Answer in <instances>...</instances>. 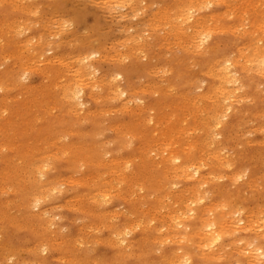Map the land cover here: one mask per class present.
Wrapping results in <instances>:
<instances>
[{
  "label": "rangeland",
  "instance_id": "obj_1",
  "mask_svg": "<svg viewBox=\"0 0 264 264\" xmlns=\"http://www.w3.org/2000/svg\"><path fill=\"white\" fill-rule=\"evenodd\" d=\"M3 1V0H2ZM1 0H0V3L2 2ZM4 1H6L5 3L4 2H2V4H0V5H2V6H0V24L2 25V30L0 29V31L2 32V34L0 33V38L1 39H3L4 40V42H3V40H0V43H1V41H2V43H1V45H2V47H1V45H0V62L2 61V63H0V66L2 67H0V88H2V90L0 89V111L2 110V107H3V111H1L0 113L1 114H3V116L0 114V117L2 118V120H1V118H0V132H3L4 133V135H5V133L8 131L9 132V129H10V132L11 133H6L7 135H5L4 137H3V133H1L0 134V140L2 141V140H4V141H2V143L0 142V147H1V151H0V170L2 169V168H4L3 170H5V171H8L7 173H9L8 175H7V173H6V175L5 174H3L2 172H0V204H1V209H0V218H1V222L3 223V225H2V223L0 222V243L2 242V244H0V264H25L26 262H28L29 264H45V262L47 263V264H66V262H67V264H99L98 262H97V260H99V262H101V260H103V262H101V264H105V262H106V264H122V262L123 261H125V263L123 262V264H147L146 262L148 261V263L149 264H159V262H160V264H171L170 263V261H171V259H173L174 257H172V254H173V252L175 253V258L174 259H176V257L178 258V257H182V255H183V252H184V254L186 253V254H188L189 256H190V260H191V263H189V264H201V263H203V262H205V261H207V263L205 262V264H230V263H232L233 261V264H236V263H238V261H241V263L240 264H245V262H246V264H253V262H250L249 260L251 259V260H255L256 258H258L259 260H257V262H260V263H258V264H264L263 262H262V260H264V256L261 258V256L260 255H257L256 254V258L254 257V255L252 254H249V253H247L248 252V250L246 249V248H248L249 246V244H253L257 239H258V242H255V243H257V244H255L254 243V245H256V246H258V245H260V246H262V249H263V251H264V226H263V224H264V218H263V216H264V213H263V215H262V212H264L263 211V209H264V189H260V187L262 186V182H260V181H258V180H260L261 179V177H262V180L261 181H263V183H264V158H263V156H264V130L262 131V132H260L259 130L261 129L262 130V127H263V129H264V125L263 126H260V125H262V124H264V117H262L261 115H263L264 116V92H262V91H264V74L263 73H259L258 71L257 72H254V71H256V70H254V69H252L251 70V72L253 73H250V71H249V73H248V69H251L250 67L249 68H245V66H247V64L244 66V63H245V60L247 59V56L245 57V55H247L248 53H246V52H250L249 53V55H248V57L252 54V53H254L253 51H255L257 48H262V47H264V40H263V38H262V36H264V34L262 33V32H264L263 31V29H264V27H262V26H264V14H262V12L264 13V8H262V7H264V4H261V3H264V1L263 0H248V2L246 3L247 5H249V3H253V1H254V3L252 4L253 6H252V8H249L250 6H251V4L249 5V6H247L250 10H248V12H247V7H246V5H245V2L243 1V3H242V5H241V0H231L232 1V4H230L231 3V1L230 0H227L228 1V3L230 4V5H228L227 4V1L226 0H222V1H217V2H213V1H215V0H197L196 1V3L197 2H199V4H198V8H202L203 7V4L206 2H208L209 3V5H210V8H209V5H208V3L206 4H204V5H206V6H204V10H202L201 9V11H199L198 13H196V16L197 17H199L201 14L203 15L202 17H203V19H202V23H205L206 25H204V24H201L202 25V29H204V30H202L201 32H209V33H211L210 34V38H209V40H208V43L206 42V43H203L205 46H209V47H205L203 44V48H210V49H208V51L207 50H203V48H202V46L200 45V43H201V41H200V39H197L196 41H197V45L199 46L200 45V47H198V46H196V44H194V41H193V31L191 32V30H189V28H187L188 26H189V24H182L181 26H184V28H182L181 29V27L179 26V28H177L178 26L177 25H174V24H176L177 22H179V20H177L178 18H177V12L176 13H174V14H172V8H173V10L174 9H176V8H178V6H180L181 4H185V2L186 1H188V0H136V4H135V2H134V0H132V2H134V4H132V3H130L131 2V0H127V1H124L123 2V0H116L115 1V4H114V0H108L107 2H106V0H104V1H102V0H32L33 1V3L32 2H30L29 0H21V2H19V0H13L15 3H12L13 1L11 0V2H10V0L9 1H7V0H4ZM17 1V2H16ZM22 1H24L23 2V5H25L26 7H27V5L26 4H28V5H30L29 3H31V5L30 6H28L27 8H31V10L33 11V13H25V12H28L29 11V9H27L26 7H24V6H20V5H22ZM25 1H26V3H25ZM29 1V2H28ZM98 1H100V2H98ZM117 1H119V2H117ZM178 1V2H177ZM195 1V0H194ZM210 1V2H209ZM250 1V2H249ZM258 1V2H257ZM12 4V6H10L11 4ZM104 2V4H102ZM110 2V3H109ZM117 2V3H116ZM172 2V3H171ZM179 2H180V4H179ZM202 2H204V3H202V6L200 7V5H201V3ZM224 2H225V4H224ZM5 5H4V4ZM25 3V4H24ZM47 3H49L48 5H47ZM97 3V4H96ZM119 3H120V5H121V8L119 7L120 5H119ZM178 3V4H177ZM212 3H214V5L212 4ZM215 3H217V4H220V5H217L216 6V4ZM222 3V4H221ZM239 3V4H238ZM261 5H260V4ZM16 4H17V6H16ZM18 4H20V5H18ZM41 4V5H40ZM107 4H112L111 5V7L112 6H114V8H113V10L111 9V7H110V5L108 6ZM118 4V5H117ZM130 4H132V5H130ZM254 4H256V5H254ZM41 6L40 8L38 7V6ZM43 5H46V6H43ZM50 5V6H49ZM119 7V8H117V6ZM122 5L123 6H126V7H122ZM130 5V6H129ZM169 5V6H168ZM172 5V6H171ZM233 6V8H232V6ZM238 5H240L239 7H238ZM259 5V6H258ZM263 5V6H262ZM43 6V7H42ZM108 6V7H107ZM131 6H133V7H131ZM167 6H168V8H167ZM228 6H229V8H231V9H229L228 8ZM231 6V7H230ZM234 6H235V8H234ZM243 8H242V7ZM254 6H256L255 8L257 9L258 8V10L261 8L262 9V12L259 10H256L255 8H254ZM258 6V7H257ZM262 6V7H261ZM14 7H17V9H15ZM22 7H24V8H26V10H25V12H24V9L22 8ZM38 7V9H36V8ZM50 7V8H49ZM106 7V8H105ZM116 7V8H115ZM239 9H238V8ZM247 8V9H245V10H243L242 11V13H241V9H244V8ZM14 8V9H13ZM23 9V11L21 10V9ZM33 8V9H32ZM107 8H109L110 10H108ZM159 8V9H158ZM166 10H165V9ZM227 8V9H226ZM239 10H237V9ZM34 9H36V11L37 10H39V11H35ZM162 11H161V10ZM163 9H164V11H163ZM170 10V12L171 13H169V11L168 10ZM206 9V10H205ZM232 9L234 10H237V11H233L232 12V14H231V11H232ZM28 10V11H27ZM159 10H160V12H161V14H160V12H159ZM178 10V9H177ZM177 10H175V11H177ZM256 10V11H258L257 13H256V11L254 12V11ZM35 11V12H34ZM158 11V13H156ZM165 11L167 12V13H165ZM175 11H173V12H175ZM221 11V12H220ZM224 11V12H223ZM227 11H228V13H227ZM4 12V13H3ZM220 13L219 14V16L218 17H216V14L214 15V13ZM223 12V13H222ZM245 12H247L248 13V15H247V13L246 14H244ZM250 12H252V13H250ZM254 12V13H253ZM213 13V14H212ZM221 13H222V15H221ZM224 13H226V15L224 14ZM235 13V14H234ZM240 13V14H239ZM259 13H261V14H259ZM29 14V15H28ZM35 15V16H33V15ZM164 14V15H163ZM166 14V15H165ZM172 14V15H171ZM206 14V15H205ZM207 14H210V15H208L207 16ZM233 14L235 15V16H233ZM243 15V16H240V15ZM249 14H250V16H249ZM251 14H253L252 16H251ZM255 14H257V15H255ZM50 15V16H49ZM154 15H157V16H154ZM159 15H160V17H159ZM174 15H176V17H172V16H174ZM212 15V16H211ZM224 15V16H223ZM232 15V16H231ZM255 15V18L253 19L252 17ZM20 17V18H18V17ZM33 18H32V17ZM44 16V17H43ZM165 16V17H164ZM168 16H171L172 18H174V20H176L177 22H175V21H171L172 20V18H171V20H169L167 17ZM212 18H211V17ZM221 16H223L222 18H221ZM237 16V17H236ZM258 16V17H257ZM261 16H263V17H261ZM28 17V18H27ZM42 17V18H41ZM52 17V18H51ZM154 17V18H153ZM201 16L199 17V18H202ZM215 17V18H214ZM246 17H249V18H246ZM5 18V19H4ZM7 18V19H6ZM15 18H17V20L15 19ZM25 18V19H24ZM30 18H32V19H30ZM40 18V19H39ZM50 18V19H49ZM53 18H55V20L57 21L58 20V22H59V20H63V22H61L62 24H65V23H67V24H65V25H67V26H65L64 25V27L59 23L58 24V26L59 25H61L62 26V28L60 27H58L57 26V23L58 22H56ZM155 18H157V20H155ZM160 18V19H159ZM163 18H164V20H163ZM176 18V19H175ZM207 20H206V19ZM213 19V20H215V23H214V21L213 20H211V19ZM221 18V19H220ZM229 18H231V19H229ZM233 18V19H232ZM257 18H258V20H257ZM262 18H263V20H262ZM27 19H28V23H31V24H26L25 23V20H26V22H27ZM39 19V20H38ZM48 19V20H47ZM52 19V20H51ZM169 21H168V20ZM205 19V20H204ZM216 19H220V23H218V21H216ZM240 19V20H239ZM242 19V20H241ZM249 21H248V20ZM3 20H5V21H3ZM24 20V21H23ZM29 20H30V22H29ZM33 20V21H32ZM37 20V21H36ZM40 20L42 21L41 23H46L47 21H48V23H46L45 24V27L43 26L44 24H42L41 25V23H40ZM47 20V21H46ZM166 20H167V22H169L168 24H169V26H168V24H166L167 22H166ZM252 20H254L253 21V26H250V23H251V25H252ZM255 20H257V22L255 21ZM259 20H260V24H259ZM32 21V22H31ZM50 21V22H49ZM151 21H152V23H151ZM161 21V22H160ZM164 21V22H163ZM172 22V24H171V22ZM208 21H209V23H208ZM241 21V22H240ZM244 22V25H245V22L246 21H248L247 23L249 24H247V25H243L242 23ZM263 21V22H262ZM3 22H4V24H3ZM8 22V23H7ZM13 22V23H12ZM19 22V23H18ZM23 22L24 24H22L21 25V23ZM33 22H36L35 24L33 23ZM52 22V23H51ZM55 22H56V25H53V24H55ZM154 22V23H153ZM159 22V23H158ZM166 22V23H165ZM174 22V23H173ZM210 22L213 24H218L216 27H214L212 24H210ZM217 22V23H216ZM239 22H240V25H242L243 26V29H244V31L245 30H247V31H243L242 30V26H240V25H238L239 24ZM257 24H256V23ZM7 23V24H6ZM32 23H33V25H32ZM38 23V25H36ZM39 23H40V25H39ZM49 23H51L53 26H55V28H53V26L51 25V24H49ZM157 23V24H156ZM162 23V24H161ZM166 24V26H165V24ZM231 23V24H230ZM234 25H233V24ZM6 24V25H5ZM10 24V25H9ZM16 24V25H15ZM19 26H18V25ZM152 24H154L155 25V28H156V25H158V27L156 28V29H152V28H154V25H151ZM164 24V25H163ZM238 25V27H237V25ZM259 24V25H258ZM263 24V25H262ZM10 26V27H8V29H6L5 30V28H7V26ZM14 27V28H16L17 30H15L12 26ZM15 25V26H14ZM21 25V26H20ZM23 25H24V27H23ZM25 25H26V27H25ZM28 25V26H27ZM46 25H51L50 27L52 28V30L51 29H49V26H46ZM162 25V26H161ZM172 25H174L173 27V30L172 31H176L177 33H176V35H175V32H173L172 33V31L170 32V33H168V31H166L165 29H164V27L167 29V30H169V28H172L171 26ZM210 25H212V27H210ZM222 25H223V27H224V25H226L225 27L228 29H226V28H223L222 27ZM228 25H230V26H228ZM234 27L233 29H232V26ZM257 27H256V26ZM3 26H4V28H3ZM31 26H33L32 28H31ZM40 26V27H39ZM42 26V27H41ZM56 26L58 27V29H59V32H58V30H57V32L58 33H56ZM164 26V27H163ZM168 26V27H167ZM185 26H186V28H185ZM207 28H206V27ZM208 26H209V28H208ZM261 27V28H263L261 31H260V29L261 28H258V27ZM21 27V28H20ZM26 30L27 29V27H30L31 29H27L26 30V32H25V30L23 29V28ZM46 27H48L47 29H46ZM204 27V28H203ZM214 27V28H213ZM221 27V29L219 30V28ZM228 27H230L231 29H229ZM236 27L238 28V29H236ZM247 27V28H246ZM259 29V30H253V29H251V28H254V29ZM9 28L11 29L10 31H7V30H9ZM200 28V29H201ZM205 28L207 29V30H209V31H205ZM213 28V29H212ZM18 29H20V30H18ZM49 29V30H48ZM163 29V30H162ZM176 29V30H175ZM178 29H181V31H179ZM216 29V30H215ZM239 29H240V31H239ZM250 29V30H249ZM3 30L4 31H6V32H10V35L8 34V33H6V35H5V33H3ZM43 30H46V32L44 31V33H43ZM47 30H48V32H47ZM53 30H54V32H53ZM64 30V31H63ZM154 30V31H153ZM156 30V31H155ZM161 30V31H160ZM178 30V31H177ZM211 30V31H210ZM226 30V31H225ZM229 30H230V32H229ZM238 31V33H237V31ZM243 31V33L242 34H244V35H242L241 34V32ZM21 33V32H25V34L23 35H21L19 32ZM41 31V32H40ZM62 31V32H61ZM161 32V34H160V32ZM164 31V32H163ZM184 31H186V32H183ZM220 33H219V32ZM221 31H224V32H221ZM232 31H234V32H232ZM249 31H250V33H249ZM251 31H252V33H251ZM12 32H18V34L17 33H15V34H13ZM39 32L40 33H43V35L45 36H43L44 38H43V40L41 39L42 38V34L40 35L41 37H39L38 35H39ZM53 33V35H51L50 33ZM167 32V33H166ZM179 32V33H178ZM182 32V33H181ZM232 32V33H231ZM247 32V33H246ZM255 32V33H254ZM11 33H12V35H11ZM47 33H49L51 36H48V34ZM157 33V34H156ZM164 33H166V34H164ZM216 33V34H215ZM237 33V34H236ZM258 33H260V34H258ZM19 34L22 36H19ZM30 34L32 35V37L34 38V40H33V38L32 37H29L30 36ZM38 34V35H37ZM139 35V36H135V35ZM162 34H164V36H162ZM170 34V35H169ZM182 34L184 35L183 36V38H182ZM185 34H187V35H185ZM235 34V35H234ZM241 34V35H240ZM248 34H257V35H255L254 37L252 36V35H248ZM263 34V35H262ZM7 35H9V37L7 36ZM13 35L14 36H19V39H18V36L16 37L17 38V41H16V39H15V41L14 40H10V38L11 39H13L12 37H13ZM34 35V36H33ZM128 35H129V38L130 37H133L134 39L136 38L137 40V42H135V43H133L135 40L132 38V40H129V42L128 41H126V39H128ZM132 35H134V36H132ZM172 35V37H170ZM175 35V36H174ZM189 35H191V36H189ZM240 35V36H239ZM2 36V37H1ZM7 36V37H6ZM168 36V37H167ZM181 37V39L179 38L178 39V37ZM186 36V37H185ZM188 36V37H187ZM259 36H261V43H259L260 41H258V39H260V37ZM31 38L30 39V41L28 40V38ZM38 37V38H37ZM141 37V38H140ZM165 37V39H163ZM167 37V38H166ZM200 37V36H199ZM257 37V38H256ZM9 39V43L10 44H8V42L6 41V39ZM15 38V37H14ZM25 38H27V39H25ZM36 38L38 39V40H36ZM45 38L47 39V41L45 40ZM140 38V39H139ZM143 38V39H142ZM171 38V39H170ZM173 38H174V40H173ZM175 38H177V39H175ZM189 38V39H188ZM191 38V39H190ZM201 38V37H200ZM235 38V39H234ZM239 38V39H238ZM7 39V40H8ZM24 39L25 40H28V41H25L24 42ZM42 40V42H38V41H41ZM131 39V38H130ZM141 39H142V42H141ZM255 39H257V40H255ZM20 40V41H19ZM46 42H45V41ZM48 40H50V41H48ZM134 40V41H133ZM165 40V41H164ZM169 40V42H167ZM172 40V41H171ZM179 40V41H178ZM183 40V42H181ZM185 40L187 41H189V43H190V41L192 40L193 42H191L190 44L188 43V42H185ZM198 40L200 41V43L198 42ZM239 40V41H238ZM253 40H255V42H253ZM22 41L24 42L23 44H21L22 43ZM31 41H34V42H31ZM36 41L38 42V43H36ZM43 41H44V43H43ZM131 41V42H130ZM138 41H140L141 43H139ZM146 43H145V42ZM257 41H258V43H259V45L261 44V46H259L258 45V43H257ZM13 42V43H12ZM18 44H16V43ZM31 43V46L33 45H37V46H35L34 48H35V51H37L38 50V48H41L42 47V49L43 50H41V49H39V54L41 53V52H43L44 50H45V48H44V46H42L43 44L45 45V47L47 48L43 53H42V55H43V57H45L44 59V61H43V58H42V56H41V54H40V56H39V54H38V51H37V53L35 52L34 54H32V55H36V56H31V54H29V53H32V52H34V50H33V47H30L29 46V48H30V50H27V49H29L28 48V45ZM122 42H124L123 44H122ZM126 42H128L129 44L131 43V45H130V47L129 46H127L126 45ZM164 42V43H163ZM167 42V43H166ZM177 42H179L178 44H180V42H181V44L180 45H178L177 44ZM244 42L245 43H247V44H249L250 46H246L245 47V45H247V44H244ZM253 42V44H251ZM263 42V43H262ZM3 43H5V45L3 44ZM40 43L42 44V45H40ZM46 43H48V45H46ZM49 43H51V44H49ZM78 43V44H77ZM139 43V44H138ZM147 43H148V45H147ZM161 43H163L164 45H160ZM168 43H169V46H168ZM183 43V44H182ZM221 43V44H220ZM16 44V45H15ZM25 44V45H24ZM26 44H27V47H26ZM39 44V45H38ZM58 44H61V45H58ZM143 44H145V46L143 45ZM189 44V46H186V45H188ZM207 44V45H206ZM216 44H218V48H216L217 47V45ZM220 44V45H219ZM3 45H4V47H3ZM22 45V46H21ZM125 45V46H124ZM133 45V47H131ZM141 45H143L144 47L142 48V46ZM183 45H184V48H183ZM196 47H195V46ZM241 45V46H240ZM251 45H255V46H251ZM18 46H20V47H18ZM41 46V47H40ZM58 46V47H57ZM122 46H124L125 48H121ZM137 46V47H136ZM168 46V47H167ZM182 46V47H181ZM191 46V47H190ZM196 48H194V47ZM211 46V47H210ZM216 46V47H215ZM256 46H259V47H256ZM21 47H24L23 49H21L22 50V52H23V55L21 54V53H19L17 50H19ZM128 48V50H124V49H127ZM138 47H140V48H138ZM183 48V49H181L180 50V48ZM188 47L190 48V49H188ZM193 47V48H192ZM212 47H213V49H212ZM214 47H215V50H214ZM241 48V49H239V50H237L238 48ZM245 47V48H244ZM250 47H254L255 49L253 50L252 48H250ZM3 50H2V49ZM58 48H59V50H58ZM74 48V49H73ZM102 48H104V49H102ZM119 48H120V50H119ZM142 48V49H141ZM186 48V49H185ZM200 48H202V49H200ZM250 48V51H248V49ZM25 49V50H24ZM37 49V50H36ZM102 49V51H100ZM129 49H130V51H129ZM185 49V50H184ZM193 51H192V50ZM247 49V51H245ZM11 50L12 51H14V53L13 52H11ZM31 50H33V51H31ZM74 50V51H73ZM80 50V51H79ZM117 50V51H116ZM134 50V51H133ZM138 50H140V52H138V54H136L137 53V51ZM187 50V51H186ZM201 52H200V51ZM241 50L244 52V54L241 52ZM2 51V52H1ZM9 51H10V53H9ZM15 51H17V52H15ZM20 51V50H19ZM27 51H29V53L27 52ZM55 51H57V52H55ZM116 51V52H115ZM118 51H119V53H118ZM122 51V52H121ZM123 51H129V52H127V53H130L129 55H127L126 53H124ZM190 51V52H189ZM199 51V52H198ZM202 51H204V53H205V55H204V53L202 52ZM205 51H207V52H205ZM215 51V52H214ZM4 52H8V54L6 55ZM57 53V55H53V53ZM62 52H63V54H64V56H63V54H62ZM80 52V53H79ZM82 52V53H81ZM83 52H85L84 54H83ZM86 52H87V54L89 55V52L90 53H94L93 55H92V57H93V59H91L90 60V64H94V68L92 67L91 68V70H90V67H89V65H88V67H89V71L87 70V66H86V63H83L82 64V59L85 57V56H87V55H85L86 54ZM131 52H133L132 54H131ZM136 52V53H135ZM228 52H229V54H228ZM241 53V54H239L238 55V53ZM12 53H13V55H12ZM17 53H19V54H17ZM72 53V54H71ZM120 53H121V55H127L126 57L127 58H124L123 56H120ZM123 53V54H122ZM194 53V54H193ZM201 53V54H200ZM233 53V54H232ZM235 53V54H234ZM3 54V55H2ZM9 54H11V56L9 55ZM14 54L16 55L17 54V56H20V54L22 55L21 57H22V59H26V56L27 55H29V57L31 56L32 57V59H30L29 58V60H28V62L26 61V60H24V63L25 62H27V63H30V64H28L27 65V63H22V61H21V57L20 58H18L17 59V56H15L14 57ZM24 54H26V55H24ZM37 54H38V57L40 58H38V59H34V57L36 58L37 57ZM45 54V55H44ZM61 55V56H63V57H65V58H63V57H61V56H58V55ZM67 54V55H66ZM79 54H81L80 56H82L81 58L79 57ZM207 54V55H206ZM224 56H223V55ZM231 54V55H230ZM237 54V55H236ZM70 55V56H69ZM72 55V56H71ZM76 55H78V57H79V59L81 60L80 62H79V59H78V57L76 56ZM84 55V56H83ZM105 55V56H104ZM131 55V56H130ZM135 55V56H134ZM228 55V56H227ZM229 55L231 56L230 57V59L232 58V57H234V58H232L233 60H238L239 62V67L242 69V68H244L243 69V72H240V75H238L239 77H241V75H242V79L244 80V83H245V85H246V87H248V88H241L240 90L242 91L240 94H238L240 91H238V93H235L234 95L235 96H237L238 95V98L236 97V99H240L239 97H241L242 99H240L239 101L237 100H235V98H234V100H235V102H233L232 100H233V96L231 95V97H229L230 99H223L224 97L223 96H219L218 94H222V88L223 87H221V85L219 84V82H218V80L216 79V70H218V66L221 64V62H224V60L227 58V59H229ZM236 55V56H235ZM9 56V57H8ZM24 56V57H23ZM58 57V60H57V57ZM68 58H67V57ZM107 56V57H106ZM115 56H117L118 58H116ZM130 56V57H129ZM178 56V57H177ZM192 56V57H191ZM3 57L5 58V60L3 59ZM11 57H13L14 59H10ZM55 57L56 59L55 60H53V58ZM72 57H77L76 59H78V61H76L75 60V58L73 59ZM121 59H120V58ZM184 57V58H183ZM223 57V58H222ZM224 57H225V59H224ZM7 58L9 59L8 61H7ZM27 58H28V56H27ZM47 58H49V61H48V59ZM63 58V59H62ZM180 58V59H179ZM181 58H183V61L181 60ZM192 58V59H191ZM194 58V59H193ZM218 58V59H217ZM221 58V59H220ZM246 58V59H245ZM20 59V60H19ZM42 59V60H41ZM47 59V60H46ZM51 59H52V61H51ZM59 59H60V63H59ZM62 59V60H61ZM71 59H73V60H71ZM115 59H119L118 60V62L120 63V62H122V63H117V61L115 60ZM192 61H191V60ZM223 59V60H222ZM14 60H15V62H14ZM30 60H32L33 62H31ZM34 60H36V62L35 63H38L39 61H40V63H38V65L37 64H35L34 63ZM39 60V61H38ZM68 60H69V62H68ZM73 61L72 63H73V65H74V63H75V65H74V67H73V65H71L72 63H71V61ZM120 60H122V61H120ZM181 60V61H180ZM187 60V61H186ZM191 62H195V63H191L190 64V61ZM217 60V62L215 63L214 61H216ZM243 60V61H242ZM3 61H7V64H5V63H3ZM54 61V62H53ZM62 61V62H61ZM185 61V62H184ZM241 61L243 62L242 63V65L244 66V67H242V65H241ZM42 62V63H41ZM48 62V64H45V63H47ZM58 63V65H56V64H54V63ZM68 64H70V65H68ZM77 62H79L78 64H80V65H83V66H85V68L84 67H81V68H79L80 67V65H79V67H78V64H76ZM15 63V64H14ZM20 63H21V65L23 64L24 65V68L25 67H29L28 69H29V71H28V69H24V68H22L23 67V65L21 66L20 65ZM34 63V64H33ZM66 63V64H65ZM204 63V64H203ZM208 63V64H207ZM215 63V64H214ZM3 66H2V65ZM32 64V65H31ZM49 64H51V72H53L51 75L49 74V76H47L48 75V73L47 72H49L50 71V69L48 68L49 67ZM60 64V65H59ZM65 64V65H64ZM189 64L191 65L190 67H189ZM218 64V65H217ZM223 64V63H222ZM17 65V66H16ZM34 65V66H33ZM54 65H56V66H54ZM198 65V66H197ZM211 65V66H210ZM248 65H249V63H248ZM14 66V67H13ZM18 66H20V67H18ZM30 66H32V67H30ZM35 66H37V68L35 67ZM41 68V70L43 69V74H42V71H40L39 70V67ZM52 66H54L53 68H52ZM58 66V67H57ZM62 66V67H61ZM193 66L195 67V66H197V68L195 67V69L193 68ZM208 66H210V67H208ZM35 67V68H34ZM59 67H61V68H59ZM66 67H70L69 69L67 68V70L65 69ZM170 67V68H169ZM189 69H188V68ZM207 67H208V69H207ZM212 67H213V71L215 72V73H213L212 74V72L213 71H211L212 70ZM10 68H13V70L11 69L10 70ZM17 68H19V69H17ZM20 68H22V69H20ZM47 68V69H46ZM58 68H59V70H58ZM75 68H77L76 70H74ZM84 68V69H83ZM169 68V69H168ZM172 68V70H170ZM190 68H193V69H190ZM219 68H220V66H219ZM16 69V70H15ZM45 69V70H44ZM82 69V70H81ZM87 70L88 72H86V71H84L83 73H85L86 72V74H87V78L88 79H86V76L85 77H78L79 75H82V74H79V75H77V73H81L83 70ZM166 69V71L165 72H170L169 74L168 73H165V78H164V74H163V77H162V70H165ZM216 69V70H215ZM10 70V71H9ZM25 70H26V72H25ZM46 70H48V71H46ZM62 70H64V71H61ZM68 72V73H66V71ZM77 70H80L79 72L77 71ZM92 70H94V71H92ZM169 70V71H168ZM209 70V71H208ZM8 71V72H7ZM16 73H15V72ZM18 71V72H17ZM39 71V72H38ZM70 71V72H69ZM74 71H76V74H75V72ZM94 72L93 73V75H92V72ZM185 72L184 74H183V72ZM206 71V72H205ZM19 72H21L20 74H18ZM47 73V75H45L46 73ZM50 72V73H51ZM58 72H60V74L58 75ZM63 72H65V73H63ZM91 72V73H90ZM161 72V73H160ZM180 72V73H179ZM190 72V73H189ZM195 72V73H194ZM6 73H8V74H10L11 76H8V74H6ZM23 73H26V74H23ZM73 73V74H72ZM88 73H90V74H88ZM182 73V74H181ZM194 73V74H193ZM18 74V75H17ZM64 74H65V78H66V80L64 79ZM86 74H83L82 76H84V75H86ZM105 74V75H104ZM109 74V75H108ZM159 74H161V75H159ZM167 74V75H166ZM179 74V75H178ZM209 74H211V76L209 75ZM260 74H262V75H260ZM4 75V76H3ZM6 75V76H5ZM24 75H26L25 77L27 78L26 80H25V78H23L24 77ZM61 75V76H60ZM67 75V76H66ZM215 75V76H214ZM13 76V77H12ZM17 76V77H16ZM19 76V77H18ZM22 76V77H21ZM28 76H29V78H28ZM55 76H57V78L59 77V79H58V81L56 80L57 78L55 77ZM72 76V77H71ZM75 76V77H74ZM90 76V77H89ZM105 76V78L104 79H108L110 76V78H111V80L113 79L114 81H113V83L112 82H110V85L109 84H107L109 81H111V80H108V82H105L106 80H104V79H101L102 77H104ZM109 76V77H108ZM178 76V77H177ZM213 76V77H212ZM262 76V77H261ZM3 77V78H2ZM6 77H7V79H6ZM21 77V78H20ZM49 77V78H48ZM53 77V78H52ZM68 77V78H67ZM76 77L78 78V80H79V78H80V80L78 81L77 79H76ZM112 77H114V78H112ZM177 77V78H176ZM191 77V78H190ZM8 78L10 79V82H9V80H8ZM19 78H20V80H25L26 81V83H23V81L21 82V81H18L19 80ZM48 78V79H47ZM61 78H63V79H61ZM70 78H71V80H70ZM73 78V79H72ZM75 78V79H74ZM81 78H82V80H81ZM162 78H163V80H162ZM176 78V79H175ZM3 79H6V80H3ZM13 79V80H12ZM61 79V80H60ZM194 79V80H193ZM3 80V82H4V84H3V86H2V81ZM8 80V81H7ZM59 80L61 81V82H59ZM100 80H102V82H100ZM151 80V81H150ZM193 81V84H192V81ZM251 80H253V81H251ZM24 81V82H25ZM63 81H64V83H63ZM82 81V82H81ZM100 83H99V82ZM191 81V83L189 84V82ZM195 81H197L196 83H195ZM251 81V82H250ZM10 84V85H8V83ZM11 82H13L14 84H16L15 86H13L12 85V83ZM16 82V83H15ZM17 82H21V84H19V83H17ZM71 83V85L73 84V82H75L77 85H73L74 87H79V86H81L82 87V85H83V90H84V94H83V101L84 102H86L87 101V104L89 105H86V107H85V109L84 110H81L79 107V109L77 110V112H76V105L78 106V104H77V101H73V103L71 104L70 102H71V99H70V97H68L69 95H68V93L67 92H64V88L66 87L65 86V84L66 85H68L69 83ZM81 82V83H80ZM83 82H86L85 84H90L88 87H85V84L83 83ZM164 82H168V86H167V83H166V85H164L165 83ZM205 82V83H204ZM59 83H62L63 85L61 86V84H59ZM74 83V84H75ZM83 83V84H82ZM93 83V84H92ZM94 83L96 84V85H94ZM115 83V84H114ZM151 83V84H150ZM152 83H154V84H152ZM17 84H19L18 86H17ZM78 84H82V85H78ZM97 84H99V85H97ZM111 84H113V85H111ZM146 84V85H145ZM157 86H156V85ZM184 84H186V85H184ZM197 84V85H196ZM212 84V85H211ZM214 84V85H213ZM257 84V85H256ZM258 84H260V85H258ZM33 85V86H32ZM94 85V86H93ZM148 85L150 86V87H148ZM170 85H171V87H170ZM172 85L174 86V88H176L177 89V91L174 89V88H172ZM184 85V86H183ZM190 85V86H189ZM196 85V86H195ZM248 85V86H247ZM6 86V87H5ZM11 86V91H10V87ZM17 86V87H16ZM23 86V87H22ZM30 86H32V88H29ZM34 86H36L35 87V89H34ZM40 86L41 87H43V89H41L40 88ZM65 86V87H64ZM91 86H93V87H91ZM96 86V87H95ZM109 86V87H108ZM112 86V87H111ZM152 86V87H151ZM155 87V89H154V87ZM168 87H170L171 88V90H170V88H169V92H168V90H166ZM176 86V87H175ZM198 86V87H197ZM218 87V89L217 90H215L214 91V87ZM233 88V86L232 85H229V87H228V89L227 88H225V90H228V91H231V87ZM13 87V88H12ZM46 87V88H45ZM59 87V88H58ZM94 87L96 88V90L94 89ZM120 89V90H122V91H125V95H124V97H121V96H123V95H121L120 96V93H121V91H119L120 93H118L116 90L118 89V88ZM141 87L143 88V90H144V88L145 87H147V88H149V89H146L145 88V92L141 89ZM255 87V88H254ZM259 88V89H261V90H255L254 91V89H256V88ZM7 88H9V89H7ZM37 88V89H36ZM90 88H92V90H90ZM129 88V89H128ZM199 88V89H198ZM7 89V90H6ZM62 89V90H61ZM136 89H137V91H136ZM140 89V90H139ZM151 89V90H150ZM177 92H175L174 90ZM187 89H189V91L187 90ZM6 90V91H5ZM28 90H30V91H28ZM60 90V91H59ZM66 90V89H65ZM111 90V91H110ZM129 90H130V92H131V94H130V92H129ZM133 90H135L134 92H132ZM142 90V91H141ZM148 90H150L151 92H152V90H154L152 93H149L148 92ZM158 90V91H157ZM174 92H173V91ZM191 90V91H190ZM244 90V91H243ZM5 91V92H4ZM8 91V92H7ZM68 91V90H67ZM95 91V92H94ZM113 91H116L115 92V95L117 96V97H119V98H117L116 96L114 97V92ZM155 91H156V93L157 92H159V93H157V95H155ZM160 91H161V93H160ZM186 91H187V93H186ZM246 91V92H245ZM260 93H259V92ZM31 93V94H29V93ZM91 92V93H90ZM128 92H129V94H128ZM137 92V93H136ZM143 92V93H142ZM171 92H173V93H171ZM183 92V93H182ZM190 92H192V93H190V95H187V96H189V97H187L186 95H184V93L185 94H189ZM210 92V93H209ZM219 92H221V93H219ZM237 92V91H236ZM247 92H249V93H247ZM257 92V93H256ZM28 93V94H27ZM67 93V94H66ZM90 93V94H89ZM96 95H95V94ZM179 93V94H178ZM181 93H182V95H181ZM212 93V94H211ZM215 93V95L217 96V97H215V95H213ZM245 93V94H244ZM247 93V94H246ZM258 93H259V95H258ZM19 94V95H18ZM66 94V95H65ZM94 94V95H93ZM126 94H128L129 95V97H128V95H126ZM140 94H142V95H140V99H142V101H141V103H140V101H138V99L139 98H137V96H139ZM167 94V95H166ZM174 94V95H173ZM193 94H195V95H193ZM249 94V95H248ZM7 95V96H6ZM23 95V96H22ZM24 95H26L25 97H24ZM43 95V97H41ZM68 95V96H67ZM89 95V96H88ZM92 95H93V98H92ZM98 95V96H97ZM135 95V98L133 97ZM179 95H181V96H179ZM248 97H250V96H252V98L250 97H248L247 99L245 98L246 96ZM253 95H254V97H253ZM14 96V97H13ZM31 96V97H30ZM65 96H67L66 98H69L70 100L69 101H65ZM94 96H95V99L97 98V100H95L94 99ZM184 96H186V97H184ZM198 96H200L199 98H198ZM212 96H214L215 98H217V100H215V98L214 97H212ZM218 96H219V98H218ZM242 96H245L244 98L246 99H243V97ZM257 96V97H256ZM6 97H7V99H6ZM16 97L18 98V99H16ZM29 97L32 99V101H31V99H29ZM34 97L36 98L37 97V99L35 100L34 99ZM59 97V99H57ZM128 97V98H127ZM130 97H131V99H130ZM190 97H191V99H190ZM197 97V98H196ZM212 98V100L210 99V101H208V98ZM220 97H222V98H220ZM256 97V98H255ZM15 98V100H13ZM24 98V99H23ZM65 98V99H64ZM174 98V99H173ZM184 98H186V99H184ZM196 98V99H195ZM204 98H205V102H204ZM206 98H207V100H206ZM214 98V99H213ZM232 98V99H231ZM255 98V99H254ZM5 99H6V101H5ZM12 100V102L10 101V100ZM19 99H21V100H19ZM27 99H28V101H27ZM62 99V100H61ZM123 99H126L125 101H128V103H129V105H127L126 103L124 104V100ZM179 99V100H178ZM195 101H194V100ZM201 101H200V100ZM219 99H221V102H219L220 100ZM251 99H253L254 100V102L251 100ZM9 100V101H8ZM39 100V101H38ZM45 100V101H44ZM58 100L59 101H61V105L59 104V102H58ZM144 100V101H143ZM156 100H158V102H156ZM162 100H163V102H162ZM178 100V101H177ZM203 100V101H202ZM231 100V101H230ZM242 100V101H241ZM246 102H245V101ZM2 101V102H1ZM5 101V102H4ZM33 101H35V102H33ZM62 101H65V102H62ZM122 101H124V102H122ZM133 101H134V103H133ZM160 101H161V103H160ZM187 101V102H186ZM222 101H224V102H226V106L224 105V102H222ZM228 101H229V103H228ZM248 101H252L251 103H247ZM7 102V103H6ZM8 102H9V104L11 105V107H12V105H13V109H11L10 108V106H9V104H8ZM11 102V103H10ZM23 102H24V105H23ZM32 102V104H29V103H31ZM58 102V103H57ZM68 102V103H67ZM170 102H172V104H170V105H172L171 107L169 106V103ZM179 102V103H178ZM186 102V103H185ZM190 102H191V104H190ZM195 104H194V103ZM198 102L199 103H201V104H198ZM208 102V103H207ZM214 102H216L215 104H214ZM230 102H231V104H230ZM4 103V104H3ZM8 105H6V104ZM33 103H37L36 105H34ZM43 103H46V105H44ZM64 103V104H63ZM121 103H122V105L124 106V107H126V108H124L123 106H121ZM131 103V104H130ZM143 103H144V106H143ZM175 103V105H173ZM178 103V104H177ZM182 103V104H181ZM207 103V105H208V107H207V105H204V104H206ZM223 103V104H222ZM247 103V104H246ZM42 104V105H41ZM60 106H59V105ZM66 104V105H65ZM67 104H69V105H67ZM70 104H71V106H72V108H71V106H70ZM74 104H76V105H74ZM142 104V108H143V111H142V114H141V116H140V114L138 113L139 112V110L141 111V106L140 105ZM145 104L148 106H146L145 107ZM162 104V105H161ZM187 104V105H186ZM193 104H194V106H195V108H193L194 106H193ZM214 104V105H213ZM218 104H220L219 105V108L220 109H222V113H221V110L220 109H218ZM231 106H230V105ZM239 104V105H238ZM2 105V106H1ZM15 105V106H14ZM25 105H30V106H25ZM47 105H48V107H47ZM125 105H127V106H125ZM134 106V107H132V106ZM161 105V106H160ZM168 105V106H167ZM177 105H179V106H177ZM180 105H181V107H180ZM185 105V106H184ZM189 105H191V106H189ZM197 105H199V106H197ZM204 105V106H203ZM222 105V106H221ZM224 105V106H223ZM5 106H7L8 108H5ZM23 106H25V107H23ZM31 106H35L34 108V110H33V107H31ZM57 106L59 107V109L57 110ZM67 106L68 107H70V108H67ZM75 106V107H74ZM88 106V107H87ZM130 107V109H129V107ZM139 107V108H137V107ZM187 106H189V107H187ZM200 106H202V108H200ZM214 108H213V107ZM228 106H230V109L226 112V110L225 109H227L228 108ZM234 106V108L232 109V107ZM241 106V107H240ZM21 107V108H20ZM51 107V108H50ZM64 107V108H63ZM119 107H123L124 109H122V111H121V108H119ZM132 107V108H131ZM150 107V108H149ZM168 107H169V109H168ZM175 107V109H172V108H174ZM176 107H177V109H176ZM184 107V108H183ZM185 107H187L188 108V110H187V108H185ZM197 107V108H196ZM199 107V108H198ZM204 107V108H203ZM224 107V108H223ZM237 107V108H236ZM5 108V109H4ZM27 108V109H26ZM30 108V109H29ZM37 108V109H36ZM46 108V109H45ZM67 108V109H66ZM94 108V109H93ZM138 110H137V109ZM141 108V109H140ZM151 109V108H153V109H155L154 111L152 110L151 112H149V110L148 111H146L147 109ZM159 108H161V109H159ZM163 108H164V110H163ZM180 108H181V110H180ZM190 108V109H189ZM216 108L218 109L217 111L219 112V113H217L216 112ZM8 109V110H7ZM10 109V110H9ZM48 109H50V110H48ZM62 109V110H61ZM71 109H73V111L71 110ZM90 109H92L93 110V112L94 113H92V111H90ZM129 109V110H128ZM134 109H136V110H134ZM145 109V110H144ZM159 109V110H158ZM166 109H167V111H166ZM183 109H185V110H183ZM197 109H199L198 111H197ZM205 109V110H204ZM232 109V110H231ZM238 109V110H237ZM11 110H14V111H11ZM19 110V111H18ZM23 110V111H22ZM33 110V111H32ZM36 110V111H35ZM67 110H68V112H67ZM69 110H71V111H69ZM97 110V111H96ZM125 110V111H124ZM131 110V111H130ZM134 110V111H133ZM189 110H191V111H189ZM193 110H195V111H193ZM202 110H204V111H202ZM231 110V111H230ZM234 110H237V111H239L240 110V112L242 113H240V112H235ZM263 111V113H262V111ZM25 111H26V115H25ZM27 111H29V112H27ZM38 111V112H37ZM49 111V112H48ZM58 111H60V112H58ZM78 113V116H77V114L75 113ZM78 111H80V112H78ZM171 112V115H170V112ZM172 111H174V112H172ZM179 111V112H178ZM189 111V112H188ZM205 111H208V113L206 112L205 113V115H204V113H202V112H205ZM229 111H230V113H229ZM232 111H234V112H232ZM248 113H247V112ZM256 111V112H255ZM259 111V112H258ZM10 112V113H9ZM12 112V113H11ZM41 112V113H40ZM70 112V113H69ZM82 112V113H81ZM88 112H89V114H88ZM97 112V113H96ZM133 112V113H132ZM155 112V113H154ZM166 112H168V113H166ZM175 112H178L177 113V116H179V118H180V120H179V118H178V120H177V118L176 117H173L174 115L176 116V114H174L173 115V113H175ZM185 112V113H184ZM187 112V113H186ZM195 112H197V113H195ZM199 112V113H198ZM214 112H216V113H214ZM225 114H229V116L228 115H226L225 117H223V114L224 113ZM244 112V113H243ZM249 112H251V113H249ZM261 112V113H260ZM37 113H38V116H37V118L39 119H36V115H37ZM49 113V114H48ZM51 113V114H50ZM58 113H59V115H61L60 117H59V115H58ZM81 113V114H80ZM96 113V114H95ZM135 113V114H134ZM138 115H137V114ZM149 113L151 114V113H154V115H156L155 117L153 116V115H149ZM184 113V114H183ZM190 115H189V114ZM221 113V114H220ZM248 115H247V114ZM255 113H259V116H256V115H258V114H255ZM19 114H22L21 116L19 115ZM24 114V115H23ZM36 114V115H35ZM45 114V115H44ZM55 114H56V116H55ZM65 114H67V115H65ZM70 114H72V115H70ZM82 114H85V115H82ZM90 114L91 115H93V116H91L90 117ZM95 114V115H94ZM130 114V115H129ZM133 114V115H132ZM165 116H164V115ZM166 114H169L168 116L166 115ZM193 114V115H192ZM196 114H198V118H196L197 117V115ZM199 114H200V116H199ZM201 114H203V115H201ZM208 114V115H207ZM209 114H211V115H209ZM216 114H220L219 116H220V121L221 122H223V126H222V124L221 125H217L218 123L216 122V120H215V118H216V116H218V115H216ZM246 114V115H245ZM253 114H254V116H253ZM261 114V115H260ZM4 115H5V117H6V115H8L6 118L4 117ZM19 115V120H17V116ZM64 115V116H63ZM87 115H89V116H87ZM146 115H149L150 116V118L152 119H150L149 118V116L147 117ZM161 115V116H160ZM184 115H186V116H184ZM187 115H189V116H187ZM192 115V116H191ZM212 115H214L215 117H213ZM245 115V116H244ZM13 116V117H12ZM23 116V117H22ZM26 116V117H25ZM35 116V117H34ZM40 116H42V117H44L43 119H40ZM65 116H68L67 118H65ZM70 116H72L71 118V120H74V121H71L70 120ZM80 116H85L84 117V119H83V117L81 118ZM161 117V119H163V120H160V117ZM167 116V117H166ZM172 116V118H171V120H170V117ZM210 116H212V118L210 117ZM218 116V117H219ZM17 117V118H16ZM22 117V118H21ZM25 117V118H24ZM32 117H34V119L36 120V122H35V120H34V122H32L33 120H30ZM50 117V118H49ZM135 117H137V118H139V120H141L140 121V123H139V120H137ZM157 117H158V119H157ZM163 117V118H162ZM185 117H189L188 119L187 118H185ZM193 117H195V118H193ZM202 117V118H201ZM207 117H209L208 119H210L211 121H213V122H211V121H209L208 119H207ZM260 117H262V118H260ZM16 118V119H15ZM57 118V119H56ZM81 118V119H80ZM143 118H144V120H143ZM146 118V119H145ZM149 118V119H148ZM167 118H169V122H167L168 121V119ZM173 118H175L174 119V122H173ZM183 118V119H182ZM201 118V119H200ZM213 118H214V120H213ZM223 118V119H222ZM251 118V119H250ZM6 119V120H5ZM15 119V120H14ZM49 119H50V121H49ZM65 119V120H64ZM134 119V120H133ZM148 119V120H147ZM155 119V120H154ZM167 119V121L165 122L164 120H166ZM185 119H187V121L188 122H186V120ZM194 119H195V121H194ZM223 121H222V120ZM239 119V120H238ZM250 119V120H249ZM13 120L15 121V122H13ZM43 120V121H42ZM77 120H78V122H77ZM126 120V121H125ZM135 120H136V122H135ZM142 120L145 122V126H144V123L142 122ZM145 120H147V122L149 121V123H150V125L149 124H146V121ZM157 120V121H156ZM176 120V121H175ZM201 120V121H200ZM206 120H208V121H206ZM246 120V121H245ZM9 121H11L12 122V124L9 122ZM17 121V122H16ZM21 121V122H20ZM23 121V122H22ZM90 121V122H89ZM93 121V122H92ZM94 121H95V123H94ZM153 121H156V122H153ZM161 122V124L162 125H159V123H157V122ZM201 123H199V122ZM203 121H206V122H203ZM243 121H245V123L246 124H248V125H246V124H244L243 123ZM252 121H253V123L254 124H252ZM29 122V123H28ZM31 122H32V125H33V123H34V125L33 126H31ZM39 122H42V124L41 123H39ZM50 122V123H49ZM64 122H65V124H64ZM70 122V123H69ZM77 122V123H76ZM92 122V123H91ZM97 122V123H96ZM126 123V122H128V125H126L125 124V127H123L124 126V124H122V123ZM129 122H130V124H129ZM164 122V123H163ZM198 122V123H197ZM209 124H208V123ZM217 124H216V123ZM220 122V123H221ZM250 122V123H249ZM16 123V124H15ZM17 123H19V124H17ZM23 123V124H22ZM131 123H132V126H131ZM143 123V124H142ZM154 123V125H152ZM155 123H157L156 124V126H155ZM165 123H167V126L165 125ZM168 123H170V124H168ZM174 123H176V125L174 124ZM183 123V124H182ZM189 123V124H188ZM205 123H207L206 125H205ZM234 123V124H233ZM259 123H262V124H260L259 125ZM29 126H27V125ZM61 124V125H60ZM119 124V125H118ZM121 124H122V126H121ZM136 124H138L139 125V127L138 126H136ZM171 124H172V126H171ZM182 124V125H181ZM185 124V125H184ZM188 124V125H187ZM196 124L197 126L195 127L194 125ZM211 124H213L216 128H214V126L212 125L211 126ZM232 124H233V127H234V129L232 128ZM236 124H239V125H236ZM250 124H251V126H250ZM6 125V126H5ZM22 125V126H21ZM68 125V126H67ZM113 125H115V126H113ZM159 125V126H158ZM163 125H165V126H163ZM168 125H169V128H170V131H169V129H168ZM175 125V126H174ZM180 125V126H179ZM183 125H184V127H185V129L183 128V130H181L182 129V127H183ZM199 125H201L200 127H199ZM244 125V126H243ZM256 125V126H255ZM258 125V126H257ZM8 126V130L6 129V127ZM16 126V127H15ZM42 126V127H41ZM53 126V127H52ZM67 126V127H66ZM94 126V127H93ZM110 126H112V127H110ZM117 126V127H116ZM153 126V127H152ZM157 126H158V128H160L159 129V135L156 133L157 131H158V129H157ZM178 126V127H177ZM194 127L195 129H193L192 127ZM204 126V127H203ZM209 126H211V127H213L212 129H211V127H209ZM220 126H222V127H220ZM19 127V128H18ZM22 127V128H21ZM30 128V129H28V128ZM59 127V128H58ZM61 127V128H60ZM64 127H66V128H64ZM74 127V128H73ZM96 127V129L98 128V130H96V129H92V128H95ZM99 127H100V129H99ZM122 128L121 130L119 129V128ZM128 127V128H127ZM133 128V130L131 131L130 129H132ZM135 127H136V129H137V127H138V129H140V130H142V128H143V130L142 131H137V130H135ZM140 127H142V128H140ZM146 127V128H145ZM162 127H163V130H162ZM164 127H166V128H164ZM180 127V128H179ZM187 127V128H186ZM208 127V128H207ZM252 127H254V128H252ZM261 127V128H260ZM3 128H5V129H3ZM24 128V129H23ZM32 128V129H31ZM38 129V132H36L35 133V131H37L36 129ZM68 128H70V129H68ZM102 128V129H101ZM116 128H117V130H116ZM124 128V129H123ZM151 128V129H150ZM171 128L172 129H177V128H179V130L181 131H179L178 129V131L179 132H174V130H171ZM188 128H190V129H188ZM202 128H203V130H202ZM232 128V129H231ZM255 128L257 129V130H255ZM20 129V130H19ZM22 129V130H21ZM92 129V130H91ZM126 129H129L131 132H134L137 136H134V134L133 135H128V133H129V131L128 130H126ZM146 131H145V130ZM155 129H157V130H155ZM165 129H167V130H165ZM188 129V130H187ZM203 131V133H202V131ZM208 129V130H207ZM209 129H211V130H209ZM214 129V131L213 132H215V130H216V133L217 134H215L217 137V139H219L218 141H216L217 139H215V135L212 133V132H210V133H208L209 131H212ZM243 129H246V130H243ZM252 129H254V130H252ZM3 130V131H2ZM7 130V131H6ZM27 130H29V133H28V131ZM33 130V132H34V134H33V132H32V134H31V131ZM69 130V131H68ZM72 130H76L75 131V133H74V131H72ZM90 130L93 132V133H90ZM95 130H96V132H95ZM116 130V131H115ZM123 130H126V131H128L127 132V134L126 133H124V131ZM149 130H151L150 132H149ZM153 130V131H152ZM188 131V133H187V131ZM189 130H191V131H189ZM199 130V131H201V132H197V131ZM242 130V131H241ZM251 130V131H250ZM6 131V132H5ZM27 131V132H26ZM46 131V132H45ZM136 131V132H135ZM144 131V135H145V138H143V139H147L146 141H150V140H156V138L159 136V139H157V140H159L158 141V145H157V148H156V150H157V156L155 157V153H151L150 152V150L148 149V148H146V146L145 145H143V143L145 142V140H143V139H141V137H142V135H140L139 133L141 132H143ZM155 131V132H154ZM167 132V133H170L171 134V136H169L170 134H167L166 133V135H165V133L163 134V132ZM177 135V136H175V137H173L172 135H175L173 132ZM195 131H196V133H195ZM205 131H208V132H205ZM235 131V132H234ZM243 131H245V132H243ZM248 131H250L249 133H248ZM255 131V132H254ZM259 131V132H258ZM64 132H66V133H64ZM67 132H69V133H71V134H67ZM130 132V133H131ZM148 133L149 132V134H146V133ZM153 132H154V135H153ZM172 132V133H171ZM182 132H184V135H182ZM185 132L188 134H185ZM193 132V133H192ZM247 132V133H246ZM43 133V135H41ZM48 135H47V134ZM72 133H74V134H72ZM77 133V134H76ZM119 133H122V134H119ZM163 135H162V134ZM201 133V135H197V134H200ZM206 133V134H205ZM210 134V135H208V134ZM236 133V134H235ZM237 133H239V134H237ZM242 133V134H241ZM45 134V135H44ZM57 134V135H56ZM80 136H79V135ZM92 134V135H91ZM118 134V135H117ZM124 134L126 135V136H124ZM138 134H139V136H138ZM180 134V135H179ZM189 134H190V136H189ZM233 134V135H232ZM243 135V136H247L246 138L245 137H242L241 135ZM246 134V135H245ZM65 136V137H67L68 139L66 140V138L65 137H63V136ZM89 135V136H88ZM91 135V136H90ZM129 137H128V136ZM148 135V136H147ZM161 135V136H160ZM192 135V136H191ZM193 135H195L194 137H193ZM213 135H214V137H213ZM238 135V136H237ZM240 135V136H239ZM46 136V137H45ZM52 136V137H51ZM56 136H61L60 138L59 137H55ZM72 136V137H71ZM86 136H88V137H86ZM132 136V139L129 141V139L128 138H130ZM166 136V137H165ZM179 136H181L182 138H183V136H186V137H184L185 139H186V141H184V139H182V138H179V140L181 139L182 140V142H181V140H180V144H179V140H178V137ZM209 136V137H208ZM226 136V137H225ZM233 136V137H232ZM249 136V137H248ZM15 137V138H14ZM24 137V138H23ZM29 137V138H28ZM34 137V138H33ZM36 137V138H35ZM41 137V138H40ZM46 138V140H48L49 139V137H50V139H51V141L55 138V140L54 141H52L53 143L54 142H56L55 144H52V143H50V144H48L49 142H51L50 141V139H49V141H46L45 140V138ZM70 137V138H69ZM80 137V138H79ZM127 137V138H126ZM139 137V138H138ZM144 137V136H143ZM149 137H151V138H149ZM162 137V138H161ZM164 137H165V139H164ZM170 137H172L170 140H169V142H168V139L170 138ZM177 137V138H176ZM188 137V138H187ZM190 137H192V138H190ZM236 137V139H234ZM238 137V138H237ZM239 137H240V139L242 140H240L239 139ZM23 138V139H22ZM27 140H26V139ZM39 138H40V141H39ZM43 138V139H42ZM48 138V139H47ZM59 138V142L57 141V139ZM64 138V139H63ZM113 138H120L119 140L118 139H113ZM135 140H134V139ZM149 138V139H148ZM153 138V139H152ZM168 138V139H167ZM198 138V139H197ZM206 138V139H205ZM207 138H209L210 140L212 139V138H214L213 140H215V142L216 143H214V141L213 140H211V141H213V143L214 144H212V142L209 140V139H207ZM225 138L226 139H229V141H227V140H225ZM233 138V139H232ZM244 138V139H243ZM249 138V139H248ZM252 140H251V139ZM20 139H22L23 140V142H21L20 143ZM30 139V140H29ZM33 139V140H32ZM36 139V140H35ZM63 139V140H62ZM70 139V140H69ZM77 139H79V141L77 140ZM81 139V140H80ZM121 139H123V141L121 140ZM164 139V140H163ZM173 139V140H172ZM175 139V140H174ZM178 141H177V140ZM188 139H190V140H188ZM194 139V141L195 142H193L192 140ZM239 139V140H238ZM69 140V141H68ZM76 140V141H75ZM88 140H90V141H88ZM114 140V141H113ZM126 140H128V142H130L131 144H133V146H134V150H132L133 149V146L130 144V143H128ZM133 140V141H132ZM163 142H161V141ZM167 140V141H166ZM200 140V141H199ZM205 140V141H204ZM209 140V141H208ZM237 140H238V143H237ZM5 141H7L8 142V145H5V144H3ZM16 143H15V142ZM32 141H33V143L35 144V142H37L35 145L32 143ZM35 141V142H34ZM65 142L64 143V145L65 146H63V147H65L64 148V152H65V154H63L64 152H63V148L62 147H59V146H57L58 145V143L60 144L61 142ZM78 141V145L76 146V147H78V148H76L73 144H75L76 142ZM85 141V142H84ZM119 141V142H118ZM145 142V144H149L150 145V143L151 142ZM172 141H177V142H175V144L177 145V143L179 144V145H177V146H180L179 148H177L175 151H178L183 157V159H185V158H189L190 159V161H193V162H191V163H194V165H197V166H199L200 165V167H201V169L204 167V169H202L201 170V172H200V174L201 175H204V177H202V179L204 180H200V176L199 177H196V176H194V177H191V176H189V177H180V176H183V175H180V174H178L177 175V173L173 170V168H166V167H170V166H173V167H175V166H177L178 164H179V162H177V163H175V164H173V165H171V164H169L168 166H167V163H163V161L161 160V162H160V160H159V155H161V157L163 156V155H167V153H168V151H165L164 152V154H163V152L161 153V148H163V150H164V143H171ZM184 141V142H183ZM188 141H189V143H190V145L188 144V146L186 147V143H188ZM207 141H208V143H207ZM241 141V142H240ZM243 141H245L244 143H242ZM247 141H250V142H247ZM257 141H263V142H259V144H258V142ZM12 143V147H11V143ZM40 142H42V144L40 143ZM66 142H68V143H70V145L68 144H66ZM116 142V143H115ZM122 142V143H121ZM174 142H172L173 144H170V147H171V145L173 146V147H171L172 149L173 148H176L177 146L174 144ZM192 142V143H191ZM211 142V144L210 145H212L213 147H209V145L207 146V144H209ZM254 142V143H253ZM257 142V143H256ZM14 143L16 144V145H19V146H17V148L14 150V148L15 147H13L14 146ZM93 143V146H94V148L92 147L91 148V144ZM119 143L121 144L120 146H121V149H119L120 148V146H119ZM128 145H127V144ZM194 143V144H193ZM196 143V144H195ZM199 143V144H198ZM217 143H219L218 145H217ZM235 143H237V145L235 144ZM247 143H252V144H247ZM38 144L40 145V146H43V148L44 149H42V147H40V148H37L36 149V147H39L38 146ZM63 143H61V145H62ZM81 144V145H80ZM85 144V145H84ZM122 144H124V145H126V146H124V145H122ZM129 144L131 145V147L129 146ZM141 144V145H140ZM201 144V145H200ZM244 144V145H243ZM263 144V145H262ZM6 146V147H3V146ZM15 145V146H16ZM55 145L57 146V148H55ZM83 145V146H82ZM143 145V146H142ZM164 147H163V146ZM183 145H185L184 147H183ZM217 145V146H216ZM222 145H223V147H222ZM20 146H21V148H20ZM33 148H32V147ZM36 146V147H35ZM47 146V147H46ZM72 146H73V148H72ZM88 146H90V147H88ZM128 146V147H127ZM137 146V147H136ZM140 146H142L143 148L145 147V150H147L145 153H144V151L142 150L143 148L141 147V148H139ZM159 146V147H158ZM161 146V147H160ZM194 147L195 146V148H193V150H195L196 149V151H191L190 149L191 148H189V147ZM203 148H205V149H203ZM226 148H225V147ZM8 147H10V148H8ZM25 147H26V149H25ZM45 147H46V149H45ZM59 147V148H58ZM76 149H75V148ZM81 147V148H80ZM147 147H148V145H147ZM186 147V148H185ZM197 147V148H196ZM199 147V148H198ZM221 147V150L223 149V151H221L219 148ZM5 148V149H4ZM20 148V149H19ZM71 148V149H70ZM170 148V149H171ZM209 148V149H208ZM219 149V150H217V149ZM231 148V149H230ZM232 148H234V149H232ZM255 148V149H254ZM257 148H259V149H257ZM21 149H23V150H21ZM55 149H58L57 151L60 153V155H59V153L58 152H56L55 151ZM60 149V150H59ZM65 149H66V151H65ZM113 149H114V151H113ZM115 149H117V150H115ZM137 149H139V151L137 150ZM159 149H160V151H159ZM171 149V151H173ZM180 149V150H179ZM187 149H189V150H187ZM200 149H202V150H200ZM215 149V150H214ZM225 149V150H224ZM227 149V150H226ZM24 150H26V152L24 151ZM27 150H30V153L27 151ZM33 150H35L36 152L35 153H32V151ZM54 150V151H53ZM62 150V152H60ZM77 150V151H76ZM90 150H92V151H90ZM99 150H101L100 152H99ZM183 150H186V151H183ZM197 150L199 151V152H197ZM206 150V151H205ZM211 150V151H210ZM214 150V152H212ZM233 150V151H232ZM236 150V151H235ZM261 150V151H260ZM21 151V152H20ZM24 151V152H23ZM53 151V152H52ZM87 151H89V153H87ZM134 151V152H133ZM158 151H159V153H158ZM201 151H202V155L204 154V155H206L205 157H203V156H201ZM218 153H217V152ZM241 151H243V152H241ZM259 151V153H257V152ZM7 152V153H6ZM13 152H15V153H13ZM28 152V153H27ZM34 152V151H33ZM39 152H42L41 154L39 153ZM51 152L52 153H54V152H56L58 155H55V154H51ZM90 152H92L91 154H90ZM167 152V153H166ZM189 152V154L187 155V153ZM205 152V153H204ZM209 153V155H208V153ZM219 152H220V155H218L219 154ZM234 152H236V153H234ZM241 152V153H240ZM14 154V155H12V154ZM38 153V154H37ZM46 153H50V154H47L46 155ZM63 154V156H62V154ZM103 153H104V156H103ZM112 153H115L114 155L115 156H113V157H111L112 156ZM136 156H134L135 157V159L137 158H139V156L141 157V160H140V158H139V160H140V162L138 161V160H136L135 161V159H134V157H133V154ZM186 153V154H185ZM190 153H193V154H190ZM216 153H217V155H216ZM222 153V154H221ZM223 153H224V157L222 156L223 155ZM229 153H230V155H229ZM37 154V155H36ZM39 154H40V160H39ZM45 154V155H44ZM67 154V155H66ZM123 154V156H125V157H123V156H121ZM127 154H129V157L130 158H132L133 159V161H132V159L130 160V158L127 156ZM146 154H150V156L149 155H147L148 157H147V160H149L147 163H146V165L148 164V165H150L149 167H150V169H149V167H148V165H147V168H146V165H145V163H143L144 162V159H146L145 157H143L142 158V156L144 155H146ZM151 154H153L152 156H151ZM168 154H170V151H169V153ZM212 154V155H211ZM236 154V155H235ZM240 154V155H239ZM259 154H261L262 156H260ZM3 155H4V157H3ZM12 155V156H11ZM41 155H43V156H41ZM49 155V156H48ZM78 155H80V157H78ZM92 155H97V156H92ZM138 155V156H137ZM214 155L218 158V156L222 159H220V158H216L215 159V157H214ZM226 155H228L227 157H226ZM233 155H234V157H233ZM237 155H239L238 157H237ZM14 157V159L12 158V159H10L9 160V157ZM46 156V157H45ZM48 156V157H47ZM77 156V157H76ZM100 157V156H103V157H105V158H103V157H101V158H103V159H105V160H107V161H103L102 162V160L101 159H99L102 163H104V164H106L107 162H108V165H106V167H105V165L103 166V164L100 162V161H97V157ZM117 156V157H116ZM120 156V158H118ZM126 156L128 157V158H126ZM132 156V157H131ZM164 156V157H165ZM195 156V157H194ZM203 157L202 159L200 158V157ZM211 156H213V157H211V159L213 160V162L211 161V159L207 162V160L206 159H209ZM230 156H232V157H230ZM257 156H260V157H257ZM15 157H16V159H18V160H20V161H16V163H14L15 162ZM35 157V158H34ZM42 157H45V158H43L44 160H42ZM51 157V158H50ZM64 157V158H63ZM70 157H72V158H70ZM76 157V158H75ZM91 157H94L95 158V162H93L94 160H91L92 158ZM98 157V158H99ZM112 158V159H114V158H118L117 160H109L108 158ZM121 157L122 158H125V160L123 159H121ZM155 157V158H154ZM167 157H168V155H167ZM208 157V158H207ZM228 157H229V159L230 158H232V160H231V162H229V159H228ZM255 157H257V159H255ZM2 158H3V160H2ZM7 158H8V161H11L10 163H11V165H8L9 163H8V161H7ZM32 158V159H31ZM66 158V159H65ZM73 158H75V159H78V161H77V163L75 162V161H72L71 162V160H73ZM81 158V159H80ZM91 158V159H90ZM153 158L154 159H156V160H154V161H152L153 160ZM193 158H194V160H193ZM199 158H200V160H199ZM206 158V159H205ZM224 158V159H223ZM227 158V160H225ZM260 158V159H259ZM4 159L7 161V163L8 164H5L6 162H4ZM25 159V160H24ZM68 159H69V161H68ZM82 159H83V161H82ZM87 159H89V160H87ZM120 159V160H119ZM127 159V160H126ZM142 159H143V161H142ZM221 160V161H219L220 162V164H219V162H218V160ZM234 159L236 160L235 162H234ZM244 159H246V160H244ZM254 159V160H253ZM37 160V161H36ZM57 160H59V161H57ZM60 160H63V161H60ZM86 160V161H85ZM119 160V161H118ZM157 160H159L158 162H160V164H162V166H163V164L165 165L164 167H165V169H163L164 167H162L160 164H156V163H158L157 162ZM196 160H198V161H196ZM205 160H206V162H205ZM250 160H252V161H250ZM260 160H262V161H260ZM44 161H46V162H44ZM55 161V162H54ZM113 161V162H112ZM117 161V162H119V165L117 164V168L116 169H122V167L124 168V167H126V169L124 168L123 169V171H124V173H125V175H124V177H126V178H128V180H123V181H121L122 180V170H118V171H120V172H116V174L118 173H120L119 175L121 176V177H118L119 175L117 174V175H115V167H116V163L115 162ZM125 161V162H124ZM130 163H129V162ZM132 161V162H131ZM137 161L140 163V164H138L137 163ZM200 161V162H199ZM205 162L206 164H208L209 162L211 163H209V165H205L203 162ZM226 161L228 162V163H231V165H232V167H234V169L232 170V167H230V166H228V165H230V164H226ZM19 162V164H17ZM37 162H41L40 164L39 163H37ZM46 163V164H43V163ZM48 162H50V164L48 165ZM91 162V163H90ZM94 164H93V163ZM14 163V164H13ZM37 164V165H41V164H43L42 165V167L44 166V165H46V167L44 166V169L42 168V170L40 169V167L41 166H38V167H36L37 165H35V164ZM56 163V164H55ZM73 163V164H72ZM76 163V164H75ZM80 163V164H79ZM98 163V164H97ZM113 163H115V165H113ZM120 163H122V164H120ZM153 163V164H152ZM200 163V164H199ZM214 163H215V165H214ZM218 163V164H217ZM221 163H223V166H228V167H230L231 168V170L228 168V167H222V164ZM233 163H235V164H233ZM32 164V166H30ZM72 164V165H71ZM96 164V165H95ZM129 164H131V166L129 165ZM145 166H144V165ZM155 164H156V166L158 167V168H156V166H155ZM201 164H202V166H201ZM206 166H204V165ZM213 164V165H212ZM6 165H8V167L6 166ZM36 167V168H39V171L40 172H43L44 173V175L42 176V178L40 177L41 175L39 174L40 172L39 171H37L36 170V168L34 167V166ZM47 165H48V167H49V169H48V167H47ZM68 165V166H67ZM113 166L114 167V169H111L112 167H110V166ZM121 165V166H120ZM124 165V166H123ZM139 165V166H138ZM151 165H154V167L153 168H155V170L156 171H153L154 169L151 167ZM162 167V169L159 167ZM217 165V166H216ZM220 165V166H219ZM233 165H235V166H233ZM6 166V167H5ZM9 166H10V168H9ZM30 166V167H29ZM62 166V167H61ZM64 166H66V167H64ZM84 166V167H83ZM108 166H109V168H108ZM133 166V167H132ZM209 166H213V167H209ZM219 166V167H218ZM12 167V168H11ZM31 167L33 168V169H31ZM80 167V168H79ZM82 167V168H81ZM128 167H130V168H128ZM214 167H216V169L218 170H212ZM262 167H263V169H262ZM26 168V169H25ZM54 168H56V169H54ZM103 168H105V169H103ZM134 168V169H133ZM139 168V169H138ZM226 168V169H225ZM244 168V169H243ZM245 168H247L248 169V171H247V169L245 170ZM11 169V170H10ZM28 169V170H27ZM30 169L33 171H35L36 170V172H37V176L39 177V179L37 178V176L36 175H34V173H32L31 175L29 174V171H30ZM46 169V170H45ZM64 169V172L62 171ZM66 169V170H65ZM131 169V170H130ZM148 170V171H150V172H148V171H145V170ZM175 169V168H174ZM229 169V170H228ZM237 169V170H236ZM16 170V171H15ZM20 170V171H19ZM27 170V171H26ZM46 172H45V171ZM48 170V171H47ZM61 170V171H60ZM82 170V171H81ZM86 170H88V172L86 171ZM101 170V171H100ZM109 170V171H108ZM138 170H140V171H145V173L147 174L148 173V175H146L143 171V173H140V178L139 177H136V176H138V173H139V171ZM160 170H164L165 172H168L169 170V173H164L163 171H160ZM167 170V171H166ZM192 170V169H191ZM190 170V172H192ZM246 171V172H241V171ZM9 171H11V172H9ZM22 171V172H21ZM50 171V172H49ZM59 171V172H58ZM69 171H71V172H74L75 171V173H70ZM90 171H92V172H94V173H92L91 174V172ZM102 171H104V172H106V173H102L101 174V172ZM126 171L128 172V173H130L131 171H132V173L130 174V175H132V178L130 177V175L128 174V173H126ZM130 171V172H129ZM137 173V175H134V174H136L135 172ZM238 171H240V172H238ZM109 172V173H108ZM110 172H113V173H110ZM134 172V173H133ZM164 174H163V173ZM214 172H218V175H215L214 174ZM230 172V173H229ZM231 172H233V173H231ZM235 172H238V174H236ZM21 173H23V174H21ZM24 173H26L25 175H24ZM27 173H28V176H27ZM47 173V174H46ZM58 173V174H57ZM77 173H79L78 175H75V174H77ZM90 173V174H89ZM153 173V177L151 176V177H147V176H150L151 174ZM159 173V175H157V176H155L156 174H158ZM161 173H162V176H163V178H162V176H161ZM170 173H173V174H175V175H173V174H171L170 175ZM205 173V174H204ZM213 174V175H210V176H208V174ZM220 173V174H219ZM241 173V174H240ZM242 173H245V174H242ZM61 174V175H60ZM70 175V176H68V175ZM88 176H87V175ZM94 174V179H93V176H91V178H90V175H93ZM97 175V177H96V175ZM126 174H128V176L126 175ZM207 174V175H206ZM217 174V173H216ZM229 175V177H227V176H225V177H227L226 179H224V175ZM234 174H236V175H234ZM246 174H247V176H246ZM7 176V178L5 179V177L4 176ZM12 177H11V176ZM14 175V176H13ZM24 176V179H21L22 177L21 176ZM59 175V176H58ZM64 175V176H63ZM65 175H67V176H65ZM99 175H102V177H100ZM107 175V176H106ZM143 175H144V177H143ZM165 175V176H164ZM221 175V176H220ZM231 175H234V180H232L231 179ZM238 175V177H236ZM242 175H245V177L244 176H242ZM260 175V176H259ZM46 176L49 178V179H51V178H54V179H52L51 181L48 179V178H46ZM63 176V177H62ZM82 177L81 179V181L80 182H82V183H80V182H77V180L76 181H74L73 180V178H76V179H80L79 177ZM83 176H86V179L83 177ZM103 176H105L107 179H103L104 177ZM111 176H113V178L111 177ZM174 176H177L176 177V179L174 178ZM208 176V177H207ZM216 176V177H215ZM218 176H220L219 178V180L221 181V182H219V180H218ZM258 178H257V177ZM28 177L29 178H32V180L31 179H28ZM33 177L35 178L36 177V179H37V181L39 180V181H41V179H43L42 181V183H39V181L37 182H35V181H33ZM43 177H45V178H43ZM66 177H69L70 178V180L68 181L67 179L65 180V178ZM73 177V178H72ZM78 177V178H77ZM98 177H100L101 179H100V181H102L103 182V180L105 181H107L108 182V184H109V181H120L119 183H116V182H114L113 181V183L114 184H110L111 186H115V187H111L112 189H114L113 191H111V188L109 187L110 185H108L107 184V182L106 183H101V184H99V180H97L96 178H98ZM130 177V178H129ZM136 177V180L134 179ZM145 178L146 179V177L147 178H149V179H147L148 180V182L149 181H151V184H149L146 180H144L145 182H143V178ZM161 177V178H160ZM167 178L168 177V179H165V178ZM171 179H170V178ZM207 177V178H206ZM212 177H214V178H212ZM223 177V178H222ZM243 177V178H242ZM247 177V178H246ZM254 177V178H253ZM27 178V179H26ZM72 178V179H71ZM84 178V179H83ZM88 178V179H87ZM109 178H112L113 180H110ZM115 178V179H114ZM120 179V180H118V179ZM125 178V179H126ZM137 178H139V179H141V180H139V179H137ZM153 178V179H152ZM188 178V179H187ZM191 178H193V179H191ZM196 178H199V180L200 181H198V179H196ZM213 179V181H212V179ZM215 178H217V179H215ZM229 178V179H228ZM240 178H241V180H240ZM246 178V179H245ZM251 178V179H250ZM260 178V179H259ZM4 179V181L2 182V180ZM36 179H34V180H36ZM45 179H47V180H45ZM57 179V180H56ZM61 179V181L60 182H58L59 180ZM89 179H92V181L90 180L89 181ZM124 179V178H123ZM130 179H132V180H130ZM178 179V181H176ZM180 179V180H179ZM185 179H187V180H185ZM191 179V180H190ZM196 179V180H195ZM205 179H210V180H205ZM222 179V180H221ZM236 179V180H235ZM243 179V180H242ZM244 179H245V181H244ZM252 179L255 181V180H257L258 181V185H257V188H259V189H257L256 188V186H255V182L253 181V182H251L252 181ZM55 180V182H53ZM73 180V181H72ZM93 180H95V184L93 183ZM96 180H97V182H98V184H97V182H96ZM134 180V181H133ZM163 180V181H162ZM215 180H218V181H215ZM230 180H232V181H230ZM250 180V181H249ZM66 181V182H65ZM86 181H88V182H90L89 184H90V186H84L85 185V182ZM168 181H169V183H168ZM170 181H171V183H173V184H171L170 183ZM205 181H206V184H207V186H205L206 184H204L205 183ZM209 181H211L210 182V184H209ZM235 181H237V183H235ZM249 181V182H248ZM1 182H2V184H1ZM9 182V184H11V186H14L13 188L9 185V184H7ZM23 182H25V183H23ZM34 182L36 183L35 185H33L34 184ZM45 182H47V184L45 183ZM58 183V185H57V183ZM65 184H64V183ZM72 183V185L71 184H68V183ZM76 182V183H75ZM92 182V183H91ZM110 182V183H111ZM125 182H130V184H132L133 186H135L136 188H137V186H139L138 184H141V183H147L148 185H143L144 186V188H143V186L142 185H140V186H142L141 187V189H140V191L142 190V188H143V190L141 191V193H143L144 192V194H147V195H143V194H141L140 193V191H138L139 190V188H140V186H139V188H135V187H133V186H131L130 184H127V183H125ZM135 182H138V184L136 183V184H133V183ZM162 182H163V184H162ZM203 184H201V183ZM204 182V183H203ZM213 182V183H212ZM215 182H218V185H217V183H215ZM233 182H234V186H236V187H233ZM260 182V183H259ZM23 183V184H22ZM38 183L39 184H43V183H45V186L47 185V187H44V189L45 188H47V189H45L44 190V193L46 194V193H48V194H42L41 196H44L45 195V197H41V201H43L42 203H41V201H40V205H38V206H35L34 204H33V201L31 200L32 199V197L31 198H29V196H28V194L30 193H32L33 194V192H34V189H36V187H37V185H38ZM49 183H51L50 184V186H48V184ZM53 183L56 185V188H59V190H55L56 188H55V186H54V188H53ZM61 184V186H60V184ZM68 185H67V184ZM84 183V184H83ZM124 183V185L122 186V184ZM159 184V187H157V186H155V185H157V184ZM167 183V184H166ZM197 183H198V187L196 188L195 187V185H197ZM257 183V182H256ZM20 184H22L21 186H20ZM91 184H92V186H91ZM97 184V185H96ZM104 184L107 186V188H108V190L110 189V193H109V195H107L108 193H107V189L105 188V186H104ZM115 184H117V186L115 185ZM155 184V185H154ZM161 184H162V186H161ZM164 184L166 185V186H164ZM173 185V186H170V185ZM177 186H179V187H177ZM181 184V185H180ZM195 184V185H194ZM201 184V185H200ZM223 184V185H222ZM225 184V185H224ZM253 184V185H252ZM3 185L5 186V185H8V186H5V188H3ZM52 185V186H51ZM76 185V186H75ZM86 185H88L87 183H86ZM150 185V187H145V186H149ZM170 186V188H169V186ZM188 185V187H186ZM200 185V186H199ZM222 185V186H221ZM252 187V188H255V189H252V190H250V187ZM260 185V186H259ZM16 186L19 188H17L16 189ZM59 186V187H58ZM81 186V187H80ZM123 187L122 188V194H121V191H120V189L121 188H119V191L120 192H114V191H116V189H117V191H118V188L117 187ZM128 186V187H127ZM131 186V187H130ZM165 187V190L162 188V187ZM175 186L177 187V188H179L178 190L180 191L181 189V191H180V193H179V191L178 190H176V191H174V189H177V188H175ZM184 186V187H183ZM191 186H192V189H191V191H190V188H191ZM205 186V187H204ZM248 186V187H247ZM255 186V187H254ZM8 187V188H7ZM28 187V188H27ZM51 187V188H50ZM77 187V189H75ZM90 187H91V189H90ZM93 187V188H92ZM98 187H100V189H98ZM152 187V188H151ZM154 187V188H153ZM168 187V188H167ZM172 187V188H171ZM194 187H195V189H194ZM204 187V188H203ZM210 187V188H209ZM221 187V188H220ZM227 187L229 188L228 189V192H229V194H228V192L226 193L225 192V190L227 189ZM238 187L240 188V189H238ZM263 188H264V185L262 186ZM261 187V188H262ZM53 188V189H52ZM71 189V191H70V189ZM95 188V189H94ZM98 190H97V189ZM104 189L103 190V193L104 194H102V196L100 195V193H102V189ZM150 188H151V190H150ZM161 188H162V190H161ZM181 188V189H180ZM185 188L186 189H188V190H185ZM202 188V189H201ZM212 188V189H211ZM215 188V189H214ZM219 188V189H218ZM226 188V189H225ZM3 189V190H2ZM9 189V190H8ZM16 189V190H15ZM25 189V190H24ZM49 189H51V190H49ZM77 190L76 192H75V190ZM79 189V190H78ZM106 189V190H105ZM133 189H134V192H133ZM136 189V190H135ZM145 189H146V191H145ZM193 189H194V191H196V189H198L197 190V192L199 191V189L201 190V191H199L198 193H202V194H197L196 192H192L193 191ZM204 189V190H203ZM225 189V190H224ZM238 189V190H237ZM247 189V190H246ZM249 189V190H248ZM10 190H11V192H10ZM18 190V191H17ZM53 190V191H52ZM69 190V191H68ZM99 191L98 193H97V191ZM132 190V191H131ZM167 190V191H166ZM204 192H203V191ZM207 190H209L210 191V194H209V191L207 192ZM213 192H212V191ZM221 190H223V192H221ZM247 191V192H244V191ZM257 190H258V192H257ZM7 193H6V192ZM13 191H14V193H13ZM24 191V192H23ZM27 191V192H26ZM30 191V192H29ZM50 191V192H49ZM74 191V192H73ZM80 191V192H79ZM93 191V192H92ZM95 191V192H94ZM105 191V192H104ZM153 191H156V193L154 192L153 193ZM166 191V192H165ZM183 191H188V193L189 194H187V192H183ZM205 191H206V194H207V196H206V194H204L205 193ZM218 191H220L221 192V194H222V198H221V196H219L220 195V193L218 192ZM233 191V195H232V193H230V192H232ZM253 191H255L254 192V194H253ZM23 192V193H22ZM68 192H70V193H68ZM84 192H86V194L84 193ZM132 192V193H131ZM168 192H169V194H168ZM176 192H177V194H176ZM181 192H183V193H181ZM217 192H218V194L219 195H217ZM225 192V193H224ZM238 193V195H237V193ZM2 193V194H1ZM20 195H18V194ZM28 193V194H27ZM83 193V194H82ZM87 193H89L88 194V196L90 197V198H92V200H94V201H91V199L90 198H86V196H84V195H87ZM93 193H97L96 195L99 197V198H101L102 199V201H101V199L99 200V201H97V199H99L98 197H96L95 196V198H94V196H93ZM119 193V194H118ZM127 193H129V196H130V198H131V202H130V200H129V196L127 195ZM172 193V195L170 196V194ZM179 193V194H178ZM191 193V194H190ZM260 193V194H259ZM16 194H17V197H16ZM29 194V195H30ZM32 194H31V196H32ZM73 194V195H72ZM76 196H75V195ZM90 194L92 195V196H90ZM94 194V195H95ZM106 194V195H105ZM115 194V195H114ZM123 194H124V196H123ZM132 194H134V195H132ZM151 194H156V195H154V196H156V197H154L153 195H151ZM158 194L160 195V196H158ZM166 196H165V195ZM167 194H168V196H170V197H172V198H170V197H167ZM184 194V195H183ZM197 198V200L199 199V198H201V201H197L195 204L193 203L192 204V201H196V198L193 196V195ZM216 194V195H215ZM5 195H7V196H5ZM23 195V196H22ZM25 195H27V196H25ZM51 195V197H49ZM72 195V196H71ZM79 195V196H78ZM85 197H83V196ZM103 195H105V198H104V196ZM117 195H118V197H117ZM121 195H122V198H121ZM141 195H143V197L141 196ZM149 195V196H148ZM163 195V196H162ZM188 195H190V196H188ZM198 195V196H197ZM228 195H229V197H230V199H229V197H228ZM231 195V196H230ZM259 195V196H258ZM262 195V196H261ZM48 196V197H47ZM70 196V197H69ZM80 196H82L81 198H80ZM142 197V199H141V197ZM146 196V197H145ZM150 196H151V198H150ZM175 196H176V198H175ZM177 196H180L179 197V199H181V202H179V199L177 198ZM199 196H201V197H199ZM212 196V198H210ZM237 196V197H236ZM251 196H253V198H255V199H253L252 197L250 198ZM3 197H6V198H3ZM47 197V198H46ZM64 197V198H63ZM68 197L69 198H71V199H68ZM72 197H73V199H72ZM75 197H76V199H75ZM103 197V198H102ZM125 197H127V198H125ZM138 197V198H137ZM149 197V198H148ZM156 198L155 200L153 199V198ZM157 197H159L160 199H163V200H161V202H159V200L157 199ZM162 197V198H161ZM227 197H228V199H227ZM232 197H234L233 199L234 200H232L231 198ZM238 197L239 198H241V200H239L238 199ZM245 197V199L247 200H243V198ZM258 197V198H257ZM27 198H28V200H27ZM42 198L44 199V200H42ZM79 198V199H78ZM114 198H116V199H114ZM133 198V199H132ZM136 198V199H135ZM143 198H144V200H143ZM172 200H170V199ZM176 200H175V199ZM182 198H185V199H182ZM188 198H190L189 200H191V201H189L188 202V200L186 201V202H184L186 199H188ZM204 198H206L205 200H204ZM216 198V199H215ZM235 198L237 199L236 200V202H235V204L236 205H234V201H235ZM260 198V199H259ZM11 199H15L13 202H12V200ZM17 199V200H16ZM57 199V200H56ZM60 199V200H59ZM66 199H68V200H66ZM84 199V200H83ZM90 199V200H89ZM96 199V200H95ZM107 199V200H106ZM113 199H114V201L115 202H112L113 201ZM135 199V200H134ZM147 199V200H146ZM149 199V200H148ZM194 199V200H193ZM222 199V200H221ZM7 200V201H6ZM10 202H9V201ZM19 200V201H18ZM30 200V201H29ZM72 200V201H71ZM75 200H76V202H75ZM78 200V201H77ZM82 201V203H80L79 204V202H81ZM110 200H111V202H110ZM146 201L145 203H141V201ZM164 200H166V201H164ZM167 200H169L168 202H167ZM202 200H204V201H202ZM210 200V201H209ZM216 201V204L217 205H215V201ZM219 200H221V202H219ZM4 201H6V202H4ZM26 201V202H25ZM29 201V202H28ZM68 203V204H70L71 203V206H73V204L72 203H74V206H75V208H74V206L71 208L70 207V205L69 206H67L68 204H65L66 202ZM88 201V202H87ZM106 201H108V202H106ZM135 201V203H133V202ZM155 201V202H154ZM156 201H158L157 203H159V204H157L156 203ZM163 201L165 202V203H163ZM170 201L172 202V203H170ZM177 203V201H178V205L176 204L175 205V203ZM218 201V202H217ZM245 201V202H244ZM28 202V203H27ZM59 202V203H58ZM98 202L100 203V204H98ZM140 202V203H139ZM188 202V203H187ZM191 202V203H190ZM200 202V203H199ZM207 202V203H206ZM222 202H223V205L221 206V204H222ZM6 203H8L7 205H5ZM14 203H16V204H14V206H13V204ZM21 203V204H20ZM84 203H85V205H84ZM89 203V204H88ZM102 203H104V204H102ZM131 203V204H130ZM147 203V204H146ZM170 204V205H167V204ZM202 203V204H201ZM204 203V204H203ZM212 203H214V205H212ZM220 203V204H219ZM224 203H226V207L224 208V206H225V204ZM231 203H233V204H231ZM239 203V204H238ZM241 203V204H240ZM261 203V204H260ZM2 204H4V205H2ZM23 204V205H22ZM30 204H32L31 206H29ZM56 204H58V205H56ZM61 204V205H60ZM77 204H79V206H81V207H78L77 206ZM89 206H88V205ZM110 204V205H109ZM144 204V206L143 207H141V205H143ZM155 204L157 205V207L156 208H154L153 209V207H155ZM163 204H165V206L163 205ZM184 204H188V205H184ZM197 204H200L199 205V207H198V205ZM212 205L211 207H210V205ZM248 204H250V205H248ZM258 204V205H257ZM259 204H260V206H261V208L259 207ZM15 205H17V206H15ZM42 205V206H41ZM62 205H64V206H62ZM95 207L96 205L97 206H103V207H99L100 209H98V207L96 206L95 208L93 207V206ZM122 205H124V206H122ZM136 205V207H134ZM138 205H139V208H137L138 207ZM148 205V206H147ZM161 205H163V207H160ZM173 205H175V207L173 208ZM180 205V207H178ZM193 205H195V207H193ZM202 205V206H201ZM205 205H208L209 206V209H208V207H206ZM240 207H239V206ZM243 205V206H242ZM4 206V207H3ZM19 206V208H17ZM41 206V207H40ZM55 208H54V207ZM69 207V208H65V207ZM76 206L79 208V209H77L76 208ZM83 206L85 207L84 209H83ZM116 206V207H115ZM145 206H147L146 207V209L143 211V210H140L141 208H144ZM149 206H151V208L149 209ZM153 206V207H152ZM167 206V207H166ZM168 206H170V207H172V208H169ZM184 207V208H181V207ZM234 206V207H233ZM238 206V207H237ZM251 206H252V208H251ZM255 207V209H254V207ZM256 206H258L257 208H258V210H259V213H257L258 211L256 210ZM32 207V210H29L30 211V214H25V213H29V211H27L26 212V210H28V209H30ZM35 207V208H34ZM50 207H51V209H50ZM89 207L91 208V210L89 209ZM185 207H193L195 210H196V213L194 214V216L193 217H190V215H189V217L187 216V215H183V214H181V215H179V213H181V212H183L184 210L183 209H185ZM198 207V208H197ZM202 207H205L206 209H208L209 211L210 210H215L216 209V211H214L213 210V213L214 212H216V213H214L216 216H218V214L219 215H224L223 217L226 219V221L228 220V227H227V229H228V233L226 232V231H224V232H226V234L225 233H223V236H222V238L223 239H219V240H215V241H213L212 242V240H210L211 242H209V240L207 241V240H203L202 242L204 243H202V242H200L202 239H200V238H197L196 237V234L194 235V233H195V231H196V229L197 228H199V226H200V222H199V220H196L197 219V217L196 216H201L203 213H201L200 214V212L201 211H204V215H205V217H203V218H206V217H210V215H212V212L211 213H209L208 214V210H206L205 208H203L202 210H201V208ZM219 207V208H218ZM228 207V208H227ZM241 207H242V210H244L243 212L241 211ZM262 207H263V209H262ZM11 208H13L14 210H12ZM21 208H22V210H25V213L23 214V211L21 210ZM83 209V210H81V209ZM133 208V209H132ZM149 210H148V209ZM161 210H160V209ZM164 208V209H163ZM166 208H168V209H166ZM179 208V210L180 209H182L183 211H179V210H177ZM230 208H233V210H231V211H229L230 210ZM239 208V209H238ZM260 208V209H259ZM2 209H4L3 210V212H2ZM10 209L12 210V211H10ZM20 209V210H19ZM40 209H42V210H40ZM87 209V210H86ZM93 209V210H92ZM95 209L96 210H100V211H103L102 213L100 212V211H95ZM119 210V211H117V212H114V210ZM124 209L126 210V211H124ZM133 211V213H131V211ZM151 209H153L152 211H151ZM157 209V210H156ZM158 209H159V211H158ZM171 209V210H170ZM173 209V210H172ZM205 209V210H204ZM228 210V211H225V210ZM235 209V210H234ZM245 209H246V211H245ZM253 209V210H252ZM15 210H16V213H15ZM45 210V213L43 212H40V211H44ZM73 210H75V211H73ZM77 210H78V212H77ZM81 210V211H80ZM85 210V211H84ZM128 210V211H127ZM147 210H148V212H152L153 214H150V213H148L147 212ZM163 210H165V212L163 211ZM167 210H168V212H167ZM176 210V211H175ZM186 210V209H185ZM251 210V211H250ZM9 211H10V214H8L9 213ZM47 211V212H46ZM93 213H92V212ZM108 212V211H111V212H109V213H113V214H111V216H113V217H111V216H109V215H107V214H109V213H107V214H105L106 212ZM143 211V212H142ZM155 211V212H154ZM162 211H163V213L165 214V215H163V213H162ZM172 211V212H171ZM173 211H175L176 212V214L177 215H179L183 220L185 219L186 220V218H187V222L184 220V222L182 221V223L181 224H177L176 223V221L174 222V220H172L173 218H175V216H174V212ZM179 211V212H178ZM206 211V212H205ZM221 212V213H219V212ZM240 211V212H239ZM248 211V212H247ZM13 212V213H12ZM20 213V215H18V213ZM40 212V214L39 215H37L38 213ZM49 212V213H48ZM122 212V213H121ZM145 212H146V214H145ZM159 212V213H158ZM162 213V215H161V213ZM238 214H240L241 213V215H239L240 217H238V216H236V215H238ZM253 212V213H252ZM254 212H255V214H254ZM260 212H261V216H262V219H259V218H261L260 217ZM33 213V214H32ZM46 213H48V216L46 217L45 216V218H44V216L42 215V214H44V215H47ZM85 214V216H84V214ZM103 213L105 214V215H103ZM119 213V214H118ZM126 213V214H125ZM132 214V215H127V214ZM135 213H137L136 215H135ZM166 213L168 214L167 216H169L171 213V215H170V217L168 218L167 216H166ZM218 213V214H217ZM222 213H224V214H222ZM228 213V214H227ZM248 213V214H247ZM250 213V214H249ZM17 214V215H16ZM95 214H96V216H95ZM125 214V215H124ZM140 214V215H139ZM144 216H143V215ZM155 214H157V218H156V215ZM175 214V215H176ZM199 214V215H198ZM207 214V215H206ZM231 215V217H230V215ZM259 215L258 217L257 216H255V218L253 217V215ZM5 215H7L6 217H5ZM14 215H16L15 217H14V219L16 220V221H18L19 223H21V224H19L18 222H16L14 219H13V216ZM23 215V216H22ZM52 215V216H51ZM90 215V216H89ZM94 215V216H93ZM107 215V216H106ZM118 215V216H117ZM146 215V216H145ZM150 215H154L153 217H154V219L152 220V217L150 216ZM159 215V216H158ZM176 215V216H177ZM233 215V216H232ZM251 217H250V216ZM19 218H18V217ZM33 216V217H32ZM40 216V217H39ZM105 216H106V219H105ZM117 216V217H116ZM144 218H143V217ZM150 216V217H149ZM161 216V218H159ZM164 216V217H163ZM246 216H247V218L249 217V218H251V219H247L246 218ZM49 217H51L52 219H55V220H53L54 222H52V219L50 220L49 219ZM75 217V218H74ZM79 217V218H78ZM90 217V218H89ZM94 217L95 218H97V219H94ZM111 217V218H110ZM128 217H130V218H128ZM146 217H147V219H149V221L146 219ZM162 217H163V219H162ZM168 218V219H166V218ZM184 217V218H183ZM212 217V216H211ZM236 217V218H235ZM241 218V219H243V224H242V222L240 223L239 222V224H238V226H236V227H234L235 225L232 223V225H233V228L231 227V221H233V220H237L238 218ZM3 218H5V219H3ZM10 218V219H9ZM72 218V219H71ZM90 219V221H88L89 219ZM102 218V219H101ZM109 218H110V220L111 221H109ZM114 218H115V220H116V222H115V220H114ZM118 218V219H117ZM132 218H134V219H132ZM141 218V219H140ZM144 220H143V219ZM172 218V219H171ZM190 220H192V219H194V220H192V221H190ZM228 218H232V220L231 219H228ZM235 218V219H234ZM257 218H258V220H260V222L257 220ZM12 219L14 220V222L12 221ZM73 221L74 220V222H72L71 220ZM80 219V220H79ZM83 219V220H82ZM85 219V220H84ZM94 219V220H93ZM146 219V220H145ZM156 219V221L154 222V220ZM159 219H160V222H159ZM245 219H246V222H245ZM9 220V221H8ZM20 220H21V222H20ZM27 221V224H30V222L29 221H31V224H30V226L28 225L27 226V224H26V221ZM105 220V221H104ZM106 220H107V222H106ZM114 220V222H112ZM133 221V223L135 224H133L132 223V221ZM135 220H137V221H135ZM139 220V221H138ZM152 220V221H151ZM166 220V222H164ZM189 220V221H188ZM229 220H231V221H229ZM249 220V221H248ZM253 220H255V221H253ZM261 220H263L262 222H261ZM8 221V222H7ZM47 221V222H46ZM56 221V222H55ZM88 221V222H87ZM127 221V222H126ZM136 223H135V222ZM140 221H142L143 222V224H144V226L145 227H142V229L143 230H141L140 228H141V226L143 225V224H140ZM144 221H148V223H150V224H148L147 222H144ZM195 221H196V226H194L195 224H193V223H195ZM248 221V222H247ZM250 221H252V222H250ZM257 221H258V223H257ZM11 222H13V224L11 223ZM41 222H42V226H39L40 224H41ZM49 222H51V228H49L50 227V224H48ZM95 222V223H94ZM105 222V223H104ZM108 222H109V224H111V225H109L108 224ZM139 223V225H138V223ZM141 222V223H142ZM10 223L12 224V225H10ZM16 223V224H15ZM17 223H18V225H17ZM44 223V224H43ZM54 223V224H53ZM55 223H56V225H55ZM83 223V225H86V226H83V225H81ZM84 223H86V224H84ZM90 223H91V225H93L92 223H94V224H96L97 226H99L100 228L98 229L97 228V226L95 227V225H93V226H90ZM106 223L108 224L107 226H109L111 229H108V228H106ZM114 223V227L112 226V224ZM145 223H147L146 225H145ZM155 225H153V224ZM251 223V224H250ZM252 223H254V224H252ZM22 224H26V225H22ZM76 224H78V225H76ZM98 224H100V225H98ZM102 224V225H101ZM103 224H104V226H103ZM131 224L133 225V227L131 226ZM138 226H137V225ZM171 224V225H170ZM187 224H189L190 226H191V228L192 229H195V230H191V229H189L188 228V226H187ZM246 224H247V226H248V228H247V226H246ZM261 224V225H260ZM22 225V226H21ZM33 225H34V227H33ZM46 225L48 226V228L46 227ZM54 225V226H53ZM80 225V226H79ZM89 225V226H88ZM117 225H119V226H117ZM125 225V226H124ZM128 225H129V227H128ZM175 225V226H174ZM242 225H243V228H242V230L241 229H238V227H242ZM245 225V226H244ZM257 227H256V226ZM259 225V226H258ZM44 226V227H43ZM60 226V227H59ZM88 226V227H87ZM112 226V227H111ZM117 226V227H116ZM124 226V227H123ZM136 226H137V228H136ZM140 226V227H139ZM147 226H149V228L150 229H148L147 230ZM153 226V227H152ZM168 226H170V227H168ZM173 226V227H172ZM187 226V229L185 228ZM254 226H255V229H254ZM260 226H262V227H260ZM8 227V228H7ZM16 227V228H15ZM29 227V228H28ZM33 227V228H32ZM35 227H37L38 229H36ZM40 227H42V228H40ZM80 227V228H79ZM83 227H87V228H83ZM104 227V228H103ZM118 227H120L121 228V233L123 232H125V231H127V230H129V229H131V230H129L131 233H132V235L130 236V234H128V235H126L127 236V238H126V241H121L120 239L121 238H119L117 235H116V231H117V229L119 230V228ZM128 227V228H127ZM136 229H135V228ZM230 227L235 231V229H236V231H238V235L236 234V232H234V231H232V229H230ZM10 228V229H9ZM48 230H47V229ZM56 229V232L54 231L55 229ZM96 228V229H95ZM134 228V229H133ZM146 229V233L145 232H143L145 229ZM153 230H152V229ZM160 228V229H159ZM177 228L179 229V230H177ZM182 228V229H181ZM247 229L246 231H243L244 229ZM4 229H5V231H4ZM19 230V231H17V230ZM22 229H24V230H22ZM28 229V230H27ZM46 229V232L44 231ZM51 229V230H50ZM59 231H58V230ZM61 229V230H60ZM94 229H95V231L98 233H95V231H94ZM104 229V230H103ZM113 229V230H112ZM138 229V230H137ZM184 229V231H181V230H183ZM226 229V230H227ZM238 229V230H237ZM257 229V230H256ZM259 229V230H258ZM6 230H7V232H6ZM37 230V232H35ZM53 230V231H52ZM80 230V231H79ZM87 232H86V231ZM91 230H93V231H91ZM135 232H134V231ZM150 230H152V231H150ZM159 230V233H157V231ZM174 230H176L177 231V234L179 233V234H181L182 232H183V234H184V232H186V234L188 235H186V234H184V235H186L185 236V238H184V236H182L181 238H180V235L178 234V236H177V234L175 233V235L179 238V239H181V240H178V238L177 237H175L174 236V233H173V231ZM190 230V231H189ZM232 231V234L230 233L231 231ZM252 230H255V232L254 231H252ZM62 231V232H61ZM82 231H84V233L82 232ZM100 231H102L101 233L102 234H100L99 232ZM119 231V232H120ZM133 231V232H132ZM164 231V234L162 233ZM167 231H168V233H167ZM169 231H172V234H171V232H169ZM179 231H181V232H179ZM190 232V233H188V232ZM251 231V232H250ZM258 231V232H257ZM5 234H4V233ZM11 232H12V234H11ZM52 232H55L54 234L56 235H54V234H52ZM60 232V233H59ZM88 232L90 233V234H88ZM93 233V235H92V233ZM118 231H117V234L119 233ZM160 232L162 233V234H160ZM257 232V233H256ZM259 232H261L262 234H258ZM15 233V234H14ZM41 233V234H40ZM46 233V235H44ZM62 233H63V235H62ZM69 233V234H68ZM79 233L82 235H80V237L82 238V239H80V237H79ZM169 233L171 234L170 235V237H171V240H170V238H169ZM7 234H9V235H7ZM34 236H33V235ZM50 234H51V236H50ZM59 234V235H58ZM67 234V235H66ZM83 234H84V237H83ZM97 234V235H96ZM100 234V235H99ZM113 234V235H112ZM115 234V235H114ZM148 234V235H147ZM155 235V236H153V235ZM168 234V235H167ZM183 234H181V235H183ZM227 234H229V235H227ZM257 234V238L256 239H254V236ZM40 235V236H39ZM43 235V236H42ZM59 237H58V236ZM62 235V236H61ZM66 235V236H65ZM74 235V236H73ZM78 235V236H77ZM87 235L89 236L88 238H87ZM145 235V236H144ZM167 235V236H166ZM242 235V237L243 236H245V238H250L249 239V241H247L246 240V242L245 241H240L241 239L243 240V238L241 237H239V236H241ZM262 235V237L259 239V237ZM49 236V237H48ZM53 236H54V240L52 239L53 238ZM75 236H77L76 238H78L79 237V240L78 239H75ZM97 237L96 239H95V237ZM113 236V237H112ZM114 236H115V238H114ZM149 236V237H148ZM163 236H166V237H163ZM231 236H234V237H231ZM247 236H250V237H247ZM5 237V238H4ZM29 237V238H28ZM43 237H44V240L42 241V239H43ZM58 237V238H57ZM87 238V240H86V238ZM141 237V238H140ZM154 237H157V239L156 238H154ZM159 237V238H158ZM176 238V240H174L175 238ZM196 237V238H195ZM228 237H230V238H228ZM237 237V239H235ZM72 238V239H71ZM83 238H85L84 239V242H86V243H84L83 242ZM90 238V239H89ZM94 238V239H93ZM101 240H100V239ZM146 238H148V239H146ZM152 238H153V240H152ZM166 238H169V239H167V240H163V239H166ZM233 238V239H232ZM244 238V239H245ZM58 239V240H57ZM71 241L72 243L71 244H73V243H75V244H73V245H71L70 244V242L68 241ZM95 240L94 241V243H93V241L92 240ZM150 239V240H149ZM154 239H155V242H156V244H155V242H154ZM163 240L165 243H162L163 241H160V240ZM186 239V240H185ZM194 239V241H192ZM200 239V240H199ZM232 239V240H231ZM28 240V241H27ZM30 240V241H29ZM75 240H76V242H75ZM82 240V242H80ZM131 240V241H130ZM147 240V241H146ZM169 240V241H168ZM173 240V241H172ZM184 240H185V242H184ZM190 240V241H189ZM231 241V245L229 244V242L227 243V241ZM237 240V241H236ZM254 240V242L252 243H250V241H253ZM61 241H63V242H61ZM67 241V242H66ZM97 241V242H96ZM101 242V243H99V242ZM103 241V242H102ZM142 241H144V242H142ZM177 241V242H176ZM180 241V242H179ZM196 241V242H195ZM197 241H199V242H197ZM220 243V242H222V243H224V244H218V242ZM238 241H240V243L238 242ZM6 242V243H5ZM8 242V243H7ZM40 242L42 243V246L43 247H41L40 246ZM46 242V243H45ZM60 242V243H59ZM77 242L79 243V244H77ZM105 242V243H104ZM128 242V243H127ZM130 242V243H129ZM132 242V243H131ZM146 242V243H145ZM233 242V243H232ZM249 242V243H248ZM81 243V244H80ZM97 243V244H96ZM107 244V245H104V244ZM109 243V244H108ZM161 243H162V245H161ZM172 243H174V244H172ZM185 243V244H184ZM194 243H196V244H194ZM206 243V244H205ZM217 243V245H215ZM230 245V246H232V247H229L228 248V245ZM239 243V248H238V246L236 245V244H238ZM242 243H244V244H247V245H244V244H242ZM8 246H7V245ZM10 244V245H9ZM11 244H12V247H16V248H12L11 247ZM38 244H39V246H40V248L38 247ZM59 244H61V245H59ZM86 244V245H85ZM122 244V245H121ZM127 244V245H126ZM130 244V245H129ZM144 244V245H143ZM161 246H160V245ZM165 244V246H163ZM234 246H233V245ZM242 244V245H241ZM3 245V246H2ZM15 245V246H14ZM45 245V246H44ZM47 245H48V247H47ZM54 245H56V246H54ZM66 245H67V247H66ZM70 247H69V246ZM75 245H78V247L77 246H75ZM93 245V246H92ZM97 245H98V247H97ZM124 245H126L125 247H124ZM131 245H132V247H131ZM190 245H192V247H193V249H191L192 247L190 246ZM196 246V247H194V246ZM215 247H214V246ZM223 245H224V247H223ZM244 245V246H243ZM59 246V247H58ZM63 246H65V247H63ZM75 246V247H74ZM92 246V247H91ZM117 246V247H116ZM120 246L122 247V248H120ZM128 246V247H127ZM149 247L148 249L147 248H145V247ZM225 246H227V248L225 247ZM235 246L238 248V249H235ZM3 247V248H2ZM31 247V248H30ZM47 248V252L46 251H43L42 249L43 248ZM74 247V248H73ZM88 247H91V248H88ZM130 247V248H129ZM135 249H134V248ZM150 247H152V248H150ZM160 247V248H159ZM197 247H199V248H197ZM213 247V248H212ZM220 247V248H219ZM28 248H30L29 250H28ZM33 248V249H32ZM56 248V249H55ZM60 248H62V249H60ZM69 248V249H68ZM71 248H73L72 250H74V251H72L71 250ZM96 248V249H95ZM124 248H126V249H124ZM129 248V249H128ZM158 248H159V250H158ZM194 248H197V249H195V251H194ZM211 248V249H210ZM223 248H225L226 249V251H224L225 249H223ZM242 248H245L244 250L242 249ZM10 249V250H9ZM16 249V250H15ZM19 251H18V250ZM22 249V250H21ZM36 249V250H35ZM54 249L56 250V251H54ZM123 249V254H122V250ZM142 249H144V252H143V250ZM152 249H153V251H152ZM156 249V251H154ZM173 249H176L175 251L173 250ZM191 249V250H190ZM201 249H203V251H199V250ZM208 249H210V250H208ZM218 249V250H217ZM223 250L222 252H219V250ZM228 249H230V251L228 250ZM23 250H25V251H23ZM33 250H34V252H33ZM59 250V251H58ZM131 252H130V251ZM162 250V251H161ZM171 250H173V252L171 251ZM186 250H188V251H186ZM218 251L219 252V254H218V252H216V251ZM220 250V251H221ZM235 250V251H234ZM236 250H238V252H236ZM241 250H242V252H241ZM247 250V251H246ZM4 251V253H2ZM21 251V252H20ZM27 251V252H26ZM37 251V252H36ZM60 251H62V252H60ZM118 251L120 252V253H118ZM147 251V252H146ZM151 251L153 252V253H151ZM158 251H159V253H158ZM160 251H161V253H160ZM171 251V252H170ZM192 251H193V253H192ZM205 251V252H204ZM215 251V252H214ZM228 251V252H227ZM243 251H246L245 253H244V255H243ZM25 252V253H24ZM46 252V253H45ZM49 252V253H48ZM50 252H51V254H50ZM66 252V253H65ZM74 252V253H73ZM76 252H78V253H76ZM87 252V253H86ZM126 252V253H125ZM128 252V253H127ZM146 252V253H145ZM200 252L202 253V254H204V255H201L200 254ZM213 252V253H212ZM223 252H226V253H224V255H222L223 254ZM241 252V253H240ZM11 253H13V254H11ZM24 253V254H23ZM48 253V254H47ZM68 253V254H67ZM181 255H180V254ZM200 254L201 256H199L198 254ZM211 253V254H210ZM236 253V254H235ZM237 253H239L240 255H238ZM3 254H4V256H5V258H4V256H3ZM11 254V255H10ZM15 254H17V255H15ZM23 254V255H22ZM44 254V255H43ZM47 254V255H46ZM66 254H67V256H66ZM82 254V255H81ZM102 254V255H101ZM135 254V256H133ZM162 254L164 255V257L162 256ZM167 254V256L168 257H166L165 258V255ZM192 254H195V255H192ZM210 254V255H209ZM213 254V255H212ZM214 254H217V255H215L214 256ZM227 254H229L228 256H226ZM235 254V255H234ZM6 255L8 256V257H6ZM19 255H20V257H19ZM22 255V256H21ZM39 255H41L40 257H39ZM43 255V256H42ZM69 255H72V256H69ZM75 255V256H74ZM92 255V256H91ZM95 255V256H94ZM102 256V259L99 257V256ZM131 255L134 257H131ZM170 255V256H169ZM178 255V256H177ZM192 255V256H191ZM196 255H198V256H196ZM208 256V258L207 257H205V256ZM220 255V256H219ZM233 255V257H235V259H233L231 256ZM9 256H11V257H9ZM38 257L37 259H36V257ZM45 256V257H44ZM56 256V257H55ZM61 256V257H60ZM63 256V257H62ZM65 256V257H64ZM124 256V257H123ZM129 256V257H128ZM144 256V257H143ZM184 256V255H183ZM204 256V258H202ZM210 256H214V258H212V257H210ZM217 256V257H216ZM222 256H224V260H223V257ZM238 256H240V257H238ZM246 256V257H245ZM248 256V257H247ZM250 256V257H249ZM252 256L255 258V259H252ZM17 257V258H16ZM61 259H60V258ZM89 257V260L88 259H85L84 260V258H88ZM92 257V258H91ZM97 257V258H96ZM99 257V258H98ZM117 257V258H116ZM124 259H123V258ZM137 257V258H136ZM146 257V258H145ZM170 257H172L171 259H170ZM227 259H226V258ZM229 257V258H228ZM6 258H8V259H6ZM13 258V259H12ZM30 258V259H29ZM31 258H33V259H31ZM45 258H46V260H45ZM53 258V259H52ZM79 258V259H78ZM111 258V259H110ZM128 258V259H127ZM139 258H140V260H139ZM144 258V259H143ZM162 258V259H161ZM220 258H221V260H220ZM239 259V260H236V259ZM249 258V259H248ZM3 259V260H2ZM36 259V260H35ZM64 259V260H63ZM70 259V260H69ZM72 259V260H71ZM75 259H77L78 261L77 262H75V261H73V260H75ZM114 259H116V260H114ZM170 259V260H169ZM212 259L214 260V261H212ZM218 259V260H217ZM247 259H248V261L249 262H247ZM6 260V261H5ZM35 260V261H34ZM66 260V261H65ZM88 260V261H87ZM120 260H121V262H120ZM136 260V261H135ZM153 260V261H152ZM155 260V261H154ZM158 260H159V262H158ZM167 260H169V261H167ZM205 260V261H204ZM236 260V261H235ZM24 261V262H23ZM30 261H31V263H30ZM38 261H39V263H38ZM45 261V262H44ZM65 263H64V262ZM138 261V262H137ZM151 263H150V262ZM157 261V262H156ZM168 263H167V262ZM202 261V262H201ZM229 261V262H228ZM243 261H245L244 263H243ZM7 262V263H6ZM21 262H23V263H21ZM49 262V263H48ZM63 262V263H62ZM84 262V263H83ZM86 262V263H85ZM95 262H97V263H95ZM141 262V263H140ZM143 262V263H142ZM154 262H156V263H154ZM166 262V263H165ZM201 262V263H200ZM236 262V263H235ZM256 262V261H255ZM27 263V264H28Z\"/></svg>",
  "mask_w": 264,
  "mask_h": 264
},
{
  "label": "bare ground",
  "instance_id": "obj_2",
  "mask_svg": "<svg viewBox=\"0 0 264 264\" xmlns=\"http://www.w3.org/2000/svg\"><path fill=\"white\" fill-rule=\"evenodd\" d=\"M1 1H2V0H1ZM7 1H9V0H7ZM12 1H13V0H12ZM29 1L33 3L32 0H29ZM29 1H28V2H29ZM35 1H36V0H35ZM102 1H104V0H102ZM107 1H108V0H106V2H107ZM109 1H110V0H109ZM111 1H112V0H111ZM111 1H110V2H111ZM115 1H116V0L113 1L114 4H115ZM124 1H127V0H123V2H124ZM179 1H180V0H179ZM196 1H197V0H195V1H194V0H188V1L185 2V4H181L180 6H178V8H176V9H174V10H173V8H172V14H174V13L177 12V18H178L177 20H179V22H177L176 20H174V18H172V17H176V15H174V16H172V17H171V16H168V17L166 16V17H167L169 20H171V18H172L171 21H175V22H177V23L174 24V25H177V24H178V25L181 27V29L184 28V26H181L183 23H184V24H185V23H186V24H189V26H188L187 28H189V30H191V32L193 31V35H192L193 37H192V38H193V41L195 40V41H194V44L197 43V41H196L197 39H200L201 43H200L199 40H198V42L200 43V45H201L202 48H203V47L205 46L203 43H206V42L208 43V40H209V38H210V34H211L212 32H211V33H209V32H204V31L201 32L202 30H204V29L201 28V27H202L201 24H204V25H206V24H205V23H202V19H203L202 16H203V15L201 14L200 16H201L202 18H199L200 16L197 17V16H196V13H198L199 11H201L202 8H203L202 10H204V6H206V5H204V4H205L206 2H205V3L202 2V3H204V4H203V7L200 9V8H198V4H199V2L196 3ZM199 1H200V0H199ZM202 1H203V0H202ZM205 1H206V0H205ZM211 1H212V0H211ZM217 1H219V0H217ZM217 1L215 0V1H213V2H217ZM220 1H222V0H220ZM223 1H224V0H223ZM226 1H227V0H226ZM230 1H231V0H230ZM233 1H234V0H233ZM243 1L245 2L246 7L249 6V5L251 4V3H249V5L246 4V3L248 2V0H243ZM243 1H242V0L240 1V2H241V5H242ZM258 1H259V0H258ZM258 1H257V2H258ZM260 1H261V0H260ZM263 1H264V0H263ZM2 2L5 3L6 1L3 0ZM2 2H1L0 4H2ZM10 2H11V0H10ZM10 2H9V3H10ZM16 2H17V1H16ZM19 2H21V0H19ZM23 2H24V1H22V5H20V4H18V5L26 7L25 5H23ZM98 2H100V1H98ZM110 2H109V3H110ZM117 2H119V1H117ZM117 2H116V3H117ZM127 2H128V1H127ZM134 2H135V4H136V0H134ZM134 2H132V0H131L130 3L134 4ZM177 2H178V1H177ZM209 2H210V1H209ZM249 2H250V1H249ZM4 3H3V4H4ZM12 3H15V2L13 1ZM25 3H26V1H25ZM25 3H24V4H25ZM107 3H108V2H107ZM128 3H129V2H128ZM171 3H172V2H171ZM200 3H201V2H200ZM202 3H201V5H200V7L202 6ZM207 3H208V2H207ZM207 3H206V4H207ZM253 3H254V1H253ZM253 3H252V4H253ZM10 4H11V3H10ZM29 4L31 5V3H29ZM48 4H49V3H47V5H48ZM96 4H97V3H96ZM102 4H104V2H103ZM132 4H130V5H132ZM177 4H178V3H177ZM179 4H180V2H179ZM212 4L214 5V3H212ZM215 4H216V6H217V5H220V4H217V3H215ZM221 4H222V3H221ZM224 4H225V2H224ZM227 4H228V5L232 4V1H231L230 4H229L228 1H227ZM233 4H234V3H233ZM233 4H232V5H233ZM238 4H239V3H238ZM252 4H251V6H250L249 8H252V6H253ZM259 4H260V3H259ZM261 4H264V3H261ZM261 4H260V5H261ZM4 5H5V4H4ZM26 5H27V7L30 6V5H28V4H26ZM40 5H41V4H40ZM40 5L38 6L39 8L41 7ZM107 5H108V6L110 5V7H111L112 4H107ZM117 5H118V4H117ZM117 5H116V6H117ZM119 5H120V3H119ZM130 5H129V6H130ZM208 5H209V3H208ZM232 5H231V6H232ZM254 5H256V4H254ZM0 6H2V5H0ZM10 6H12V4H11ZM16 6H17V4H16ZM43 6H46V5H43ZM43 6H42V7H43ZM49 6H50V5H49ZM108 6H107V7H108ZM168 6H169V5H168ZM168 6H167V8H168ZM171 6H172V5H171ZM231 6H230V7H231ZM239 6H240V5H238V7H239ZM258 6H259V5H258ZM258 6H257V7H258ZM262 6H263V5H262ZM262 6H261V7H262ZM17 7H18V6H17ZM17 7H14V8L17 9ZM24 7H22V8L24 9V12H25V10H26L27 7H26V8H24ZM38 7H37V8L35 7V8L38 9ZM112 7L114 8V6H112ZM112 7H111V9L113 10ZM119 7L121 8V5H120ZM119 7L117 6V8H119ZM122 7H126V6H123V5H122ZM131 7H133V6H131ZM206 7H207V6H206ZM238 7H237V8H238ZM241 7H242V6H241ZM246 7H245L244 9H241V13H242L243 10H245V9L248 8V7H247V8H246ZM255 7H256V6H254V8H255ZM14 8H13V9H14ZM49 8H50V7H49ZM105 8H106V7H105ZM115 8H116V7H115ZM207 8H208V7H207ZM209 8H210V5H209ZM209 8H208V9H209ZM228 8H229V6H228ZM232 8H233V6H232ZM234 8H235V6H234ZM237 8H236V9H237ZM242 8H243V7H242ZM249 8L247 9V12H248V10H250ZM262 8H264V7H262ZM20 9H21V8H20ZM23 9H21V10L23 11ZM27 9H29V11L27 10L28 12H25V13H33V11L31 10V8H27ZM32 9H33V8H32ZM36 9H34V10L36 11ZM107 9L110 10L109 8H107ZM158 9H159V8H158ZM164 9H165V8H164ZM164 9H163V11H164ZM177 9H178V10H177ZM226 9H227V8H226ZM229 9H231V8H229ZM238 9H239V8H238ZM238 9H237V10H238ZM255 9H256V8H255ZM260 9H261V8H260ZM260 9H259V10H260ZM17 10H18V9H17ZM160 10H161V9H160ZM160 10H159V12H160ZM165 10H166V9H165ZM167 10H168V9H167ZM175 10H177V11H175ZM205 10H206V9H205ZM237 10H235V9L233 10V9H232L231 14H232L233 11H237ZM256 10H258V8H257ZM256 10H255V11H256ZM259 10H258V11H259ZM35 11H34V12H35ZM37 11H39V10H37ZM37 11H36V12H37ZM161 11H162V10H161ZM168 11H169V13H171L170 10H168ZM173 11H175V12H173ZM238 11H239V10H238ZM238 11H237V12H238ZM245 11H246V10H245ZM253 11H254V10H253ZM255 11H254V12H255ZM258 11H256V13H257ZM260 11L262 12V9H261ZM220 12H221V11H220ZM223 12H224V11H223ZM223 12H222V13H223ZM247 12H245L244 14H246ZM254 12H253V13H254ZM3 13H4V12H3ZM156 13H158V11H157ZM165 13H167V12L165 11ZM222 13H221V15H222ZM227 13H228V11H227ZM229 13H230V12H229ZM229 13H228V14H229ZM250 13H252V12H250ZM33 14H34V13H33ZM33 14H32V15H33ZM160 14H161V12H160ZM172 14H171V15H172ZM212 14H213V13H212ZM215 14H216V17H218L220 13H219V12H218V13H214V15H215ZM224 14L226 15V13H224ZM234 14H235V13H234ZM234 14H233V16H235ZM239 14H240V13H239ZM244 14H243V15H244ZM259 14H261V13H259ZM262 14H264V13L262 12ZM262 14H261V15H262ZM28 15H29V14H28ZM163 15H164V14H163ZM165 15H166V14H165ZM205 15H206V14H205ZM208 15H210V14H207V16H208ZM243 15L241 14L240 16H243ZM247 15H248V13H247ZM252 15H253V14H251V16H252ZM255 15H257V14H255ZM255 15L252 17L253 19L255 18ZM33 16H35V15H33ZM49 16H50V15H49ZM154 16H157V15H154ZM211 16H212V15H211ZM211 16H210V17H211ZM223 16H224V15H223ZM223 16H221V18H222ZM231 16H232V15H231ZM244 16H245V15H244ZM249 16H250V14H249ZM17 17H18V16H17ZM31 17H32V16H31ZM43 17H44V16H43ZM159 17H160V15H159ZM164 17H165V16H164ZM170 17H171V18H170ZM236 17H237V16H236ZM257 17H258V16H257ZM261 17H263V16H261ZM18 18H20V17H18ZM27 18H28V17H27ZM32 18H33V17H32ZM32 18H30V19H32ZM41 18H42V17H41ZM51 18H52V17H51ZM153 18H154V17H153ZM211 18H212V17H211ZM211 18H210V19H211ZM214 18H215V17H214ZM214 18H213V19H214ZM221 18H220V19H221ZM246 18H249V17H246ZM4 19H5V18H4ZM6 19H7V18H6ZM15 19L17 20V18H15ZM24 19H25V18H24ZM39 19H40V18H39ZM39 19H38V20H39ZM49 19H50V18H49ZM53 19L55 20V18H53ZM159 19H160V18H159ZM168 19H167V20H168ZM175 19H176V18H175ZM205 19H206V18H205ZM205 19H204V20H205ZM207 19H208V18H207ZM207 19H206V20H207ZM213 19H211V20H213ZM220 19H216V21H218V20L220 21ZM229 19H231V18H229ZM232 19H233V18H232ZM255 19H256V18H255ZM47 20H48V19H47ZM47 20H46V21H47ZM51 20H52V19H51ZM155 20H157V18H155ZM163 20H164V18H163ZM167 20H166V22H167ZM169 20H168V21H169ZM239 20H240V19H239ZM241 20H242V19H241ZM247 20H248V19H247ZM257 20H258V18H257ZM257 20H255V21L257 22ZM262 20H263V18H262ZM3 21H5V20H3ZM23 21H24V20H23ZM32 21H33V20H32ZM32 21H31V22H32ZM36 21H37V20H36ZM42 21H43V20H42ZM42 21L40 20V23H41ZM55 21H56V20H55ZM171 21H170V22H171ZM213 21H214V23H215V20H213ZM219 21H218V23H220ZM248 21H249V20H248ZM248 21L245 22V25L248 24V23H247ZM253 21H254V20H252V25H251V23H250V26H253ZM263 21H264V20H263ZM263 21H262V22H263ZM5 22H6V21H5ZM29 22H30V20H29ZM43 22H44V21H43ZM49 22H50V21H49ZM56 22H58V20H57ZM56 22H55V24H53V25H56ZM61 22H63V20H59V22L57 23V26H58L59 23H60L63 27H64L65 24H67V23L62 24ZM160 22H161V21H160ZM163 22H164V21H163ZM166 22H165V23H166ZM240 22H241V21H240ZM240 22H239L238 25H240ZM242 22H243V21H242ZM256 22H255V23H256ZM7 23H8V22H7ZM7 23H6V24H7ZM12 23H13V22H12ZM18 23H19V22H18ZM20 23H21V22H20ZM25 23H26V24L28 23V19H27V22H26V20H25ZM33 23L35 24L36 22H33ZM33 23H32V25H33ZM40 23H39V25H40ZM46 23H48V21H47ZM46 23H45V24H46ZM51 23H52V22H51ZM51 23H49V24H51ZM151 23H152V21H151ZM153 23H154V22H153ZM158 23H159V22H158ZM165 23H164V24H165ZM168 23H169V22H167L166 24H168ZM173 23H174V22H173ZM208 23H209V21H208ZM214 23H213V24H214ZM216 23H217V22H216ZM257 23H258V22H257ZM257 23H256V24H257ZM263 23H264V22H263ZM1 24H2V23H1ZM1 24H0V26L2 27ZM3 24H4V22H3ZM6 24H5V25H6ZM22 24H24V23L22 22L21 25H22ZM28 24H31V23H28ZM42 24H44V23H41V25H42ZM45 24L43 25L44 27H45ZM156 24H157V23H156ZM161 24H162V23H161ZM164 24H163V25H164ZM166 24H165V26H166ZM171 24H172V22H171ZM186 24H185V25H186ZM210 24H212V23L210 22ZM213 24H212V25H213ZM230 24H231V23H230ZM232 24H233V23H232ZM242 24L244 25V22H243ZM259 24H260V20H259ZM259 24H258V25H259ZM9 25H10V24H9ZM9 25L7 26V28H5V30L8 29V27H10ZM15 25H16V24H15ZM15 25H14V26H15ZM17 25H18V24H17ZM21 25H20V26H21ZM36 25H38V23H37ZM51 25H52V24H51ZM51 25H46V26H49V29L52 30V28L50 27ZM53 25H52V26H53ZM61 25H59V26L62 28ZM150 25H151V24H150ZM152 25H154V24H152ZM152 25H151V26H152ZM174 25H172V26H171L172 28H169V30H167L168 28L166 29L164 26H163V27H164V29H165L166 31H168V33H170V32L173 30V28L175 27ZM178 25H177V26H178ZM212 25H210V27H212ZM215 25H216V24H214L213 26L216 27L218 24H217L216 26H215ZM233 25H234V24H233ZM236 25H237V24H236ZM238 25H237V27H238ZM245 25H244V26H245ZM248 25H249V24H248ZM262 25H263V24H262ZM11 26H12V25H11ZM18 26H19V25H18ZM27 26H28V25H27ZM33 26H34V25H33ZM33 26H31V28H32ZM57 26H56V29H55V30H56V33L59 32V29H58L59 26H58V27H57ZM65 26H67V25H65ZM161 26H162V25H161ZM168 26H169V24H168ZM168 26H167V27H168ZM173 26H174V27H173ZM179 26H178L177 28H179ZM218 26H219V25H218ZM225 26H226V25H224V27H223V25H222L223 28H226ZM228 26H230V25H228ZM231 26H232V25H231ZM240 26H242V25H240ZM255 26H256V25H255ZM1 27H0V29L2 30ZM12 27H13V26H12ZM23 27H24V25H23ZM23 27H22V28H23ZM25 27H26V25H25ZM39 27H40V26H39ZM41 27H42V26H41ZM60 27H59V28H60ZM157 27H158V25H156V28H157ZM169 27H170V26H169ZM205 27H206V26H205ZM214 27H213V28H214ZM234 27H235V26H234ZM234 27L232 26V29H233ZM237 27H236V29H238ZM253 27H254V26H253ZM256 27H257V26H256ZM256 27H255V28H256ZM262 27H264V26H262ZM3 28H4V26H3ZM10 28H11V27H10ZM10 28H9V30H7V31H10V30H11ZM13 28H14V27H13ZM20 28H21V27H20ZM28 28L31 29L30 27H27V29H28ZM47 28H48V27H46V29H47ZM53 28H55V26H53ZM156 28H155V25H154V28H152V29H156ZM175 28H176V27H175ZM177 28H176V29H177ZM185 28H186V26H185ZM200 28H201V29H200ZM203 28H204V27H203ZM206 28H207V27H206ZM206 28H205V31L207 30ZM208 28H209V26H208ZM213 28H212V29H213ZM216 28H217V27H216ZM218 28H219V27H218ZM228 28L231 29L230 27H228ZM241 28H242V30L244 31L243 26H242ZM246 28H247V27H246ZM258 28H261V27L259 26ZM14 29L17 30L16 28H14ZM23 29H24V28H23ZM27 29H26V30H27ZM29 29H28V30H29ZM49 29H48V30H49ZM171 29H172V30H171ZM176 29H175V30H176ZM181 29H178V30L181 31ZM220 29H221V27L219 28V30H220ZM226 29H227V28H226ZM251 29H253V30H255V31H256V30H259V29H257V28H256V29L251 28ZM262 29H263V28H261L260 31H261ZM18 30H20V29H18ZM24 30H25V29H24ZM26 30H25V32H26ZM48 30H47V32H48ZM57 30H58V32H57ZM156 30H157V29H156ZM156 30H155V31H156ZM162 30H163V29H162ZM170 30H171V31H170ZM178 30H177V31H178ZM182 30H183V29H182ZM215 30H216V29H215ZM227 30H228V29H227ZM233 30H234V29H233ZM242 30H241V31H242ZM249 30H250V29H249ZM44 31L46 32V30H43V33H44ZM63 31H64V30H63ZM153 31H154V30H153ZM160 31H161V30H160ZM160 31H159V32H160ZM169 31H170V32H169ZM207 31H209V30H207ZM210 31H211V30H210ZM225 31H226V30H225ZM236 31H237V30H236ZM239 31H240V29H239ZM243 31L241 32V34L243 33ZM245 31H247V30H245ZM245 31H244V32H245ZM263 31H264V29H263ZM18 32H19V31H18ZM18 32H15V33L18 34ZM25 32H24V33H23V32H21V33L19 32V33H20L21 35H22V34L24 35ZM40 32H41V31H40ZM40 32H39V35H38V34H37V35H38L39 37H41L40 35L42 34V38H41V39L43 40V38H44L45 36L43 35V33H40ZM53 32H54V30H53ZM61 32H62V31H61ZM163 32H164V31H163ZM173 32H175V35H176L177 32H176V31H172V33H173ZM182 32H183V31H182ZM182 32H181V33H182ZM184 32H186V31H184ZM184 32H183V33H184ZM218 32H219V31H218ZM221 32H224V31H221ZM229 32H230V30H229ZM232 32H234V31H232ZM232 32H231V33H232ZM247 32H248V31H247ZM247 32H246V33H247ZM256 32H257V31H256ZM0 33L2 34L1 31H0ZM3 33H5V35H6V33H8V34L10 35V32H6V31H4V30H3ZM12 33L15 34L14 32H12ZM12 33H11V35H12ZM26 33H27V32H26ZM54 33H55V32H54ZM166 33H167V32H166ZM166 33H164V34H166ZM178 33H179V32H178ZM219 33H220V32H219ZM224 33H225V32H224ZM237 33H238V31H237ZM237 33H236V34H237ZM249 33H250V31H249ZM251 33H252V31H251ZM254 33H255V32H254ZM262 33L264 34V32H262ZM20 34H19V36H21ZM47 34H48V36L53 35L52 32L50 33L51 35H50L49 33H47ZM156 34H157V33H156ZM160 34H161V32H160ZM164 34H162V36H164ZM215 34H216V33H215ZM241 34H240V35H241ZM244 34H245V33H244ZM244 34H242V35H244ZM258 34H260V33H258ZM263 34H262V35H263ZM2 35H3V34H2ZM9 35H7V36L9 37ZM139 35H140V34H139ZM139 35L137 34V35H135V36L137 37V36H139ZM169 35H170V34H169ZM175 35H174V36H175ZM185 35H187V34H185ZM211 35H212V34H211ZM234 35H235V34H234ZM240 35H239V36H240ZM248 35H252V34H248ZM255 35H257V34H255ZM255 35L253 34L252 36L254 37ZM7 36H6V37H7ZM17 36H18V35H17ZM17 36H14V35H13V37H12L13 39L10 38V40H14V41H15V39H16V41H17V38H16ZM19 36H18V39H19ZM33 36H34V35H33ZM43 36H44V37H43ZM132 36H134V35H132ZM183 36H184V35L182 34V38H183ZM189 36H191V35H189ZM199 36H200L201 38H200ZM1 37H2V36H1ZM14 37H15V38H14ZM21 37H22V36H21ZM29 37H32V35L30 34ZM167 37H168V36H167ZM167 37H166V38H167ZM170 37H172V35H171ZM177 37H178V36H177ZM185 37H186V36H185ZM187 37H188V36H187ZM259 37H260V39H258V41H260L259 43H261V36H259ZM27 38H28V37H27ZM27 38H25V39H27ZM32 38H33V37H32ZM37 38H38V37H37ZM37 38H36V40H38ZM130 38H131V39H130ZM130 38H129V35H128V39H126V41L129 42V40H132L133 37H130ZM137 38H138V37H137ZM140 38H141V37H140ZM140 38H139V39H140ZM179 38L181 39V37H178V39H179ZM254 38H255V37H254ZM256 38H257V37H256ZM262 38H263V40H264V36H262ZM7 39H8V38H7ZM7 39H6V41L8 42L9 39H8V40H7ZM25 39H24V42H25V41H28V40L30 41L31 38H28V40H25ZM41 39H40V40H41ZM47 39H48V38H47ZM47 39L45 38L46 41H47ZM133 39H134V38H133ZM142 39H143V38H142ZM142 39H141V42H142ZM163 39H165V37H164ZM170 39H171V38H170ZM175 39H177V38H175ZM183 39H184V38H183ZM188 39H189V38H188ZM190 39H191V38H190ZM234 39H235V38H234ZM238 39H239V38H238ZM0 40H3V39L0 38ZM33 40H34V38H33ZM42 40H41V41H38V42H42ZM45 40H44V41H45ZM134 40H135V41H134ZM134 40H133V41H134L133 43L137 42V41H136V40H137L136 38H135ZM173 40H174V38H173ZM255 40H257V39H255ZM255 40H253V42H255ZM19 41H20V40H19ZM34 41H35V40H34ZM34 41H31V42H34ZM44 41H43V43H44ZM46 41H45V42H46ZM48 41H50V40H48ZM164 41H165V40H164ZM171 41H172V40H171ZM178 41H179V40H178ZM193 41L191 40L190 43L193 42ZM238 41H239V40H238ZM258 41H257V43H258ZM3 42H4V40H3ZM17 42H18V41H17ZM24 42L22 41L21 44H23ZM38 42L36 41V43H38ZM128 42H126V45L130 47L131 43L129 44ZM130 42H131V41H130ZM138 42L141 43L140 41H138ZM144 42H145V41H144ZM167 42H169V40H168ZM167 42H166V43H167ZM181 42H183V40H182ZM181 42H180V44H181ZM185 42H188V43H189L188 40H187V41L185 40ZM253 42H252L251 44H253ZM1 43H2V41H1ZM1 43H0V45H1ZM12 43H13V42H12ZM15 43H16V42H15ZM29 43H30V42H29ZM123 43H124V42H122V44H123ZM139 43H138V44H139ZM145 43H146V42H145ZM163 43H164V42H163ZM163 43H161L160 45H161V46L164 45ZM178 43H179V42H177V44H178ZM190 43H189V44H190ZM259 43H258V45H259ZM262 43H263V42H262ZM3 44L5 45V43H3ZM8 44H10V43L8 42ZM16 44H17V43H16ZM16 44H15V45H16ZM49 44H51V43H49ZM77 44H78V43H77ZM180 44H178V45H180ZM182 44H183V43H182ZM189 44L186 45V46H189ZM191 44H192V43H191ZM191 44H190V45H191ZM202 44H203L204 46H203ZM220 44H221V43H220ZM220 44H219V45H220ZM244 44H247V43L244 42ZM263 44H264V43H263ZM4 45H3V47H4ZM17 45H18V44H17ZM24 45H25V44H24ZM38 45H39V44H38ZM40 45H42V44L40 43ZM46 45H48V43H46ZM58 45H61V44H58ZM143 45L145 46V44H143ZM143 45H141L142 48L144 47ZM147 45H148V43H147ZM200 45L198 46V45L196 44V46H198V47H200ZM206 45H207V44H206ZM216 45H217V47H216V46H215V47L218 48V44H216ZM21 46H22V45H21ZM29 46H30V47H33V50H34V52H32V53H29V51H27L29 54H31V56H36V55H32V54H34L35 52L37 53V51H38V54H39V49L43 50L42 47L40 46L41 48H38V50L36 49L37 51H35V48H34V47L37 46V45H34V46L32 45V46H31V43L28 45V48H29ZM42 46H44L45 50L47 49V48L45 47L44 44H43ZM124 46H125V45H124ZM124 46H122L121 48H125ZM168 46H169V43H168ZM168 46H167V47H168ZM194 46H195V45H194ZM194 46H193V47H194ZM196 46H195V47H196ZM240 46H241V45H240ZM246 46H250V45L247 44V45H245V47H246ZM251 46H255V45H251ZM259 46H261V44H260ZM259 46H256V47H259ZM1 47H2V45H1ZM18 47H20V46H18ZM26 47H27V44H26ZM57 47H58V46H57ZM131 47H133V45H132ZM136 47H137V46H136ZM181 47H182V46H181ZM190 47H191V46H190ZM193 47H192V48H193ZM195 47H194V48H195ZM205 47H209V46H205ZM210 47H211V46H210ZM215 47H214V50H215ZM245 47H244V48H245ZM23 48H24V47H21V48L19 49L20 51H19V50H17V51H18L19 53H21V52H22L21 49H23ZM126 48H127V47H126ZM133 48H134V47H133ZM138 48H140V47H138ZM142 48H141V49H142ZM179 48H180V47H179ZM183 48H184V45H183ZM183 48H180V50L183 49ZM202 48H200V49H202ZM237 48H238V47H237ZM241 48H242V47H241ZM241 48H238L237 50H239V49H241ZM250 48H252V47H250ZM250 48L248 49V51H250ZM1 49H2V48H1ZM3 49H4V48H3ZM3 49H2V50H3ZM73 49H74V48H73ZM102 49H104V48H102ZM102 49H101L100 51H102ZM185 49H186V48H185ZM185 49H184V50H185ZM188 49H190V48L188 47ZM195 49H196V48H195ZM204 49L208 51V49H210V48H203V50H204ZM212 49H213V47H212ZM252 49L254 50L255 48L253 47ZM24 50H25V49H24ZM27 50H30V48L27 49ZM33 50H31V51H33ZM45 50H44V51H45ZM58 50H59V48H58ZM119 50H120V48H119ZM124 50H128V48H127V49H124ZM191 50H192V49H191ZM193 50H194V49H193ZM193 50H192V51H193ZM17 51H15V52H17ZM44 51H43V52H44ZM73 51H74V50H73ZM79 51H80V50H79ZM116 51H117V50H116ZM116 51H115V52H116ZM129 51H130V49H129ZM129 51H126V52L123 51V52L126 53L127 55H129L130 53H127V52H129ZM133 51H134V50H133ZM186 51H187V50H186ZM194 51H195V50H194ZM199 51H200V50H199ZM199 51H198V52H199ZM207 51H205V52H207ZM215 51H216V50H215ZM215 51H214V52H215ZM239 51H240V50H239ZM245 51H247V49H246ZM1 52H2V51H1ZM11 52L14 53V51H12V50H11ZM43 52H41L40 54H41V56H42V58H43V61H44V60H45V59H44L45 57H43V55H42ZM55 52H57V51H55ZM55 52L53 53V55H54V54L57 55V53H55ZM121 52H122V51H121ZM138 52H140V50H138L137 53H136V52H135V53L138 54ZM189 52H190V51H189ZM200 52H201V51H200ZM202 52L204 53V51H202ZM241 52L244 54V52H243L242 50H241ZM253 52H254V53H252L249 57H248V55H249L250 52H246V53H248L247 55L244 54L245 57L247 56V59L245 58L246 60H245L244 66L247 64V66H245V68H246V69L249 68V67L251 68V69H248V70H247L248 73H249V71H250V73H252L254 70H256V71H254V72H257V71H258L259 73H263V74H264V47H262V48H261V47H260V48H257V49H256L255 51H253ZM4 53H5L6 55L8 54V52H4ZM9 53H10V51H9ZM13 53H12V55H13ZM19 53H17V54H19ZM79 53H80V52H79ZM81 53H82V52H81ZM84 53H85V52H83V54H84ZM118 53H119V51H118ZM132 53H133V52H131V54H132ZM17 54H16V55L14 54V57L17 56ZM21 54L23 55V52H22ZM21 54H20V56H17V59L20 58V57L22 56ZM38 54H37V57H36V58L34 57V59H38V58H39V57H38ZM40 54H39V56H40ZM62 54H63V52H62ZM62 54H61V55H62ZM71 54H72V53H71ZM93 54H94V53H93ZM93 54L89 52V55H88L87 52H86L85 55H87V56H85V57L82 59V64H83V63H86V66H87V67H88V65H89L90 70H91V68L94 66V64H90V63H89L90 60L93 59V57H92ZM122 54H123V53H122ZM193 54H194V53H193ZM200 54H201V53H200ZM228 54H229V52H228ZM232 54H233V53H232ZM234 54H235V53H234ZM239 54H241V53L239 52L238 55H239ZM2 55H3V54H2ZM9 55L11 56V54H9ZM24 55H26V54H24ZM44 55H45V54H44ZM61 55L59 54L58 56H61ZM66 55H67V54H66ZM80 55H81V54H79V57L81 58L82 56H80ZM127 55H126V56H127ZM204 55H205V53H204ZM206 55H207V54H206ZM222 55H223V54H222ZM230 55H231V54H230ZM230 55H229V59H227V58L225 59V57H224L225 60H224V62H221V64L219 65L220 68H219V66L217 67L218 70L215 69V70H216V79L218 80V82H219V84L221 85V87H223V88L221 89V90H222V91H221L222 94H221V95L218 94V95H219V96H223V97H224L223 99H225V100H226V99H230L229 97H231V95L233 96L235 93H238V91H240V92L238 93V94H240V93L242 92L240 89L243 88V87H244V88L246 87V85H245V83H244V80L241 78L242 75H241V77L238 76V75H240V72H243V69H244V68L241 69V68L239 67L238 64H239L240 62H239L238 60H237V61H236V60H233L232 58H234V57H232V58L230 59V57H231ZM236 55H237V54H236ZM236 55H235V56H236ZM27 56H28V58H27ZM27 56H26V59H27V60H26L25 58L22 59V57H21V61L23 60L22 63H24V60H26V61L28 62V60H29V58H30L31 56H30V57H29V55H27ZM63 56H64V54H63ZM63 56H61V57H63ZM69 56H70V55H69ZM69 56H68V57H69ZM71 56H72V55H71ZM76 56L78 57V55H76ZM83 56H84V55H83ZM104 56H105V55H104ZM120 56H123V55H121V53H120ZM124 56H125V55H124ZM124 56H123V57H124ZM126 56H125L124 58H127ZM130 56H131V55H130ZM130 56H129V57H130ZM134 56H135V55H134ZM223 56H224V55H223ZM227 56H228V55H227ZM8 57H9V56H8ZM23 57H24V56H23ZM56 57H57V56H56ZM66 57H67V56H66ZM68 57H67V58H68ZM77 57H72V58H73V59L75 58V60L78 61L79 57H78V59H76ZM106 57H107V56H106ZM115 57L118 58L117 56H115ZM177 57H178V56H177ZM191 57H192V56H191ZM52 58H53V57H52ZM63 58H65V57H63ZM63 58H62V59H63ZM119 58H120V57H119ZM183 58H184V57H183ZM183 58H181L182 61H183ZM222 58H223V57H222ZM3 59L5 60L4 57H3ZM10 59L12 60V59H14V58L11 57ZM30 59H32V57H31ZM39 59H40V58H39ZM47 59H48V61H49V58H47ZM47 59H46V60H47ZM55 59H56V58L54 57L53 60H55ZM62 59H61V60H62ZM73 59H71V60H73ZM120 59H121V58H120ZM179 59H180V58H179ZM191 59H192V58H191ZM191 59H190V60H191ZM193 59H194V58H193ZM217 59H218V58H217ZM220 59H221V58H220ZM234 59H235V58H234ZM8 60H9V59L7 58V61H8ZM19 60H20V59H19ZM41 60H42V59H41ZM57 60H58V57H57ZM71 60H70V61H71ZM93 60H94V59H93ZM115 60L117 61V63H119V62H118L119 59H118V60L115 59ZM181 60H180V61H181ZM190 60H189V61H190ZM222 60H223V59H222ZM7 61H3V63L7 64ZM12 61H13V60H12ZM30 61L33 62L32 60H30ZM38 61H39V60H38ZM51 61H52V59H51ZM73 61H74V60H73ZM73 61H71V63H72ZM80 61H81V60L79 59V62H80ZM91 61H92V60H91ZM120 61H122V60H120ZM186 61H187V60H186ZM191 61H192V60H191ZM191 61H190V64H191V63H192V64L195 63V62H191ZM242 61H243V60H242ZM242 61H241V65H242V63H243ZM14 62H15V60H14ZM27 62H25V63H27ZM35 62H36V60H34V63H35ZM53 62H54V61H53ZM61 62H62V61H61ZM68 62H69V60H68ZM79 62H77L76 64H78ZM184 62H185V61H184ZM214 62L216 63L217 60L214 61ZM238 62H239V63H238ZM0 63H2V61H1ZM25 63H24V64H25ZM34 63H33V64H34ZM38 63H40V61H39ZM38 63H35V64L38 65ZM41 63H42V62H41ZM59 63H60V59H59ZM66 63H67V62H66ZM66 63H65V64H66ZM120 63H122V62H120ZM120 63H119V64H120ZM215 63H214V64H215ZM217 63H218V62H217ZM222 63H223V64H222ZM248 63H249V65H248ZM14 64H15V63H14ZM28 64H30V63H27V65H28ZM45 64H48V62L45 63ZM54 64L58 65L57 62L54 63ZM65 64H64V65H65ZM67 64H68V63H67ZM87 64H88V65H87ZM190 64H189V67L191 66ZM203 64H204V63H203ZM207 64H208V63H207ZM1 65H2V64H1ZM20 65H21V63H20ZM22 65H23V64H22ZM22 65H21V66H22ZM31 65H32V64H31ZM56 65H54V66H56ZM59 65H60V64H59ZM68 65H70V64H68ZM71 65H73V63H72ZM71 65H70V66H71ZM74 65H75V63H74ZM74 65H73V67H74ZM79 65H80V64H78V67H79ZM217 65H218V64H217ZM2 66H3V65H2ZM16 66H17V65H16ZM33 66H34V65H33ZM50 66H51V64H49V67H48V68L50 69V71L47 72L48 75H47V73L45 72V73H46L45 75H47V76H49V74L51 75V74L53 73V72H51V67H50ZM54 66H52V68H53ZM197 66H198V65H197ZM197 66H195V67L197 68ZM210 66H211V65H210ZM210 66H208V67H210ZM244 66L242 65V67H244ZM0 67H1V66H0ZM13 67H14V66H13ZM18 67H20V66H18ZM30 67H32V66H30ZM35 67L37 68V66H35ZM35 67H34V68H35ZM38 67H39V66H38ZM57 67H58V66H57ZM61 67H62V66H61ZM61 67H59V68H61ZM71 67H72V66H71ZM81 67H84V68H85V66H83V65H80L79 68H81ZM89 67L87 68L88 71H89ZM94 67H95V66H94ZM94 67H93V68H94ZM195 67L193 66L194 69H195ZM208 67H207V69H208ZM1 68H2V67H1ZM22 68H24V65H23ZM22 68H20V69H22ZM25 68L28 69L29 67H25ZM25 68H24V69H25ZM59 68H58V70H59ZM64 68H65V67H64ZM67 68L69 69L70 67H66L65 69L67 70ZM84 68H83V69H84ZM169 68H170V67H169ZM169 68H168V69H169ZM187 68H188V67H187ZM193 68H190V69H193ZM11 69L13 70V68H10V70H11ZM17 69H19V68H17ZM46 69H47V68H46ZM73 69H74V68H73ZM76 69H77V68H75L74 70H76ZM188 69H189V68H188ZM194 69H193V70H194ZM252 69H254V70L251 72ZM10 70H9V71H10ZM15 70H16V69H15ZM39 70L42 71V74H43V72H44L43 69L41 70V68L39 67ZM44 70H45V69H44ZM66 70H65V71H66ZM69 70H70V69H69ZM81 70H82V69H81ZM87 70L85 69V70H83L81 73H77V75H79V74H82V75H83V74H86V72H88ZM170 70H172V68H171ZM28 71H29V69H28ZM46 71H48V70H46ZM60 71H61V70H60ZM62 71H64V70H62ZM62 71H61V72H62ZM77 71L79 72L80 70H77ZM84 71H86V72L83 73ZM92 71H94V70H92ZM92 71H91V72H92ZM165 71H166V69H165V70H162V72H163V73H162V77H163V74H164V78H165V73H168V72H165ZM168 71H169V70H168ZM208 71H209V70H208ZM211 71H213V67H212V70H211ZM7 72H8V71H7ZM14 72H15V71H14ZM17 72H18V71H17ZM25 72H26V70H25ZM38 72H39V71H38ZM50 72H51V73H50ZM69 72H70V71H69ZM74 72H75V74H76V71H74ZM91 72H90V73H91ZM164 72H165V73H164ZM182 72H183V71H182ZM205 72H206V71H205ZM15 73H16V72H15ZM20 73H21V72H19L18 74H20ZM63 73H65V72H63ZM66 73H68V72L66 71ZM66 73H65V74H66ZM90 73H88V74H90ZM93 73H94V72H92V75H93ZM160 73H161V72H160ZM169 73H170V72H169ZM169 73H168V74H169ZM179 73H180V72H179ZM184 73H185V72H183V74H184ZM189 73H190V72H189ZM194 73H195V72H194ZM194 73H193V74H194ZM213 73H215V72L213 71L212 74H213ZM6 74H8V73H6ZM18 74H17V75H18ZM23 74H26V73H23ZM59 74H60V72H58V75H59ZM65 74H64L63 77H64V79L66 80V78H65ZM72 74H73V73H72ZM181 74H182V73H181ZM252 74H253V73H252ZM26 75H27V74H26ZM26 75H24V77H23V78H25V80L27 79V78L25 77ZM82 75H79L78 77H80V76H81V77H85V76H86V79H88V78H87V74L84 75V76H82ZM104 75H105V74H104ZM108 75H109V74H108ZM159 75H161V74H159ZM166 75H167V74H166ZM178 75H179V74H178ZM209 75L211 76V74H209ZM260 75H262V74H260ZM3 76H4V75H3ZM5 76H6V75H5ZM8 76H11V75L8 74ZM60 76H61V75H60ZM60 76H59V77H60ZM66 76H67V75H66ZM214 76H215V75H214ZM262 76H263V75H262ZM262 76H261V77H262ZM12 77H13V76H12ZM16 77H17V76H16ZM18 77H19V76H18ZM21 77H22V76H21ZM21 77H20V78H21ZM55 77L57 78V76H55ZM59 77L56 79L57 81H58ZM71 77H72V76H71ZM74 77H75V76H74ZM89 77H90V76H89ZM108 77H109V76H108ZM110 77H111V76H110ZM110 77H109L107 80L104 79L105 76L102 77L101 79H104V80H106L105 82H108V80H111ZM177 77H178V76H177ZM177 77H176V78H177ZM212 77H213V76H212ZM263 77H264V76H263ZM2 78H3V77H2ZM20 78H19L18 81H21V82H22L23 80H20ZM28 78H29V76H28ZM48 78H49V77H48ZM48 78H47V79H48ZM52 78H53V77H52ZM67 78H68V77H67ZM112 78H114V77H112ZM176 78H175V79H176ZM190 78H191V77H190ZM6 79H7V77H6ZM6 79H3V80H6ZM61 79H63V78H61ZM61 79H60V80H61ZM72 79H73V78H72ZM74 79H75V78H74ZM76 79L78 80L77 77H76ZM114 79H115V78H114ZM3 80L1 81V82H2V83H1L2 86H3V84H4ZM8 80H9V82H10V79H9V78H8ZM8 80H7V81H8ZM12 80H13V79H12ZM25 80H24V81H25ZM60 80H59V82H61ZM70 80H71V78H70ZM79 80H80V78H79ZM79 80H78V81H79ZM81 80H82V78H81ZM162 80H163V78H162ZM193 80H194V79H193ZM24 81H23V83H26V81H25V82H24ZM113 81H114V80L112 79V80L109 81L107 84L110 85V82L113 83ZM150 81H151V80H150ZM163 81H164V80H163ZM191 81H192V80H191ZM191 81L189 82V84L191 83ZM251 81H253V80H251ZM251 81H250V82H251ZM21 82H20V83L17 82V83L21 84ZM81 82H82V81H81ZM81 82H80V83H81ZM98 82H99V81H98ZM100 82H102V80H100ZM100 82H99V83H100ZM114 82H115V81H114ZM196 82H197V81H195V83H196ZM7 83H8V82H7ZM11 83H12L13 86L16 85V84H14L13 82H11ZM15 83H16V82H15ZM63 83H64V81H63ZM68 83H69V82H68ZM71 83H72V82H71ZM71 83H69L68 85L65 84L66 87L64 86V87H65V88H64V92H67V93H68L69 96H68V95H67V96L70 97V99H71V102H70V103H71V104L73 103V101H77L78 106H77L76 104H74V105H76V107H77V108L75 109L76 112H77V110H78L79 108H80L81 110H84L85 107H86V105H88V104H87V101L84 102V101L82 100V99H83V94H84V90H83V88H82V87H83L82 84H83V83L85 84L86 82H83L82 84H78V85H82V87H81V86H79V87H74L73 85H77V84H76L75 82H73V84L71 85ZM74 83H75V84H74ZM164 83H165L164 85H166V83H167V86L169 85L168 82H164ZM204 83H205V82H204ZM19 84H17V86H18ZM59 84H61V86L63 85L62 83H59ZM92 84H93V83H92ZM114 84H115V83H114ZM150 84H151V83H150ZM152 84H154V83H152ZM192 84H193V81H192ZM4 85H5V84H4ZM8 85H10V84L8 83ZM87 85L89 86L90 84H85V87H88ZM94 85H96V84L94 83ZM94 85H93V86H94ZM97 85H99V84H97ZM111 85H113V84H111ZM145 85H146V84H145ZM155 85H156V84H155ZM184 85H186V84H184ZM184 85H183V86H184ZM196 85H197V84H196ZM196 85H195V86H196ZM211 85H212V84H211ZM213 85H214V84H213ZM229 85H232V86H233V88L230 86V87L232 88L231 91L225 90V88L228 89ZM256 85H257V84H256ZM258 85H260V84H258ZM17 86H16V87H17ZM32 86H33V85H32ZM32 86H30V87L28 86V87H29V88H32ZM93 86H91V87H93ZM156 86H157V85H156ZM156 86H155V87H156ZM189 86H190V85H189ZM227 86H228V87H227ZM247 86H248V85H247ZM260 86H261V85H260ZM5 87H6V86H5ZM22 87H23V86H22ZM35 87H36V86H34V89H35ZM95 87H96V86H95ZM95 87H94V89L96 90ZM108 87H109V86H108ZM111 87H112V86H111ZM148 87H150V86L148 85ZM151 87H152V86H151ZM153 87H154V86H153ZM155 87H154V89H155ZM165 87H166V86H165ZM170 87H171V85H170ZM170 87H168V88L166 87V88H167L166 90H168V92H169V88H170ZM175 87H176V86H175ZM197 87H198V86H197ZM213 87H214V86H213ZM248 87H249V86H248ZM248 87H246V88H248ZM9 88H10V91H11V86H10ZM9 88H7V89H9ZM12 88H13V87H12ZM40 88L43 89V87H41V86H40ZM45 88H46V87H45ZM58 88H59V87H58ZM117 88H118V87H117ZM145 88H146V89H149V88H147V87H145ZM145 88H144V90H145ZM172 88H174L173 85H172ZM254 88H255V87H254ZM0 89L2 90V88H0ZM7 89H6V90H7ZM36 89H37V88H36ZM65 89H66V90H65ZM128 89H129V88H128ZM141 89L143 90L142 87H141ZM174 89L177 91L176 88H174ZM174 89H173V90H174ZM198 89H199V88H198ZM217 89H218V87H214V91L217 90ZM258 89H259V88L257 87L256 89H254V91H255V90L257 91ZM6 90H5V91H6ZM61 90H62V89H61ZM67 90H68V91H67ZM90 90H92V88H90ZM118 90L121 91V93H120ZM139 90H140V89H139ZM142 90H141V91H142ZM144 90H143V91H144ZM150 90H151V89H150ZM150 90H148L149 93H152V92L154 91V90H152V92H151ZM170 90H171V88H170ZM173 90H172V91H173ZM175 90H174V91H175ZM187 90L189 91V89H187ZM259 90H261V89H259ZM5 91H4V92H5ZM28 91H30V90H28ZM59 91H60V90H59ZM92 91H93V90H92ZM110 91H111V90H110ZM116 91H117L118 93H120V96L123 95V96H121V97H124V95H125V91H122V90H120L119 88H118ZM116 91H113V92H114V94H113L114 97L116 96V95H115V92H116ZM134 91H135V90H133L132 92H134ZM136 91H137V89H136ZM157 91H158V90H157ZM174 91H173V92H174ZM176 91H175V92H176ZM190 91H191V90H190ZM236 91H237V92H236ZM243 91H244V90H243ZM7 92H8V91H7ZM30 92H31V91H30ZM94 92H95V91H94ZM129 92H130V90H129ZM129 92H128V94H129ZM144 92H145V91H144ZM146 92H147V91H146ZM146 92H145V93H146ZM173 92H171V93H173ZM221 92H219V93H221ZM245 92H246V91H245ZM258 92H259V91H258ZM260 92H261V91H260ZM260 92H259V93H260ZM262 92H264V91H262ZM28 93H29V92H28ZM28 93H27V94H28ZM67 93H66V94H67ZM90 93H91V92H90ZM90 93H89V94H90ZM136 93H137V92H136ZM142 93H143V92H142ZM153 93H154V92H153ZM157 93H159V92H157ZM157 93H156V91H155V95H157ZM160 93H161V91H160ZM176 93H177V92H176ZM182 93H183V92H182ZM182 93H181V95H182ZM186 93H187V91H186ZM188 93H189V92H188ZM190 93H192V92H190ZM190 93H189V94H185V93H184V95L187 96V95H190ZM209 93H210V92H209ZM247 93H249V92H247ZM247 93H246V94H247ZM256 93H257V92H256ZM259 93H258V95H259ZM29 94H31V93H29ZM66 94H65V95H66ZM94 94H95V93H94ZM94 94H93V95H94ZM128 94H126V95H128ZM130 94H131V92H130ZM178 94H179V93H178ZM211 94H212V93H211ZM244 94H245V93H244ZM18 95H19V94H18ZM93 95H92V98H93ZM95 95H96V94H95ZM138 95H139V94H138ZM140 95H142V94H140ZM140 95L137 96V98H139L138 101H140V103H141L142 99H140ZM166 95H167V94H166ZM173 95H174V94H173ZM181 95H179V96H181ZM193 95H195V94H193ZM213 95H215V93H214ZM216 95H217V94H216ZM216 95H215V97H217ZM248 95H249V94H248ZM6 96H7V95H6ZM22 96H23V95H22ZM25 96H26V95H24V97H25ZM67 96H65V98H66ZM88 96H89V95H88ZM97 96H98V95H97ZM117 96H118V95H117ZM117 96H116V97H117ZM120 96H119V97H120ZM186 96H184V97H186ZM190 96H191V95H190ZM219 96H218V98H219ZM245 96H246V95H245ZM245 96H242L243 99H245V98L247 99V98L249 97V96H248V97H247V96L245 97ZM13 97H14V96H13ZM30 97H31V96H30ZM30 97H29V99H31ZM41 97H43V95H42ZM119 97H117V98H119ZM128 97H129V95H128ZM128 97H127V98H128ZM133 97L135 98V95H134ZM187 97H189V96H187ZM187 97H186V98H187ZM199 97H200V96H198V98H199ZM212 97H214V96H212ZM215 97H214V98H215ZM236 97L238 98V95H237V96L234 95V96L232 97V98H233V100H232L233 102H235V100H236V101L238 100V99H236ZM244 97H245V98H244ZM250 97L252 98V96H250ZM250 97H249V98H250ZM253 97H254V95H253ZM256 97H257V96H256ZM256 97H255V98H256ZM65 98H64V99H65ZM186 98H184V99H186ZM196 98H197V97H196ZM196 98H195V99H196ZM207 98H208V97H207ZM207 98H206V100H207ZM214 98H213V99H214ZM220 98H222V97H220ZM232 98H231V99H232ZM234 98H235V100H234ZM239 98L242 99L241 97H239ZM255 98H254V99H255ZM6 99H7V97H6ZM6 99H5V101H6ZM16 99H18V98L16 97ZM23 99H24V98H23ZM34 99L36 100L37 97H36V98L34 97ZM57 99H59V97H58ZM67 99H68V100H67ZM70 99H69V98H66L65 101H66V100L69 101ZM94 99H95V96H94ZM119 99H120V98H119ZM130 99H131V97H130ZM173 99H174V98H173ZM190 99H191V97H190ZM210 99L212 100V98L210 97V98H208V101H210ZM240 99H239V100H240ZM246 99H245V100H246ZM9 100H10V99H9ZM9 100H8V101H9ZM13 100H15V98H14ZM19 100H21V99H19ZM61 100H62V99H61ZM95 100H97V98H96ZM123 100L125 101L126 99H123ZM178 100H179V99H178ZM178 100H177V101H178ZM193 100H194V99H193ZM199 100H200V99H199ZM215 100H217V98H215ZM219 100H220L219 102H221V99H219ZM239 100H238V101H239ZM245 100H244V101H245ZM251 100L254 102L253 99H251ZM5 101H4V102H5ZM10 101L12 102V100H10ZM27 101H28V99H27ZM31 101H32V99H31ZM38 101H39V100H38ZM44 101H45V100H44ZM65 101H62V102H65ZM124 101H122V102H124ZM143 101H144V100H143ZM194 101H195V100H194ZM200 101H201V100H200ZM202 101H203V100H202ZM230 101H231V100H230ZM241 101H242V100H241ZM252 101H251V102H252ZM1 102H2V101H1ZM11 102H10V103H11ZM33 102H35V101H33ZM58 102H59V104L61 103V101H59V100H58ZM58 102H57V103H58ZM126 102L128 103V101H125L124 104H125ZM156 102H158V100H156ZM162 102H163V100H162ZM186 102H187V101H186ZM186 102H185V103H186ZM204 102H205V98H204ZM222 102H224V101H222ZM226 102H227V101H226ZM226 102H224V105H225V106L227 105ZM239 102H240V101H239ZM245 102H246V101H245ZM251 102L248 101L247 103L249 104V103H251ZM253 102H252V103H253ZM6 103H7V102H6ZM6 103H5V104H6ZM67 103H68V102H67ZM127 103H126V104H127ZM133 103H134V101H133ZM160 103H161V101H160ZM178 103H179V102H178ZM178 103H177V104H178ZM193 103H194V102H193ZM207 103H208V102H207ZM207 103L204 104V105H207ZM215 103H216V102H214V104H215ZM228 103H229V101H228ZM247 103H246V104H247ZM3 104H4V103H3ZM8 104H9V102H8ZM29 104H32V102L29 103ZM33 104L36 105L37 103H33ZM43 104L46 105V103H43ZM59 104H58V105H59ZM63 104H64V103H63ZM71 104H70V106H71ZM130 104H131V103H130ZM170 104H172V102L169 103V106L171 107L172 105H170ZM181 104H182V103H181ZM190 104H191V102H190ZM194 104H195V103H194ZM194 104H193V106H194ZM198 104H201V103L198 102ZM214 104H213V105H214ZM222 104H223V103H222ZM230 104H231V102H230ZM230 104H229V105H230ZM232 104H233V103H232ZM232 104H231V105H232ZM6 105H7V104H6ZM23 105H24V102H23ZM41 105H42V104H41ZM60 105H61V104H60ZM60 105H59V106H60ZM65 105H66V104H65ZM67 105H69V104H67ZM127 105H129V103H128ZM127 105H125V106H127ZM139 105H140V104H139ZM161 105H162V104H161ZM161 105H160V106H161ZM173 105H175V103H174ZM186 105H187V104H186ZM204 105H203V106H204ZM219 105H220V104L217 105V106H218V109L221 108V107L219 108ZM224 105H223V106H224ZM231 105H230V106H231ZM238 105H239V104H238ZM1 106H2V105H1ZM7 106H8V105H7ZM7 106H5V108H8ZM9 106H10L11 109L14 108L13 105H12L13 108L11 107L10 104H9ZM14 106H15V105H14ZM25 106H30V105H25ZM25 106H23V107H25ZM88 106H89V105H88ZM88 106H87V107H88ZM121 106H123L122 103H121ZM131 106H132V105H131ZM140 106H141V108H142V104H141ZM143 106H144V103H143ZM146 106H147V105L145 104V107H146ZM167 106H168V105H167ZM177 106H179V105H177ZM184 106H185V105H184ZM189 106H191V105H189ZM189 106H187V107H189ZM197 106H199V105H197ZM221 106H222V105H221ZM230 106H228V108L225 109L226 112L230 109ZM31 107H33V106H31ZM34 107H35V106H34ZM34 107H33V110L35 109ZM47 107H48V105H47ZM74 107H75V106H74ZM78 107H79V108H78ZM123 107H124V106H123ZM123 107H122V108L119 107V108H121V111H122V109L126 108V107H124V108H123ZM128 107H129V106H128ZM132 107H134V106H132ZM132 107H131V108H132ZM136 107H137V106H136ZM147 107H148V106H147ZM180 107H181V105H180ZM187 107H185V108H187ZM207 107H208V105H207ZM212 107H213V106H212ZM240 107H241V106H240ZM5 108H4V109H5ZM20 108H21V107H20ZM50 108H51V107H50ZM63 108H64V107H63ZM67 108H70V107L67 106ZM67 108H66V109H67ZM71 108H72V106H71ZM137 108H139V107H137ZM137 108H136V109H137ZM141 108H140V109H141ZM149 108H150V107H149ZM149 108H148L146 111L149 110V112H151L152 110H153V111L155 110V109H153V108H151V109H149ZM183 108H184V107H183ZM193 108H195V106H194ZM196 108H197V107H196ZM198 108H199V107H198ZM200 108H202V106H200ZM203 108H204V107H203ZM213 108H214V107H213ZM223 108H224V107H223ZM233 108H234V106L232 107V109H233ZM236 108H237V107H236ZM26 109H27V108H26ZM29 109H30V108H29ZM36 109H37V108H36ZM45 109H46V108H45ZM58 109H59V107L57 106V110H58ZM93 109H94V108H93ZM129 109H130V107H129ZM129 109H128V110H129ZM136 109H134V110H136ZM159 109H161V108H159ZM159 109H158V110H159ZM168 109H169V107H168ZM172 109H175V107L172 108ZM176 109H177V107H176ZM189 109H190V108H189ZM218 109L216 108V112H217V113H219V112L217 111ZM232 109H231V110H232ZM234 109H235V108H234ZM7 110H8V109H7ZM9 110H10V109H9ZM33 110H32V111H33ZM48 110H50V109H48ZM61 110H62V109H61ZM71 110L73 111V109H71ZM71 110H69V111H71ZM134 110H133V111H134ZM137 110H138V109H137ZM144 110H145V109H144ZM161 110H162V109H161ZM163 110H164V108H163ZM169 110H170V109H169ZM180 110H181V108H180ZM183 110H185V109H183ZM187 110H188V108H187ZM198 110H199V109H197V111H198ZM204 110H205V109H204ZM204 110H202V111H204ZM220 110H221V113H222V109H220ZM231 110H230V111H231ZM237 110H238V109H237ZM237 110H234V111L236 112ZM263 110H264V109H263ZM1 111H3V107H2V110H1ZM1 111H0V112H1ZM11 111H14V110H11ZM18 111H19V110H18ZM22 111H23V110H22ZM35 111H36V110H35ZM50 111H51V110H50ZM90 111H92V113H94L92 109H90ZM96 111H97V110H96ZM124 111H125V110H124ZM130 111H131V110H130ZM142 111H143V108L141 109V111L139 110L138 113H139V114H140V113L142 114ZM166 111H167V109H166ZM189 111H191V110H189ZM189 111H188V112H189ZM193 111H195V110H193ZM230 111H229V113H230ZM234 111H232V112H234ZM261 111H262V110H261ZM27 112H29V111H27ZM37 112H38V111H37ZM48 112H49V111H48ZM58 112H60V111H58ZM67 112H68V110H67ZM74 112H75V111H74ZM76 112H75V113H76ZM78 112H80V111H78ZM169 112H170V111H169ZM172 112H174V111H172ZM178 112H179V111H178ZM178 112L173 113V115L176 114V116L174 115L173 117H176L177 120H178V118H179V116H177V113H178ZM206 112L208 113V111H205V112H202V113H204V115H205ZM216 112H214V113H216ZM226 112H225V113H226ZM237 112H240V110L237 111ZM246 112H247V111H246ZM255 112H256V111H255ZM258 112H259V111H258ZM9 113H10V112H9ZM11 113H12V112H11ZM40 113H41V112H40ZM69 113H70V112H69ZM81 113H82V112H81ZM81 113H80V114H81ZM96 113H97V112H96ZM96 113H95V114H96ZM132 113H133V112H132ZM154 113H155V112H154ZM154 113H151V114L149 113V115H150V116L153 115V116L155 117L156 115H154ZM166 113H168V112H166ZM184 113H185V112H184ZM184 113H183V114H184ZM186 113H187V112H186ZM195 113H197V112H195ZM198 113H199V112H198ZM221 113H220V114H221ZM223 113H224V112H223ZM225 113L223 114V117H225L226 115L229 116V114H225ZM240 113H241V112H240ZM243 113H244V112H243ZM247 113H248V112H247ZM247 113H246V114H247ZM249 113H251V112H249ZM260 113H261V112H260ZM262 113H263V111H262ZM0 114H1V113H0ZM48 114H49V113H48ZM50 114H51V113H50ZM76 114H77V116H78V113H76ZM88 114H89V112H88ZM95 114H94V115H95ZM134 114H135V113H134ZM136 114H137V113H136ZM141 114H140V116H141ZM188 114H189V113H188ZM220 114H219V115H220ZM241 114H242V113H241ZM246 114H245V115H246ZM255 114H258V115H256V116H259V113H255ZM263 114H264V113H263ZM1 115L3 116V114H1ZM19 115L21 116L22 114H19ZM19 115L17 116L18 118L16 117L17 120H19ZM23 115H24V114H23ZM25 115H26V111H25ZM35 115H36V114H35ZM44 115H45V114H44ZM58 115H59V113H58ZM65 115H67V114H65ZM70 115H72V114H70ZM82 115H85V114H82ZM129 115H130V114H129ZM132 115H133V114H132ZM137 115H138V114H137ZM149 115H146V116L148 117ZM163 115H164V114H163ZM166 115L168 116L169 114H166ZM170 115H171V112H170ZM189 115H190V114H189ZM189 115H187V116H189ZM192 115H193V114H192ZM192 115H191V116H192ZM196 115H197L196 118H198V114H196ZM201 115H203V114H201ZM207 115H208V114H207ZM209 115H211V114H209ZM216 115H218V114H216ZM219 115H218V116H219ZM245 115H244V116H245ZM247 115H248V114H247ZM260 115H261V114H260ZM7 116H8V115H6V117H7ZM26 116H27V115H26ZM26 116H25V117H26ZM37 116H38V113H37V115H36V119H38ZM55 116H56V114H55ZM60 116H61V115H59V117H60ZM63 116H64V115H63ZM87 116H89V115H87ZM91 116H93V115L90 114V117H91ZM150 116H149V118H150ZM160 116H161V115H160ZM160 116H159V117H160ZM164 116H165V115H164ZM167 116H166V117H167ZM184 116H186V115H184ZM199 116H200V114H199ZM212 116L215 117L214 115H212ZM212 116H210V117L212 118ZM218 116H216V118H215V120H216V122H217L218 124H217L216 122H215V123H216L217 125H221V124H222V126H223V125H224L223 122H221V121L219 120L221 115H220L219 117H218ZM253 116H254V114H253ZM261 116L264 117L263 115H261ZM4 117H5V115H4ZM6 117H5V118H6ZM12 117H13V116H12ZM22 117H23V116H22ZM22 117H21V118H22ZM25 117H24V118H25ZM34 117H35V116H34ZM34 117H32V118L30 119V120H33L32 122H34V120H35ZM38 117H39V116H38ZM67 117H68V116H65V118H67ZM71 117H72V116H70V120L72 119ZM80 117L82 118L83 116H80ZM84 117H85V116H84ZM84 117H83V119H84ZM262 117H260V118H262ZM0 118H1V117H0ZM2 118H3V117H2ZM2 118H1V120H2ZM16 118H15V119H16ZM43 118H44V117L40 116V119H43ZM49 118H50V117H49ZM81 118H80V119H81ZM135 118H136L137 120H139V118H137V117H135ZM149 118H148V119H149ZM162 118H163V117H162ZM171 118H172V116L170 117V120H171ZM185 118H187V117H185ZM188 118H189V117H188ZM188 118H187V119H188ZM193 118H195V117H193ZM196 118H195V119H196ZM201 118H202V117H201ZM201 118H200V119H201ZM208 118H209V117H207V119H208ZM15 119H14V120H15ZM56 119H57V118H56ZM67 119H68V118H67ZM145 119H146V118H145ZM148 119H147V120H148ZM150 119H151V118H150ZM152 119H153V118H152ZM152 119H151V120H152ZM157 119H158V117H157ZM167 119H168V121H167ZM167 119L164 120V121H165V122H166V121L169 122V121H170L169 118H167ZM174 119H175V118L172 119L173 122H174ZM182 119H183V118H182ZM187 119H185L186 122H188ZM195 119H194V121H195ZM222 119H223V118H222ZM222 119H221V120H222ZM250 119H251V118H250ZM250 119H249V120H250ZM262 119H263V118H262ZM5 120H6V119H5ZM14 120H13V122H15ZM38 120H39V119H38ZM43 120H44V119H43ZM43 120H42V121H43ZM64 120H65V119H64ZM133 120H134V119H133ZM143 120H144V118H143ZM143 120H142V122L144 123V126H145V122H144ZM147 120H145V121H146V124H149V125H150L149 121L147 122ZM154 120H155V119H154ZM160 120H163V119H161V117H160ZM179 120H180V118H179ZM188 120H189V119H188ZM208 120L211 121L210 119H208ZM208 120H206V121H208ZM213 120H214V118H213ZM215 120H214V121H215ZM238 120H239V119H238ZM49 121H50V119H49ZM71 121H74V120H71ZM125 121H126V120H125ZM140 121H141V120H139V123H140ZM156 121H157V120H156ZM156 121H153V122H156ZM175 121H176V120H175ZM200 121H201V120H200ZM206 121H203V122H206ZM209 121H208V122H209ZM222 121H223V120H222ZM245 121H246V120H245ZM245 121H243L244 124H246ZM7 122H8V121H7ZM9 122L12 124L11 121H9ZM9 122H8V123H9ZM16 122H17V121H16ZM20 122H21V121H20ZM22 122H23V121H22ZM32 122H31V126L34 125V123H33V125H32ZM35 122H36V120H35ZM77 122H78V120H77ZM77 122H76V123H77ZM89 122H90V121H89ZM92 122H93V121H92ZM92 122H91V123H92ZM135 122H136V120H135ZM198 122H199V121H198ZM198 122H197V123H198ZM208 122H207V123H208ZM211 122H213V121H211ZM220 122H221V123H220ZM28 123H29V122H28ZM36 123H37V122H36ZM39 123L42 124V122H39ZM49 123H50V122H49ZM69 123H70V122H69ZM94 123H95V121H94ZM96 123H97V122H96ZM126 123H127V124H126ZM126 123H124V122L122 123V124H124L123 127H125V124L128 125V122H126ZM143 123H142V124H143ZM157 123H159V125H162L160 121L157 122ZM157 123H155V126H156ZM163 123H164V122H163ZM199 123H200V122H199ZM207 123H205V125H206ZM209 123H210V122H209ZM209 123H208V124H209ZM213 123H214V122H213ZM249 123H250V122H249ZM13 124H14V123H13ZM13 124H12V125H13ZM15 124H16V123H15ZM17 124H19V123H17ZM22 124H23V123H22ZM64 124H65V122H64ZM122 124H121V126H122ZM129 124H130V122H129ZM168 124H170V123H168ZM174 124L176 125V123H174ZM182 124H183V123H182ZM182 124H181V125H182ZM188 124H189V123H188ZM188 124H187V125H188ZM200 124H201V123H200ZM233 124H234V123H233ZM233 124H232V128L234 129L235 126L233 127ZM252 124H254L253 121H252ZM260 124H262V123H259V125H260ZM19 125H20V124H19ZM26 125H27V124H26ZM60 125H61V124H60ZM118 125H119V124H118ZM152 125H154V123H153ZM159 125H158V126H159ZM165 125L167 126V123H165ZM165 125H163V126H165ZM175 125H174V126H175ZM184 125H185V124H184ZM184 125H183V127H182L181 130H183V128L185 129ZM193 125H194V124H193ZM212 125H213V124H211V126H212ZM236 125H239V124H236ZM246 125H248V124H246ZM263 125H264V124H262V125H260V126H263ZM5 126H6V125H5ZM21 126H22V125H21ZM27 126H28V125H27ZM29 126H30V125H29ZM29 126H28V127H29ZM34 126H35V125H34ZM67 126H68V125H67ZM67 126H66V127H67ZM113 126H115V125H113ZM131 126H132V123H131ZM136 126L139 127L138 124H136ZM158 126H157L158 131H157L156 133L159 135L158 132H159V129H160L161 127L158 128ZM171 126H172V124H171ZM179 126H180V125H179ZM194 126L196 127L197 125L195 124ZM200 126H201V125H199V127H200ZM211 126H209V127H211ZM213 126H214V125H213ZM222 126H220V127H222ZM243 126H244V125H243ZM250 126H251V124H250ZM255 126H256V125H255ZM257 126H258V125H257ZM15 127H16V126H15ZM28 127H27V128H28ZM41 127H42V126H41ZM52 127H53V126H52ZM66 127H64V128H66ZM93 127H94V126H93ZM110 127H112V126H110ZM116 127H117V126H116ZM138 127H137V129H136V127H135V130H137V131H142V130H143L142 127H140V128H142V130L138 129ZM152 127H153V126H152ZM177 127H178V126H177ZM191 127H192V126H191ZM203 127H204V126H203ZM18 128H19V127H18ZM21 128H22V127H21ZM58 128H59V127H58ZM60 128H61V127H60ZM73 128H74V127H73ZM118 128H119V127H118ZM127 128H128V127H127ZM131 128H132V127H131ZM145 128H146V127H145ZM164 128H166V127H164ZM179 128H180V127H179ZM179 128H177V129L179 130ZM186 128H187V127H186ZM192 128L195 129L194 127H192ZM200 128H201V127H200ZM207 128H208V127H207ZM212 128H213V127H211V129H212ZM214 128H216V127L214 126ZM232 128H231V129H232ZM252 128H254V127H252ZM260 128H261V127H260ZM3 129H5V128H3ZM6 129H7V130L9 129L8 126L6 127ZM23 129H24V128H23ZM28 129H30V128H28ZM31 129H32V128H31ZM35 129H36V128H35ZM68 129H70V128H68ZM92 129L94 130V129H96V127H95V128H92ZM92 129H91V130H92ZM99 129H100V127H99ZM101 129H102V128H101ZM119 129L121 130L122 128H119ZM123 129H124V128H123ZM150 129H151V128H150ZM157 129H155V130H157ZM168 129H169V131H170L169 125H168ZM177 129L174 130V129L171 128V130H174V132H175ZM188 129H190V128H188ZM188 129H187V130H188ZM211 129H209V130H211ZM7 130H6V131H7ZM19 130H20V129H19ZM21 130H22V129H21ZM36 130H37V131H35V133L38 132V129H36ZM91 130H90V133H93ZM96 130H98V128H97ZM96 130H95V132H96ZM116 130H117V128H116ZM116 130H115V131H116ZM126 130L129 131L128 135H133V134H134V136H137V135H136L137 133L135 134L134 132H131V131L133 130V128L130 129L131 131H130L129 129H126ZM126 130H123V131H124V133L127 134L128 131H126ZM144 130H145V129H144ZM162 130H163V127H162ZM165 130H167V129H165ZM178 130H177L176 132H179V131H180V130H179V131H178ZM187 130H186V131H187ZM200 130H201V129H200ZM202 130H203V128H202ZM202 130H201V131H202ZM207 130H208V129H207ZM243 130H246V129H243ZM252 130H254V129H252ZM255 130H257V129L255 128ZM263 130H264V129H263V127H262V130L260 129L259 131L262 132ZM2 131H3V130H2ZM6 131H5V132H6ZM27 131H28V133H29V130H27ZM27 131H26V132H27ZM68 131H69V130H68ZM72 131H74V130H72ZM75 131H76V130H75ZM75 131H74V133H75ZM145 131H146V130H145ZM150 131H151V130H149V132H150ZM152 131H153V130H152ZM189 131H191V130H189ZM196 131H197V130H196ZM196 131H195V133H196ZM198 131H199V130H198ZM198 131H197V132H198ZM201 131H199V132H201ZM213 131H214V129H213L212 131H209V132H208V131H205V132H208V133L212 132L213 134H214V133L217 134V133H216V130H215V132H213ZM241 131H242V130H241ZM250 131H251V130H250ZM250 131H248V133H249ZM259 131H258V132H259ZM3 132H4V131H3ZM3 132H0V134L3 133ZM11 132H12V131H11ZM11 132H10V129H9V132L7 131L6 133H11ZM32 132H33V130L31 131V134H32ZM45 132H46V131H45ZM130 132H131V133H130ZM135 132H136V131H135ZM149 132H148V133L145 132V133H146V134H149ZM154 132H155V131H154ZM154 132H153V135H154ZM167 132H168V131H167ZM167 132L164 131L163 134L165 133V135H166ZM172 132H173V131H172ZM172 132H171V133H172ZM174 132H173V133H174ZM180 132H181V131H180ZM234 132H235V131H234ZM243 132H245V131H243ZM254 132H255V131H254ZM6 133H5V135H7ZM64 133H66V132H64ZM74 133H72V134H74ZM143 133H144V131H143L142 133L140 132L139 134L142 135ZM187 133H188V131H187ZM187 133L185 132V134H187ZM192 133H193V132H192ZM202 133H203V131H202ZM208 133H207V134H208ZM246 133H247V132H246ZM33 134H34V132H33ZM46 134H47V133H46ZM67 134H71V133L67 132ZM76 134H77V133H76ZM119 134H122V133H119ZM139 134H138V136H139ZM161 134H162V133H161ZM163 134H162V135H163ZM167 134H170V133H167ZM174 134H175V133H174ZM205 134H206V133H205ZM215 134H214V135H215ZM235 134H236V133H235ZM237 134H239V133H237ZM241 134H242V133H241ZM241 134H240V135H241ZM263 134H264V133H263ZM5 135H4V133H3V137H4ZM41 135H43V133H42ZM44 135H45V134H44ZM47 135H48V134H47ZM56 135H57V134H56ZM78 135H79V134H78ZM91 135H92V134H91ZM91 135H90V136H91ZM117 135H118V134H117ZM122 135H123V134H122ZM128 135H127V136H128ZM177 135H178V134H177ZM177 135L175 134V135H172V136L175 137V136H177ZM179 135H180V134H179ZM182 135H184V132H182ZM187 135H188V134H187ZM197 135L199 136V135H201V133H200V134H197ZM208 135H210V134H208ZM214 135H213V137H214ZM232 135H233V134H232ZM240 135H239V136H240ZM245 135H246V134H245ZM62 136H63V135H62ZM79 136H80V135H79ZM88 136H89V135H88ZM88 136H86V137H88ZM124 136H126V135L124 134ZM143 136H144V137H143ZM147 136H148V135H147ZM154 136H155V135H154ZM160 136H161V135H160ZM169 136H171V134H170ZM189 136H190V134H189ZM191 136H192V135H191ZM194 136H195V135H193V137H194ZM210 136H211V135H210ZM237 136H238V135H237ZM241 136H242V137H245V136H243V135H241ZM45 137H46V136H45ZM45 137H44V138H45ZM51 137H52V136H51ZM54 137H55V136H54ZM56 137H59V136H56ZM56 137H55V138H56ZM60 137H61V136H60ZM60 137H59V138H60ZM63 137H65V136H63ZM71 137H72V136H71ZM128 137H129V136H128ZM165 137H166V136H165ZM165 137H164V139H165ZM184 137H186V136H183V138H182L181 136H179V137H178V140H179V138H182V139H184V141H186V139H185ZM208 137H209V136H208ZM211 137H212V136H211ZM216 137H217V136L215 135V139H217ZM225 137H226V136H225ZM232 137H233V136H232ZM246 137H247V136H246ZM246 137H245V138H246ZM248 137H249V136H248ZM14 138H15V137H14ZM23 138H24V137H23ZM23 138H22V139H23ZM28 138H29V137H28ZM33 138H34V137H33ZM35 138H36V137H35ZM40 138H41V137H40ZM40 138H39V141H40ZM55 138H54L52 141H54ZM59 138L57 139V141L59 140ZM65 138H66V140L68 139L67 137H65ZM69 138H70V137H69ZM79 138H80V137H79ZM126 138H127V137H126ZM138 138H139V137H138ZM143 138H145V135H144V134L142 135L141 139H143ZM149 138H151V137H149ZM149 138H148V139H149ZM161 138H162V137H161ZM171 138H172V137H170L169 139L167 138V139H168V142H169V140H170ZM176 138H177V137H176ZM187 138H188V137H187ZM190 138H192V137H190ZM237 138H238V137H237ZM22 139H20V140H21L20 143L23 142ZM25 139H26V138H25ZM42 139H43V138H42ZM47 139H48V138H47ZM49 139H50V137H49ZM49 139L46 140V138H45L46 141H49ZM60 139H61V138H60ZM63 139H64V138H63ZM63 139H62V140H63ZM113 139H115V138H113ZM116 139L119 140L120 138H116ZM116 139H115V140H116ZM128 139H129V141H130V140L132 139V136H131L130 138H128ZM133 139H134V138H133ZM152 139H153V138H152ZM157 139H159V136L156 138V140H155V139H154V140H150V141L148 140L149 142H151L150 145H149L148 143L145 144V142H148V141H146L147 139H146V140L143 139V140H145V142L143 143V145H145L146 148H148V149L150 150L151 153H155V154H156V153H157V150H158V149L156 150L157 145L160 143V142L158 143L159 140H157ZM164 139H163V140H164ZM197 139H198V138H197ZM205 139H206V138H205ZM207 139H209V138H207ZM213 139H214V138H212L211 140H213ZM229 139H230V138H229ZM229 139H226V138H225V140H227V141H229ZM232 139H233V138H232ZM234 139H236V137H235ZM239 139H240V137H239ZM239 139H238V140H239ZM243 139H244V138H243ZM248 139H249V138H248ZM250 139H251V138H250ZM26 140H27V139H26ZM29 140H30V139H29ZM32 140H33V139H32ZM35 140H36V139H35ZM69 140H70V139H69ZM69 140H68V141H69ZM77 140L79 141V139H77ZM80 140H81V139H80ZM121 140L123 141V139H121ZM134 140H135V139H134ZM172 140H173V139H172ZM174 140H175V139H174ZM176 140H177V139H176ZM178 140H177V141H178ZM180 140H181V139H180ZM180 140H179V144L182 142V140H181V142H180ZM188 140H190V139H188ZM209 140H210V139H209ZM209 140H208V141H209ZM211 140H210V141H211ZM218 140H219V139H217L216 141H218ZM238 140H237V143H238ZM240 140H241V139H240ZM251 140H252V139H251ZM2 141H4V140H2ZM2 141L0 140L1 143H2ZM50 141H51V139H50ZM52 141L49 142L48 144H50V143L55 144V143H56V142L53 143ZM59 141H60V140H59ZM59 141H58V142H59ZM75 141H76V140H75ZM78 141H77L75 144H73V145H74V146H75V145L77 146V145H78V144H77ZM88 141H90V140H88ZM113 141H114V140H113ZM126 141L128 142V140H126ZM132 141H133V140H132ZM160 141H161V140H160ZM166 141H167V140H166ZM177 141H175V142H177ZM184 141H183V142H184ZM192 141L195 142L196 140L194 141V139H193ZM199 141H200V140H199ZM204 141H205V140H204ZM208 141H207V143H208ZM213 141H214V143H216L215 140H213ZM213 141H211L212 144H214ZM219 141H220V140H219ZM241 141H242V140H241ZM241 141H240V142H241ZM14 142H15V141H14ZM34 142H35V141H34ZM84 142H85V141H84ZM118 142H119V141H118ZM123 142H124V141H123ZM130 142H131V141H130ZM130 142H128V143H130ZM161 142H162V141H161ZM163 142H164V141H163ZM163 142H162V143H163ZM172 142H174V141H172ZM172 142H171V143H164L163 145H164L165 147L162 145V146L164 147V150H163V148H161V149H162V150H161V153L163 152V154H164L165 151H168V153H169V151H170V154H168V153L166 152L167 155H168V157H167V155H166V156L163 155L162 157H161V155H159L158 157H159L160 162H161V160H162L163 163H167V166H168L169 164L173 165V164L179 162V164H178L177 166H175V167L170 166V167H166V168H170V169L173 168V170L177 173V175H178V174L183 175V176H180L181 178H182V177H185V176H186V177H189V176H191V177H194V176L199 177V176H200V177H201L200 180H203L204 178L202 179V177H204V175H201L200 172H201L202 169H204V167L201 169L200 165H199V166L194 165V163H191V162H193V161H190L189 158H185V159H183V158H182L183 156H182L178 151H175L177 148L180 147V146H177V145H179V144L177 143V145H176L175 142H174V144H175L177 147L172 149L171 147L174 146V145H173V146L171 145V147H170V144H173ZM186 142H187V141H186ZM211 142H210L209 144H207V146L209 145V147H210V146L213 147L212 145H210ZM220 142H221V141H220ZM244 142H245V141H243L242 143H244ZM247 142H250V141H247ZM257 142H258V144H259L260 141H257ZM257 142H256V143H257ZM261 142H263V141H261ZM261 142H260V143H261ZM5 143H6V144H5ZM10 143H11V142H10ZM15 143H16V142H15ZM15 143H14V146H13V147H15L14 150L17 148V146H19V145H16ZM32 143H33V141H32ZM36 143H37V142H35V144H36ZM40 143L42 144V142H40ZM61 143H63V144L61 145ZM61 143H60V144L58 143L57 146L62 147V148H63V152H64V148H65V147H63V146H65V145H64L65 142L62 141ZM115 143H116V142H115ZM121 143H122V142H121ZM131 143H132V142H131ZM131 143H130V144H131ZM191 143H192V142H191ZM237 143H235V144L237 145ZM245 143H246V142H245ZM253 143H254V142H253ZM3 144L8 145V142L5 141ZM33 144H34V143H33ZM35 144H34V145H35ZM66 144H67V145H68V144L70 145V143H68V142H66ZM126 144H127V143H126ZM130 144H129L130 147H131V145L133 146V144H131V145H130ZM186 144H187L186 147L188 146V144L190 145L189 141H188V143H186ZM193 144H194V143H193ZM195 144H196V143H195ZM198 144H199V143H198ZM218 144H219V143H217V145H218ZM247 144H252V143H247ZM5 145H4L3 147H6ZM15 145H16V146H15ZM50 145H51V144H50ZM80 145H81V144H80ZM84 145H85V144H84ZM120 145H121V144L119 143V146H120ZM122 145H124V144H122ZM127 145H128V144H127ZM140 145H141V144H140ZM143 145H142V146H143ZM147 145H148V147H147ZM200 145H201V144H200ZM217 145H216V146H217ZM243 145H244V144H243ZM262 145H263V144H262ZM38 146H39V147H36V146H35L36 149H37V148H40V147H42V149H44L43 146H40L39 144H38ZM57 146L55 145V148H57ZM76 146H75V147H76ZM82 146H83V145H82ZM90 146H91V148H92V147L94 148L93 143H92ZM90 146H88V147H90ZM124 146H126V145H124ZM142 146H140L139 148H141ZM184 146H185V145H183V147H184ZM11 147H12V143H11ZM31 147H32V146H31ZM46 147H47V146H46ZM46 147H45V149H46ZM59 147H58V148H59ZM75 147H74V148H75ZM127 147H128V146H127ZM136 147H137V146H136ZM158 147H159V146H158ZM160 147H161V146H160ZM186 147H185V148H186ZM201 147H202V146H201ZM211 147H210V148H211ZM222 147H223V145H222ZM224 147H225V146H224ZM226 147H227V146H226ZM226 147H225V148H226ZM6 148H7V147H6ZM8 148H10V147H8ZM20 148H21V146H20ZM20 148H19V149H20ZM32 148H33V147H32ZM72 148H73V146H72ZM76 148H78V147H76ZM76 148H75V149H76ZM80 148H81V147H80ZM142 148H143V147H142ZM170 148H171L173 151H171ZM189 148H191L190 150H191L192 152H193V151H196V149L193 150V148H195V146H194V147H191V146H190ZM196 148H197V147H196ZM198 148H199V147H198ZM202 148H203V147H202ZM0 149H1V147H0ZM4 149H5V148H4ZM17 149H18V148H17ZM25 149H26V147H25ZM70 149H71V148H70ZM119 149H121V146H120ZM203 149H205V148H203ZM208 149H209V148H208ZM216 149H217V148H216ZM219 149L221 150V147H220ZM219 149H217V150H219ZM230 149H231V148H230ZM232 149H234V148H232ZM254 149H255V148H254ZM257 149H259V148H257ZM21 150H23V149H21ZM57 150H58V149H55L56 152H58ZM59 150H60V149H59ZM68 150H69V149H68ZM68 150H67V151H68ZM115 150H117V149H115ZM132 150H134V146H133V149H132ZM137 150L139 151V149H137ZM142 150L144 151V150H145V147H144ZM177 150H178V149H177ZM179 150H180V149H179ZM187 150H189V149H187ZM190 150H189V151H190ZM200 150H202V149H200ZM200 150H199V151H200ZM214 150H215V149H214ZM214 150H213L212 152H214ZM224 150H225V149H224ZM226 150H227V149H226ZM0 151H1V150H0ZM24 151L26 152V150H24ZM24 151H23V152H24ZM27 151L30 153V150H27ZM33 151H34V152H33ZM33 151H32V153H35V152H36L35 150H33ZM53 151H54V150H53ZM53 151H52V152H53ZM65 151H66V149H65ZM67 151H66V152H67ZM76 151H77V150H76ZM90 151H92V150H90ZM100 151H101V150H99V152H100ZM113 151H114V149H113ZM146 151H147V150H145L144 153H145ZM159 151H160V149H159ZM159 151H158V153H159ZM183 151H186V150H183ZM199 151L197 150V152H199ZM205 151H206V150H205ZM210 151H211V150H210ZM221 151H223V149H222ZM232 151H233V150H232ZM235 151H236V150H235ZM260 151H261V150H260ZM20 152H21V151H20ZM28 152H27V153H28ZM52 152H51L52 155H53V154L58 155L56 152H54V153H52ZM60 152H62V150H61ZM133 152H134V151H133ZM147 152H148V151H147ZM216 152H217V151H216ZM241 152H243V151H241ZM241 152H240V153H241ZM256 152H257V151H256ZM6 153H7V152H6ZM13 153H15V152H13ZM39 153L41 154L42 152H39ZM58 153H59V152H58ZM87 153H89V151H87ZM91 153H92V152H90V154H91ZM148 153H149V152H148ZM204 153H205V152H204ZM207 153H208V152H207ZM209 153H210V152H209ZM209 153H208V155H209ZM217 153H218V152H217ZM217 153H216V155H217ZM234 153H236V152H234ZM257 153H259V151H258ZM11 154H12V153H11ZM37 154H38V153H37ZM37 154H36V155H37ZM40 154H39V157H38L39 160L41 159V158H40ZM47 154H50V153H46V155H47ZM51 154H50V155H51ZM61 154H62V153H61ZM63 154H65V152H64ZM63 154H62V156H63ZM114 154H115V153H112V156H111V157H113V156L116 155V154H115V155H114ZM132 154H133V153H132ZM159 154H160V153H159ZM185 154H186V153H185ZM188 154H189V152L187 153V155H188ZM190 154H193V153H190ZM221 154H222V153H221ZM12 155H14V154H12ZM12 155H11V156H12ZM44 155H45V154H44ZM59 155H60V153H59ZM59 155H58V156H59ZM66 155H67V154H66ZM147 155L150 156V154H146L145 156H144V155L142 156V158H143V157L146 158V159H144V162H143V163H145V162L147 163V162L149 161V160H147V157H148ZM152 155H153V154H151V156H152ZM211 155H212V154H211ZM218 155H220V152H219ZM229 155H230V153H229ZM235 155H236V154H235ZM239 155H240V154H239ZM239 155H237V157H238ZM259 155L262 156L261 154H259ZM41 156H43V155H41ZM48 156H49V155H48ZM48 156H47V157H48ZM60 156H61V155H60ZM92 156H97V155H92ZM103 156H104V153H103ZM103 156H100V157L98 156L99 158L97 157V161H100L99 159H101L102 162H103V161L106 159V158L103 157ZM121 156H123V154H122ZM127 156L129 157V154H127ZM127 156H126V158H128ZM134 156H135V155L133 154V157H134ZM137 156H138V155H137ZM156 156H157V154L155 155V157H156ZM164 156H165V157H164ZM201 156L205 157L206 155H204V154L202 155V151H201ZM222 156L224 157V153H223ZM227 156H228V155H226V157H227ZM260 156H257V157H260ZM3 157H4V155H3ZM5 157H6V156H5ZM5 157H4V158H5ZM8 157H9V156H8ZM45 157H46V156H45ZM45 157H42V160H44L43 158H45ZM76 157H77V156H76ZM76 157H75V158H76ZM78 157H80V155H78ZM101 157H103V158H105V159H103V158H101ZM111 157L108 158V159H109V160H110V159H111V160H114V159L117 160L118 158H120V156H119L118 158H114V159H112ZM116 157H117V156H116ZM123 157H125V156H123ZM131 157H132V156H131ZM135 157H136V156H135ZM135 157H134V159H135ZM155 157H154V158H155ZM194 157H195V156H194ZM199 157H200V156H199ZM203 157H200V158L202 159ZM209 157H210V156H209ZM211 157H213V156H211ZM211 157H210L209 159H206V158H205V159L207 160V162L211 159ZM214 157H215V159L217 158L215 155H214ZM220 157H221V156H220ZM220 157L218 156V158H220ZM230 157H232V156H230ZM233 157H234V155H233ZM257 157H255V159H257ZM0 158H1V157H0ZM12 158L14 159V157H12ZM12 158L9 157V160L12 159ZM34 158H35V157H34ZM50 158H51V157H50ZM63 158H64V157H63ZM70 158H72V157H70ZM75 158H73V160H71V162L76 160L75 162L77 163L78 159H75ZM91 158H92V159H91ZM91 158H90L91 160H94L93 162L96 161L94 157H91ZM129 158H130V157H129ZM139 158H140V160H141V157H140V156H139ZM139 158H138V159L136 158L135 161L138 160V161L140 162ZM154 158H153L152 161L156 160V159H154ZM200 158H199V160H200ZM207 158H208V157H207ZM218 158H217V159H218ZM234 158H235V157H234ZM263 158H264V156H263ZM15 159H16V157H15ZM31 159H32V158H31ZM65 159H66V158H65ZM80 159H81V158H80ZM121 159H122V160H123V159L125 160V158H122V157H121ZM131 159H132V158H130V160H131ZM220 159H221V158H220ZM220 159L218 160V162L222 160V159H221V160H220ZM223 159H224V158H223ZM228 159H229V157H228ZM259 159H260V158H259ZM2 160H3V158H2ZM17 160H18V159H16L14 163H16ZM24 160H25V159H24ZM87 160H89V159H87ZM119 160H120V159H119ZM119 160H118V161H119ZM126 160H127V159H126ZM159 160H157V162H158ZM193 160H194V158H193ZM202 160H203V159H202ZM206 160H205V162H206ZM225 160H227V158H226ZM231 160H232V158L229 159V162H231ZM244 160H246V159H244ZM253 160H254V159H253ZM7 161H8V158H7ZM7 161L4 159V162H6L5 164H8V163H9L8 165H11V163H12L14 160H13V161L11 160L12 162H11V161H8V163H7ZM18 161H20V160H18ZM36 161H37V160H36ZM57 161H59V160H57ZM60 161H63V160H60ZM68 161H69V159H68ZM82 161H83V159H82ZM85 161H86V160H85ZM105 161H107V160H105ZM132 161H133V159H132ZM132 161H131V162H132ZM138 161H137V163L140 164L141 162L139 163ZM142 161H143V159H142ZM196 161H198V160H196ZM211 161L213 162L212 159H211ZM235 161H236V160L234 159V162H235ZM250 161H252V160H250ZM260 161H262V160H260ZM0 162H1V161H0ZM10 162H11V163H10ZM20 162H21V161H20ZM44 162H46V161H44ZM54 162H55V161H54ZM69 162H70V161H69ZM93 162H92V163H93ZM100 162H101V161H100ZM102 162H101V163H102ZM112 162H113V161H112ZM114 162H115V161H114ZM124 162H125V161H124ZM128 162H129V161H128ZM133 162H134V161H133ZM149 162H150V161H149ZM154 162H155V161H154ZM160 162H158V163H156V164H160ZM199 162H200V161H199ZM202 162H203V161H202ZM205 162H203L205 165H209V163H210V162H209L208 164H206ZM212 162H211V163H212ZM14 163H13V164H14ZM37 163L40 164L41 162H37ZM42 163H43V162H42ZM46 163H47V162H46ZM46 163H43V164H46ZM76 163H75V164H76ZM90 163H91V162H90ZM95 163H96V162H95ZM115 163H116V167H115V169H116V168H117V164L119 165V162L116 161ZM115 163H113V165H115ZM129 163H130V162H129ZM146 163H145V165H146ZM150 163H151V162H150ZM211 163H210V164H211ZM227 163H228V162L226 161V164H227ZM17 164H19V162H18ZM34 164H35V163H34ZM43 164H41V165H37V164H35V165H37L36 167L41 166L40 169L42 170V168L44 169V166L46 167V165H44V166L42 167ZM49 164H50V162H48V165H49ZM55 164H56V163H55ZM72 164H73V163H72ZM72 164H71V165H72ZM77 164H78V163H77ZM79 164H80V163H79ZM93 164H94V163H93ZM97 164H98V163H97ZM102 164H103V166L105 165V167H106V165H108V162H107L106 164H104V163H102ZM120 164H122V163H120ZM148 164H149V163H148ZM148 164H147V165H148ZM152 164H153V163H152ZM156 164H155V166H156ZM199 164H200V163H199ZM204 164H203V165H204ZM217 164H218V163H217ZM219 164H220V162H219ZM221 164H222V167H228V166L232 167L231 163H228V164H230V165L227 164L228 166H226V165L223 166V163H221ZM233 164H235V163H233ZM8 165H6V166L8 167ZM48 165H47V167H48ZM50 165H51V164H50ZM95 165H96V164H95ZM129 165L131 166V164H129ZM143 165H144V164H143ZM145 165H144V166H145ZM147 165H146V168H147ZM160 165L162 166V164H160ZM165 165H166V164H165ZM165 165L163 164L162 167H164ZM175 165H176V164H175ZM205 165H204V166H205ZM212 165H213V164H212ZM214 165H215V163H214ZM6 166H5V167H6ZM30 166H32V164H31ZM30 166H29V167H30ZM33 166H34V165H33ZM67 166H68V165H67ZM120 166H121V165H120ZM123 166H124V165H123ZM138 166H139V165H138ZM149 166H150V165H148V167H149ZM152 166L154 167V165H151V167H152ZM158 166H159V165H158ZM201 166H202V164H201ZM216 166H217V165H216ZM219 166H220V165H219ZM219 166H218V167H219ZM233 166H235V165H233ZM263 166H264V165H263ZM34 167H35V166H34ZM36 167H35V168H36ZM61 167H62V166H61ZM64 167H66V166H64ZM83 167H84V166H83ZM110 167H112L111 169H114V167H113L112 165H111ZM132 167H133V166H132ZM153 167H152V168H153ZM159 167H160V166H159ZM162 167H160V168L162 169ZM205 167H206V166H205ZM209 167H213V166H209ZM230 167H228V168L231 170ZM9 168H10V166H9ZM11 168H12V167H11ZM79 168H80V167H79ZM81 168H82V167H81ZM108 168H109V166H108ZM124 168L126 169V167H124ZM124 168L122 167V169H116V170L114 169V170H115V175L118 174V173L116 174V172H117L118 170H122V172H121L122 174H121V175H122L123 177H122V180H121V181H123V180H124V181H125V180H128V178L124 177V175H125V173H124V171H123ZM128 168H130V167H128ZM156 168H158V167L156 166ZM174 168H175V169H174ZM3 169H4V168H2V169L0 170V172H2L3 174L6 175V173H7L8 171H5V170H3ZM25 169H26V168H25ZM31 169H33V168L31 167ZM31 169H30V171H29V174H30V175H31L32 173H34V172H35L34 175H36V174H37L36 170L39 171V168H36L35 171H34V170L32 171ZM48 169H49V167H48ZM54 169H56V168H54ZM103 169H105V168H103ZM133 169H134V168H133ZM138 169H139V168H138ZM149 169H150V167H149ZM149 169H148V170H149ZM153 169H154L153 171H156L155 168H153ZM163 169H165V167H164ZM191 169H192V170H191ZM225 169H226V168H225ZM229 169H228V170H229ZM233 169H234V167H232V170H233ZM243 169H244V168H243ZM246 169H247V168H245V170H246ZM262 169H263V167H262ZM10 170H11V169H10ZM27 170H28V169H27ZM27 170H26V171H27ZM45 170H46V169H45ZM45 170H44V171H45ZM56 170H57V169H56ZM65 170H66V169H65ZM130 170H131V169H130ZM148 170L146 169L145 171H148ZM190 170H191L192 172H190ZM212 170H215V171H216L217 169H216V167H214ZM232 170H231V171H232ZM236 170H237V169H236ZM15 171H16V170H15ZM19 171H20V170H19ZM47 171H48V170H47ZM60 171H61V170H60ZM62 171L64 172V169H63ZM81 171H82V170H81ZM86 171L88 172V170H86ZM100 171H101V170H100ZM108 171H109V170H108ZM138 171H139V173H138V176H136V177H139V178H140V176H141L140 173H143V172L145 173V171H143V170H142L143 172L140 171V170H138ZM150 171H151V170H150ZM150 171H148V172H150ZM160 171H163L164 173L167 174V173H169L170 170H169L168 172H165L164 170H160ZM166 171H167V170H166ZM217 171H218V170H217ZM247 171H248V169H247ZM263 171H264V170H263ZM5 172H6V173H5ZM9 172H11V171H9ZM21 172H22V171H21ZM31 172H32V173H31ZM39 172H40V171H39ZM45 172H46V171H45ZM49 172H50V171H49ZM58 172H59V171H58ZM69 172H70V173H75V171H74V172L69 171ZM90 172H91V174L94 173V172H92V171H90ZM106 172H107V171H106ZM106 172L102 171L101 174H102V173H106ZM118 172H120V171H118ZM129 172H130V171H129ZM134 172H135V171H134ZM134 172H133V173H134ZM151 172H152V171H151ZM163 172H162V173H163ZM238 172H240V171H238ZM238 172H235V173L238 174ZM241 172H246V171L243 170V171H241ZM108 173H109V172H108ZM110 173H113V172H110ZM126 173H128V172L126 171ZM131 173H132V171H131L130 173H128V174L130 175ZM135 173H136V172H135ZM144 173H143V174H144ZM162 173H161V176H162ZM164 173H163V174H164ZM216 173H217V174H216ZM229 173H230V172H229ZM231 173H233V172H231ZM246 173H247V172H246ZM8 174H9V173H7V175H8ZM21 174H23V173H21ZM25 174H26V173H24V175H25ZM39 174L41 175V176H40L41 178H42V176L44 175L43 172H40ZM46 174H47V173H46ZM57 174H58V173H57ZM78 174H79V173H77V174H75V175H78ZM89 174H90V173H89ZM119 174H120V173H119ZM119 174H118V175H119ZM128 174H126V175L128 176ZM145 174H146V173H145ZM171 174H173V173H170V175H171ZM204 174H205V173H204ZM214 174H215V175H218V172H214ZM219 174H220V173H219ZM236 174H234V175H236ZM240 174H241V173H240ZM242 174H245V173H242ZM247 174H248V173H247ZM247 174H246V176H247ZM32 175H33V174H32ZM34 175H33V176H34ZM60 175H61V174H60ZM67 175H68V174H67ZM67 175H65V176H67ZM86 175H87V174H86ZM95 175H96V174H95ZM102 175H103V174H102ZM102 175H99V176L102 177ZM134 175H137V173L134 174ZM139 175H140V176H139ZM146 175H148V173H147ZM152 175H153V173H152L150 176H147V177H151ZM157 175H159V173L156 174L155 176H157ZM173 175H175V174H173ZM206 175H207V174H206ZM210 175H213V174H210V173H209L208 176H210ZM234 175H231V179L233 178L232 180H234ZM238 175H239V174H238ZM238 175H237L236 177H238ZM263 175H264V174H263ZM3 176H4V175H3ZM8 176H9V175H8ZM10 176H11V175H10ZM13 176H14V175H13ZM27 176H28V173H27ZM36 176H37V175H36ZM58 176H59V175H58ZM63 176H64V175H63ZM63 176H62V177H63ZM68 176H70V175H68ZM87 176H88V175H87ZM91 176H93V179H94V177H95L94 174H93V175H90V178H91ZM106 176H107V175H106ZM164 176H165V175H164ZM208 176H207V177H208ZM220 176H221V175H220ZM220 176H218V180L220 179V178H219ZM225 176L229 177V175H226V174H225V175L223 176L224 179L227 178V177H225ZM242 176L245 177V175H242ZM259 176H260V175H259ZM4 177H5V179L7 178V176H4ZM11 177H12V176H11ZM21 177H22L21 179H24V176H23V175H22ZM83 177L86 179V176H83ZM96 177H97V175H96ZM100 177L96 178L97 180H99V184H101V183L103 184V183H106V182H107L106 180H105L106 182H105L104 180H103V182L100 181V179H101ZM103 177H104L103 179H107L105 176H103ZM111 177L113 178V176H111ZM118 177H121V176L119 175ZM130 177L132 178V175H130ZM130 177H129V178H130ZM136 177L134 178L135 180H136ZM143 177H144V175H143ZM143 177H142V178H143ZM147 177H146V179H145V178L142 179L143 182H145L144 180H146V181L148 182L147 179H149V178H147ZM152 177H153V176H152ZM176 177H177V176H174L175 179H176ZM207 177H206V178H207ZM215 177H216V176H215ZM223 177H222V178H223ZM247 177H248V176H247ZM247 177H246V178H247ZM256 177H257V176H256ZM37 178L39 179L38 176H37ZM43 178H45V177H43ZM46 178H48V177L46 176ZM64 178H65V177H64ZM67 178L70 180L69 177H66L65 180H66ZM72 178H73V177H72ZM72 178H71V179H72ZM77 178H78V177H77ZM79 178H80V179L73 178V180L75 179L74 181L77 180V182H80V181L82 180V179H81L82 177L80 176ZM84 178H83V179H84ZM112 178H109V179H110V180H113ZM123 178H124V179H123ZM125 178H126V179H125ZM139 178H137V179H139ZM160 178H161V177H160ZM162 178H163V176H162ZM164 178H165V177H164ZM169 178H170V177H169ZM212 178H214V177H212ZM212 178H211V179H212ZM242 178H243V177H242ZM246 178H245V179H246ZM253 178H254V177H253ZM257 178H258V177H257ZM26 179H27V178H26ZM28 179H31V180H32V178H29V177H28ZM34 179H36V177H35V178L33 177V181L36 182L37 179H36V180H34ZM48 179H49V178H48ZM52 179H54V178H51V179H49V180L51 181ZM68 179H67V180H68ZM87 179H88V178H87ZM114 179H115V178H114ZM117 179H118V178H117ZM152 179H153V178H152ZM165 179H168V177L165 178ZM170 179H171V178H170ZM187 179H188V178H187ZM187 179H185V180H187ZM191 179H193V178H191ZM191 179H190V180H191ZM196 179H198V181H200L199 178H196ZM196 179H195V180H196ZM215 179H217V178H215ZM228 179H229V178H228ZM245 179H244V181H245ZM250 179H251V178H250ZM259 179H260V178H259ZM263 179H264V178H263ZM39 180H40V179H39ZM39 180H38V181H39ZM42 180H43V179H41V181H39V183H42V182H43ZM45 180H47V179H45ZM56 180H57V179H56ZM69 180H68V181H69ZM73 180H72V181H73ZM79 180H80V181H79ZM90 180L92 181V179H89V181H90ZM97 180H96V182H97ZM107 180H108V179H107ZM118 180H120V179H118ZM130 180H132V179H130ZM139 180H141V179H139ZM179 180H180V179H179ZM205 180H207V179H205ZM208 180H210V179H208ZM208 180H207V181H208ZM218 180H215V181H218ZM221 180H222V179H221ZM232 180H230V181H232ZM235 180H236V179H235ZM240 180H241V178H240ZM242 180H243V179H242ZM261 180H262V177H261V179L258 180V181L262 182V186H263L264 183H263V181H261ZM3 181H4V179L2 180V182H3ZM38 181H37V182H38ZM60 181H61V179H60L58 182H60ZM113 181H114V180H113ZM113 181H112V182L109 181V184H108V182H107V184H108V185H110V184L112 185V184H114ZM133 181H134V180H133ZM136 181H137V180H136ZM162 181H163V180H162ZM176 181H178V179H177ZM203 181H204V180H203ZM212 181H213V179H212ZM249 181H250V180H249ZM249 181H248V182H249ZM253 181H254V180L252 179L251 182H253ZM258 181H257V180L254 181V182H255V186H256V188H257V185H258ZM2 182H1V184H2ZM35 182H34L33 185L36 184ZM53 182H55V180H54ZM65 182H66V181H65ZM110 182H111V183H110ZM114 182L119 183L120 181H114ZM149 182H150V183H149ZM149 182H148V183L151 184V181H149ZM210 182H211V181H209V184H210ZM219 182H221V181L219 180ZM256 182H257V183H256ZM260 182H259V183H260ZM23 183H25V182H23ZM23 183H22V184H23ZM39 183H38L36 189H34L33 194L31 193L32 196H31L30 193H29L30 195L27 193L28 196H29V198L32 197L31 200L33 201V204H34L35 206L40 205V204L43 202V201H41V197H45V195L48 194V193H46V194L44 193V190L47 189V188L44 189V187H47V185L45 186V183L47 184V182H45V183H43V184H39ZM56 183H57V182H56ZM63 183H64V182H63ZM67 183H68V182H67ZM67 183H66V184H67ZM75 183H76V182H75ZM80 183H82V182H80ZM86 183H87L88 185H86ZM89 183H90V182L86 181L84 186H87V187L90 186ZM91 183H92V182H91ZM93 183L95 184V180H93ZM120 183H121V182H120ZM125 183L130 184V182H129V183H128V182H125ZM132 183H133V182H132ZM136 183L138 184V182H136ZM136 183L134 182L133 184H136ZM168 183H169V181H168ZM170 183H171V181H170ZM200 183H201V182H200ZM203 183H204V182H203ZM212 183H213V182H212ZM215 183H217V185H218V182H215ZM235 183H237V181H235ZM7 184H9V182H8ZM11 184H12V183H11ZM11 184H9V185L11 186ZM22 184H20V186H21ZM50 184H51V183H49L48 186H50ZM59 184H60V183H59ZM64 184H65V183H64ZM68 184H71V185H72L71 182L68 183ZM68 184H67V185H68ZM83 184H84V183H83ZM97 184H98V182H97ZM97 184H96V185H97ZM107 184H106V185H107ZM142 184H143V183L138 184V185L140 186V185H142ZM144 184H145V183H144ZM144 184H143V185H144ZM156 184H157V183H156ZM159 184H160V183H159ZM159 184H157V185L154 184V185L157 186V187H159ZM162 184H163V182H162ZM162 184H161V186H162ZM166 184H167V183H166ZM171 184H173V183H171ZM201 184H202V183H201ZM201 184H200V185H201ZM204 184H206V181H205ZM256 184H257V185H256ZM57 185H58V183H57ZM106 185L104 184L105 188L107 189V193H108V192L110 191V189L108 190V188H107ZM111 185L109 186L110 188H111V187H115V186H111ZM115 185L117 186V184H115ZM123 185H124V183L122 184V186H123ZM130 185L133 186L132 184H130ZM143 185H142V186H143ZM145 185H148V184L146 183ZM169 185H170V184H169ZM169 185H168V186H169ZM175 185H176V184H175ZM180 185H181V184H180ZM194 185H195V184H194ZM200 185H199V186H200ZM202 185H203V184H202ZM222 185H223V184H222ZM222 185H221V186H222ZM224 185H225V184H224ZM234 185H235V184H234V182H233V187H236V186H234ZM252 185H253V184H252ZM5 186H8V185H5ZM5 186L3 185V188H5ZM51 186H52V185H51ZM54 186H55V188H56V185L53 183V188H54ZM60 186H61V184H60ZM75 186H76V185H75ZM91 186H92V184H91ZM131 186H130V187H131ZM139 186H137V188H139ZM142 186H140V188H139L138 191H140V189H141ZM164 186H166V185L164 184ZM164 186H163L162 188L165 190V187H164ZM170 186H173V185H170ZM170 186H169V188H170ZM176 186H177V185H176ZM176 186H175V188L179 187V186H177V187H176ZM205 186H207V184H206ZM205 186H204V187H205ZM248 186H249V185H248ZM248 186H247V187H248ZM255 186H254V187H255ZM259 186H260V185H259ZM262 186H261V187H262ZM11 187L13 188L14 186H11ZM18 187H19V186H18ZM18 187L16 186V189H17ZM58 187H59V186H58ZM80 187H81V186H80ZM127 187H128V186H127ZM133 187H135V186H133ZM145 187L148 188V187H150V185H149V186H145ZM183 187H184V186H183ZM186 187H188V185H187ZM195 187H196V188L198 187V183H197V185H195ZM195 187H194V189H195ZM204 187H203V188H204ZM249 187H250V186H249ZM261 187H260V189H264L263 187H262V188H261ZM7 188H8V187H7ZM27 188H28V187H27ZM50 188H51V187H50ZM53 188H52V189H53ZM92 188H93V187H92ZM115 188H116V187H115ZM115 188H114V189H115ZM117 188H118V191H117V189H116V191H114L115 193H116V192H120V191L122 190L123 187L121 188V187L118 186ZM119 188H121L120 191H119ZM135 188H136V187H135ZM137 188H136V189H137ZM143 188H144V186H143ZM143 188H142V190H143ZM151 188H152V187H151ZM151 188H150V190H151ZM153 188H154V187H153ZM159 188H160V187H159ZM162 188H161V190H162ZM167 188H168V187H167ZM171 188H172V187H171ZM198 188H199V187H198ZM209 188H210V187H209ZM220 188H221V187H220ZM251 188H252V187H250V190L255 189V188H252V189H251ZM16 189H15V190H16ZM18 189H19V188H18ZM69 189H70V188H69ZM75 189H77V187H76ZM75 189H74V190H75ZM90 189H91V187H90ZM94 189H95V188H94ZM96 189H97V188H96ZM98 189H100V187H98ZM98 189H97V190H98ZM101 189H102V188H101ZM106 189H105V190H106ZM114 189L111 188V191H113ZM136 189H135V190H136ZM178 189H179V188L174 189V191H176V190H178ZM180 189H181V188H180ZM191 189H192V186H191V188H190V191H191ZM194 189H193V191H192L193 193L196 192L197 194H202V193H198L199 191H201L200 189H199L198 192H197L198 189H196V191H194ZM201 189H202V188H201ZM211 189H212V188H211ZM214 189H215V188H214ZM218 189H219V188H218ZM225 189H226V188H225ZM225 189H224V190H225ZM228 189H229V188L227 187V189L225 190L226 193L228 192ZM238 189H240V188L238 187ZM238 189H237V190H238ZM257 189H259V188H257ZM2 190H3V189H2ZM8 190H9V189H8ZM24 190H25V189H24ZM49 190H51V189H49ZM55 190H59V188H56ZM78 190H79V189H78ZM97 190H96V191H97ZM103 190H104V189H102V193H100L99 191H97V193L99 192L100 195L102 196V194H104V193H103ZM142 190H141V191H142ZM181 190H182V189H181ZM181 190H180V191H181ZM185 190H188V189L185 188ZM203 190H204V189H203ZM203 190H202V191H203ZM246 190H247V189H246ZM246 190H245L244 192H247ZM248 190H249V189H248ZM17 191H18V190H17ZM52 191H53V190H52ZM68 191H69V190H68ZM70 191H71V189H70ZM76 191H77V190H75V192H76ZM111 191H110V192H111ZM131 191H132V190H131ZM141 191H140V193H141ZM143 191H144V190H143ZM145 191H146V189H145ZM166 191H167V190H166ZM166 191H165V192H166ZM178 191H179V190H178ZM180 191H179V193H180ZM188 191H189V190H188ZM188 191H183V192H187V194H189ZM190 191H189V192H190ZM208 191H209V190H207V192H208ZM211 191H212V190H211ZM213 191H214V190H213ZM213 191H212V192H213ZM5 192H6V191H5ZM10 192H11V190H10ZM23 192H24V191H23ZM23 192H22V193H23ZM26 192H27V191H26ZM29 192H30V191H29ZM49 192H50V191H49ZM73 192H74V191H73ZM79 192H80V191H79ZM92 192H93V191H92ZM94 192H95V191H94ZM104 192H105V191H104ZM110 192H109V193H110ZM133 192H134V189H133ZM154 192L156 193V191H153V193H154ZM183 192H181V193H183ZM203 192H204V191H203ZM218 192L220 193V195L218 194ZM218 192H217V195L221 196V198H222L223 196H222L221 192H223V190H221V192H220V191H218ZM225 192H224V193H225ZM254 192H255V191H253V194H254ZM257 192H258V190H257ZM6 193H7V192H6ZM13 193H14V191H13ZM43 193H44L45 195H44V196H41ZM68 193H70V192H68ZM76 193H77V192H76ZM84 193L86 194V192H84ZM97 193H96V194H97ZM99 193H98V194H99ZM109 193H108L107 195H109ZM131 193H132V192H131ZM179 193H178V194H179ZM230 193H232V195H233V191L230 192ZM236 193H237V192H236ZM1 194H2V193H1ZM17 194H18V193H17ZM17 194H16V197H17ZM82 194H83V193H82ZM88 194H89V193H87V195H84V196H86V198H90V197L88 196ZM94 194H95V193H93L94 198H95V196H96V197L99 196V195L97 196L96 194H95V195H94ZM118 194H119V193H118ZM121 194H122V191H121ZM141 194H143V195H147V194H144V192L141 193ZM168 194H169V192H168ZM168 194H167V197H170V196L172 195V193L170 194V196H168ZM176 194H177V192H176ZM190 194H191V193H190ZM204 194H206V191H205ZM207 194H208V193H207ZM207 194H206V196H207ZM209 194H210V191H209ZM228 194H229V192H228ZM259 194H260V193H259ZM18 195H19V194H18ZM72 195H73V194H72ZM72 195H71V196H72ZM74 195H75V194H74ZM105 195H106V194H105ZM105 195H103L104 198H105ZM114 195H115V194H114ZM127 195L129 196V193H127ZM132 195H134V194H132ZM143 195H141V196L143 197ZM151 195H153V194H151ZM154 195H156V194H154ZM154 195H153V196H154ZM164 195H165V194H164ZM183 195H184V194H183ZM192 195H193V194H192ZM215 195H216V194H215ZM237 195H238V193H237ZM5 196H7V195H5ZM19 196H20V195H19ZM22 196H23V195H22ZM25 196H27V195H25ZM28 196H27V197H28ZM75 196H76V195H75ZM78 196H79V195H78ZM82 196H83V195H82ZM82 196H80V198H81ZM84 196H83V197H84ZM90 196H92V195L90 194ZM123 196H124V194H123ZM130 196H131V195H130ZM130 196H129V200H130V202H131V198H130ZM141 196H140V197H141ZM148 196H149V195H148ZM158 196H160V195L158 194ZM162 196H163V195H162ZM165 196H166V195H165ZM172 196H173V195H172ZM188 196H190V195H188ZM193 196H194V195H193ZM197 196H198V195H197ZM230 196H231V195H230ZM258 196H259V195H258ZM261 196H262V195H261ZM47 197H48V196H47ZM47 197H46V198H47ZM49 197H51V195H50ZM69 197H70V196H69ZM69 197H68V199H71V198H69ZM117 197H118V195H117ZM142 197H141V199H142ZM145 197H146V196H145ZM154 197H156V196H154ZM179 197H180V196H177L178 199H179ZM190 197H191V196H190ZM194 197H195V196H194ZM199 197H201V196H199ZM228 197H229V195H228ZM228 197H227V199H228ZM236 197H237V196H236ZM249 197H250V196H249ZM251 197L253 198V196H251ZM251 197H250V198H251ZM3 198H6V197H3ZM17 198H18V197H17ZM63 198H64V197H63ZM84 198H85V197H84ZM98 198H99V197H98ZM102 198H103V197H102ZM121 198H122V195H121ZM125 198H127V197H125ZM137 198H138V197H137ZM148 198H149V197H148ZM150 198H151V196H150ZM152 198H153V197H152ZM161 198H162V197H161ZM170 198H172V197H170ZM170 198H169V199H170ZM175 198H176V196H175ZM175 198H174V199H175ZM195 198H196V197H195ZM210 198H212V196H211ZM233 198H234V197H232L231 199L234 200ZM257 198H258V197H257ZM44 199H45V198H44ZM44 199L42 198V200H44ZM68 199H66V200H68ZM72 199H73V197H72ZM75 199H76V197H75ZM78 199H79V198H78ZM90 199H91V201H94V200H92V198H90ZM90 199H89V200H90ZM100 199H101V198L97 199V201H99ZM114 199H116V198H114ZM114 199H113L112 202H115ZM132 199H133V198H132ZM135 199H136V198H135ZM135 199H134V200H135ZM153 199L155 200L156 198H153ZM157 199L159 200L160 198L157 197ZM182 199H185V198H182ZM189 199H190V198L186 199L184 202H186L187 200H188V202L192 200V199H191V200H189ZM205 199H206V198H204V200H205ZM215 199H216V198H215ZM229 199H230V197H229ZM238 199L241 200V198H239V197H238ZM253 199H255V198H253ZM259 199H260V198H259ZM0 200H1V199H0ZM11 200H12V202H13L15 199H11ZM16 200H17V199H16ZM27 200H28V198H27ZM45 200H46V199H45ZM56 200H57V199H56ZM59 200H60V199H59ZM83 200H84V199H83ZM95 200H96V199H95ZM106 200H107V199H106ZM143 200H144V198H143ZM146 200H147V199H146ZM148 200H149V199H148ZM161 200H163V199H160L159 202H161ZM170 200H171V199H170ZM175 200H176V199H175ZM193 200H194V199H193ZM198 200L201 201V198H199ZM198 200H197V198H196V201H192V204H193V203L195 204ZM204 200H202V201H204ZM221 200H222V199H221ZM221 200H219V202H221ZM236 200H237V199L235 198L234 205H236V204H235ZM243 200H246L245 197L243 198ZM6 201H7V200H6ZM6 201H4V202H6ZM8 201H9V200H8ZM18 201H19V200H18ZM29 201H30V200H29ZM29 201H28V202H29ZM40 201H41V203H40ZM68 201H69V200H68ZM71 201H72V200H71ZM77 201H78V200H77ZM80 201H81V200H80ZM101 201H102V199H101ZM140 201H141V200H140ZM164 201H166V200H164ZM164 201H163V203H165ZM168 201H169V200H167V202H168ZM171 201H172V200H171ZM171 201H170V203H172ZM205 201H206V200H205ZM209 201H210V200H209ZM214 201H215V200H214ZM241 201H242V200H241ZM246 201H247V200H246ZM9 202H10V201H9ZM25 202H26V201H25ZM28 202H27V203H28ZM65 202H66V201H65ZM75 202H76V200H75ZM87 202H88V201H87ZM106 202H108V201H106ZM110 202H111V200H110ZM132 202H133V201H132ZM142 202L145 203L146 201H145V202H144V201H141V203H142ZM154 202H155V201H154ZM157 202H158V201H156V203H157ZM173 202H174V201H173ZM179 202H181V199H179ZM188 202H187V203H188ZM217 202H218V201H217ZM244 202H245V201H244ZM58 203H59V202H58ZM80 203H82V201L79 202V204H80ZM100 203H101V202H100ZM100 203L98 202V204H100ZM133 203H135V201H134ZM139 203H140V202H139ZM174 203H175V202H174ZM177 203H178V201H177ZM177 203H175V205H176ZM190 203H191V202H190ZM199 203H200V202H199ZM206 203H207V202H206ZM263 203H264V202H263ZM7 204H8V203H6L5 205H7ZM12 204H13V203H12ZM14 204H16V203H14ZM14 204H13V206H14ZM20 204H21V203H20ZM65 204H68V203L66 202ZM72 204H73V206H74V203H72ZM79 204H77V206H78V207H81L82 205L79 206ZM88 204H89V203H88ZM88 204H87V205H88ZM102 204H104V203H102ZM130 204H131V203H130ZM146 204H147V203H146ZM157 204H159V203H157ZM166 204H167V203H166ZM178 204H179V203H178ZM178 204H177V205H178ZM201 204H202V203H201ZM203 204H204V203H203ZM219 204H220V203H219ZM224 204H225V206H224V208H225V207H226V203H224ZM231 204H233V203H231ZM238 204H239V203H238ZM240 204H241V203H240ZM260 204H261V203H260ZM260 204H259V207L261 208L262 205L260 206ZM2 205H4V204H2ZM22 205H23V204H22ZM31 205H32V204H30L29 206H31ZM56 205H58V204H56ZM60 205H61V204H60ZM69 205H70L71 208L73 207V206H71V203L68 204L67 206H69ZM84 205H85V203H84ZM109 205H110V204H109ZM163 205L165 206V204H163ZM163 205H161L160 207H163ZM167 205H170V204H167ZM175 205H173V208L175 207ZM184 205L186 206V205H188V204H184ZM197 205H198V207H199L200 204H197ZM209 205H210V204H209ZM212 205H214V203H212ZM212 205H210V207H211ZM215 205H217V204H216V201H215ZM222 205H223V202H222L221 206H222ZM248 205H250V204H248ZM257 205H258V204H257ZM15 206H17V205H15ZM41 206H42V205H41ZM41 206H40V207H41ZM62 206H64V205H62ZM67 206H66L65 208H69V207H67ZM77 206H76V208L79 209ZM88 206H89V205H88ZM92 206H93V205H92ZM96 206H97V205H96ZM96 206H95V207H96ZM122 206H124V205H122ZM143 206H144V204L141 205V207H143ZM147 206H148V205H147ZM147 206H145L144 208H141L140 210H143V209L145 210ZM201 206H202V205H201ZM205 206L208 207V209H209V206H208V205H205ZM238 206H239V205H238ZM238 206H237V207H238ZM242 206H243V205H242ZM3 207H4V206H3ZM53 207H54V206H53ZM85 207H86V206H85ZM85 207L83 206V209H84ZM93 207H94V206H93ZM95 207H94V208H95ZM97 207H98V209H100L99 207H103V206L100 205V206H97ZM115 207H116V206H115ZM134 207H136V205H135ZM152 207H153V206H152ZM156 207H157V205L155 204V207H153V209L156 208ZM166 207H167V206H166ZM168 207H169V208H172V207H170V206H168ZM178 207H180V205H179ZM193 207H195V205H193ZM193 207H190V208H189V207H185L186 210L183 209L184 211H183L182 209H180V210L183 211V212L179 213V215L183 214L184 216L187 215V216L189 217V215H190V217H193L194 214L196 213V210H195ZM198 207H197V208H198ZM233 207H234V206H233ZM239 207H240V206H239ZM253 207H254V206H253ZM257 207H258V206H256V210L258 211L257 213H259V210H258ZM17 208H19V206H18ZM34 208H35V207H34ZM54 208H55V207H54ZM74 208H75V206H74ZM91 208H92V207H91ZM91 208L89 207L90 210H91ZM137 208H139V205H138ZM150 208H151V206H149V209H150ZM157 208H158V207H157ZM181 208H184V207L182 206ZM203 208H205V207H202L201 210H202ZM218 208H219V207H218ZM227 208H228V207H227ZM251 208H252V206H251ZM260 208H259V209H260ZM0 209H1V204H0ZM11 209L14 210L13 208H11ZM11 209H10V211H12ZM50 209H51V207H50ZM52 209H53V208H52ZM52 209H51V210H52ZM80 209H81V208H80ZM83 209H81V210H83ZM132 209H133V208H132ZM132 209H131V210H132ZM147 209H148V208H147ZM149 209H148V210H149ZM153 209H151V211H152ZM159 209H160V208H159ZM159 209H158V211H159ZM161 209H162V208H161ZM161 209H160V210H161ZM163 209H164V208H163ZM166 209H168V208H166ZM205 209H206V208H205ZM205 209H204V210H205ZM208 209H206V210H208ZM238 209H239V208H238ZM254 209H255V207H254ZM262 209H263V207H262ZM3 210H4V209H2V212H3ZM19 210H20V209H19ZM21 210H22V208H21ZM29 210H32V207H31L30 209L26 210V212L29 211ZM40 210H42V209H40ZM81 210H80V211H81ZM86 210H87V209H86ZM92 210H93V209H92ZM129 210H130V209H129ZM131 210H130V211H131ZM144 210H143V211H144ZM148 210H147V212H148ZM154 210H155V209H154ZM156 210H157V209H156ZM170 210H171V209H170ZM172 210H173V209H172ZM177 210H179V208H178ZM180 210H179V211H180ZM213 210H214V209H213ZM213 210H210V211L208 210V214L212 212V215H210V217L203 218V217H205V215H204V211H201V212H200V214L203 213L201 216H200L199 214H198L199 216H196V217H197L196 220H199V222H200V226H199V228L196 229L194 235L196 234V237H197V238L202 239L200 242H202L203 240H207V241L209 240V242H211L210 240H212V242H213V241H215V240H219L220 238L223 239V238H222L223 233H225V234H226V232L228 233V229H229V228L227 229L228 224H229V223H228V220L226 221V219L223 217L224 215H219V214L217 213L218 216H216V215L214 214V213H216V212L213 213ZM231 210H233V208H230L229 211H231ZM234 210H235V209H234ZM252 210H253V209H252ZM10 211H9L8 214H10ZM22 211H23V214H24V213H25V210H22ZM73 211H75V210H73ZM84 211H85V210H84ZM95 211L97 212V211H100V210H96V209H95ZM117 211H119V210H118V209H117V210H116V209L114 210V212H117ZM124 211H126V210L124 209ZM127 211H128V210H127ZM143 211H142V212H143ZM163 211L165 212V210H163ZM163 211H162V213H163ZM175 211H176V210H175ZM175 211H173V212L176 214ZM179 211H178V212H179ZM214 211H216V209H215ZM225 211H228V210L226 209ZM229 211H228V212H229ZM241 211H242V212L244 211V210H242V207H241ZM245 211H246V209H245ZM250 211H251V210H250ZM263 211H264V209H263ZM40 212H42V213L44 212V213H45V210H44V211H40ZM40 212H39L37 215H39ZM46 212H47V211H46ZM77 212H78V210H77ZM91 212H92V211H91ZM100 212L102 213L103 211H100ZM105 212H106V211H105ZM109 212H111V211H108V212H106L105 214H107V213H109ZM154 212H155V211H154ZM167 212H168V210H167ZM171 212H172V211H171ZM205 212H206V211H205ZM218 212H219V211H218ZM221 212H222V211H221ZM221 212H219V213H221ZM239 212H240V211H239ZM239 212H238V213H239ZM247 212H248V211H247ZM12 213H13V212H12ZM15 213H16V210H15ZM17 213H18V212H17ZM48 213H49V212H48ZM48 213H46L47 215L42 214V215L44 216V218H45V216H46V217L48 216ZM78 213H79V212H78ZM92 213H93V212H92ZM97 213H98V212H97ZM121 213H122V212H121ZM131 213H133V211H131ZM131 213H130V214H127V215H132ZM148 213H150V212H148ZM148 213H147V214H148ZM158 213H159V212H158ZM160 213H161V212H160ZM162 213H161V215H162ZM168 213H169V212H168ZM236 213H237V212H236ZM238 213H237V214H238ZM252 213H253V212H252ZM263 213H264V212H262V215H263ZM25 214H30V211H29V213H25ZM32 214H33V213H32ZM83 214H84V213H83ZM98 214H99V213H98ZM105 214L103 213V215H105ZM111 214H113V213H109V214H107V215L111 216ZM118 214H119V213H118ZM125 214H126V213H125ZM125 214H124V215H125ZM136 214H137V213H135V215H136ZM145 214H146V212H145ZM147 214H146V215H147ZM150 214H153V213L151 212ZM171 214H172V213H171ZM171 214H170V215H171ZM175 214H174L175 218H173V219L171 218L172 220H174V222L176 221L177 224H181L182 221L184 222L185 219L183 220L179 215L176 214V215H177V216H176ZM222 214H224V213H222ZM227 214H228V213H227ZM247 214H248V213H247ZM249 214H250V213H249ZM254 214H255V212H254ZM16 215H17V214H16ZM16 215H14V216L12 215V216H13V219H14V217H15ZM18 215H20V213H18ZM107 215H106V216H107ZM137 215H138V214H137ZM139 215H140V214H139ZM142 215H143V214H142ZM146 215H145V216H146ZM155 215H156V218H157V214H155ZM163 215H165V214L163 213ZM167 215H168V214L166 213V216H167ZM170 215L167 216V217L169 218ZM206 215H207V214H206ZM229 215H230V214H229ZM239 215H241V213L238 214V215H236V216L240 217ZM6 216H7V215H5V217H6ZM22 216H23V215H22ZM51 216H52V215H51ZM84 216H85V214H84ZM89 216H90V215H89ZM93 216H94V215H93ZM95 216H96V214H95ZM106 216H105V219H106ZM117 216H118V215H117ZM117 216H116V217H117ZM143 216H144V215H143ZM143 216H142V217H143ZM150 216L152 217V220H153V219H154V217H153L154 215H153V216L150 215ZM150 216H149V217H150ZM158 216H159V215H158ZM211 216H212V217H211ZM232 216H233V215H232ZM241 216H242V215H241ZM249 216H250V215H249ZM251 216H252V215H251ZM251 216H250V217H251ZM255 216L258 217L259 215H257V214H256V215H253L254 218H255ZM17 217H18V216H17ZM19 217H20V216H19ZM19 217H18V218H19ZM32 217H33V216H32ZM39 217H40V216H39ZM111 217H113V216H111ZM111 217H110V218H111ZM163 217H164V216H163ZM163 217H162V219H163ZM190 217H189V218H190ZM230 217H231V215H230ZM238 217H237V218H238ZM260 217H261V218H259V217H258V218H259V219H262L261 212H260ZM50 218H51V217H49V219H50ZM74 218H75V217H74ZM78 218H79V217H78ZM89 218H90V217H89ZM89 218H88V219H89ZM110 218H109V221H111ZM128 218H130V217H128ZM143 218H144V217H143ZM143 218H142V219H143ZM159 218H161V216H160ZM165 218H166V217H165ZM168 218H166V219H168ZM183 218H184V217H183ZM189 218H188V219H189ZM235 218H236V217H235ZM235 218H234V219H235ZM246 218H247V216H246ZM248 218H249V217H248ZM248 218H247V219H248ZM258 218H257V220H258ZM263 218H264V216H263ZM3 219H5V218H3ZM9 219H10V218H9ZM13 219H12V221L14 222L15 219H14V220H13ZM51 219H52V218H51ZM51 219H50V220H51ZM71 219H72V218H71ZM71 219H70V220H71ZM94 219H97V218L94 217ZM94 219H93V220H94ZM101 219H102V218H101ZM117 219H118V218H117ZM132 219H134V218H132ZM140 219H141V218H140ZM146 219H147V217H146ZM146 219H145V220H146ZM228 219H231V220H232V218H228ZM249 219H251V218H249ZM0 220H1V218H0ZM53 220H55V219H52V222H54ZM79 220H80V219H79ZM82 220H83V219H82ZM84 220H85V219H84ZM114 220H115V218H114ZM114 220H113L112 222H114ZM143 220H144V219H143ZM147 220L149 221V219H147ZM152 220H151V221H152ZM186 220H187V218H186ZM186 220H185V221H186ZM189 220H190V219H189ZM189 220H188V221H189ZM192 220H194V219H192ZM192 220H190V221H192ZM231 220H229V221H231ZM1 221H2V220H1ZM1 221H0V222H1ZM8 221H9V220H8ZM8 221H7V222H8ZM15 221H16V220H15ZM25 221H26V220H25ZM31 221H32V220H31ZM31 221H29L30 224H31ZM71 221H72V220H71ZM88 221H90V219H89ZM88 221H87V222H88ZM104 221H105V220H104ZM131 221H132V220H131ZM135 221H137V220H135ZM135 221H134V222H135ZM138 221H139V220H138ZM148 221H144V222H147V223H148ZM155 221H156V219L154 220V222H155ZM242 221H243V219H241V218H238L237 220L235 219V220L231 221V227L233 228L232 223L235 225L234 227H236V226H238L239 222L241 223ZM248 221H249V220H248ZM248 221H247V222H248ZM253 221H255V220H253ZM258 221L260 222V220H258ZM258 221H257V223H258ZM262 221H263V220H261V222H262ZM13 222H11V223L13 224ZM16 222H18V221H16ZM20 222H21V220H20ZM32 222H33V221H32ZM46 222H47V221H46ZM55 222H56V221H55ZM72 222H74V220H73ZM106 222H107V220H106ZM115 222H116V220H115ZM115 222H114V223H115ZM126 222H127V221H126ZM141 222H142V221H140V224H143V222H142V223H141ZM159 222H160V219H159ZM164 222H166V220H165ZM186 222H187V221H186ZM243 222H244V221H243ZM243 222H242V224H243ZM245 222H246V219H245ZM250 222H252V221H250ZM255 222H256V221H255ZM1 223H2V222H1ZM11 223H10V225H12ZM18 223H19V222H18ZM18 223H17V225H18ZM94 223H95V222H94ZM94 223H92V224L95 225V227H96L97 225L94 224ZM104 223H105V222H104ZM114 223L112 224L113 227H114ZM116 223H117V222H116ZM132 223H133V221H132ZM135 223H136V222H135ZM137 223H138V222H137ZM147 223H145V225H146ZM150 223H151V222H150ZM150 223H148V224H150ZM15 224H16V223H15ZM19 224H21V223H19ZM26 224H27V221H26ZM26 224H22V225H26ZM30 224H27V226H28V225L30 226ZM43 224H44V223H43ZM48 224H50V227H49V228H51V222H49ZM53 224H54V223H53ZM84 224H86V223H84ZM108 224H109V222H108ZM108 224L106 223V228L109 227V226H107ZM133 224H134V223H133ZM152 224H153V223H152ZM154 224H155V223H154ZM154 224H153V225H154ZM193 224H195L194 226H196V221H195V223H193ZM250 224H251V223H250ZM252 224H254V223H252ZM2 225H3V223H2ZM22 225H21V226H22ZM31 225H32V224H31ZM55 225H56V223H55ZM76 225H78V224H76ZM81 225H83V223H82ZM86 225H87V224H86ZM86 225H83V226H86ZM93 225H91V223H90V226H93ZM98 225H100V224H98ZM101 225H102V224H101ZM109 225H111V224H109ZM134 225H135V224H134ZM136 225H137V224H136ZM138 225H139V223H138ZM138 225H137V226H138ZM170 225H171V224H170ZM260 225H261V224H260ZM18 226H19V225H18ZM39 226H42V222H41V224H40ZM48 226H49V225H48ZM48 226L46 225L47 228H48ZM53 226H54V225H53ZM79 226H80V225H79ZM88 226H89V225H88ZM88 226H87V227H88ZM103 226H104V224H103ZM112 226H111V227H112ZM117 226H119V225H117ZM117 226H116V227H117ZM124 226H125V225H124ZM124 226H123V227H124ZM131 226L133 227L132 224H131ZM137 226H136V228H137ZM154 226H155V225H154ZM174 226H175V225H174ZM187 226H188L189 229H191V230H195V229H192L191 226H190L189 224H187ZM187 226L185 227L186 229H187ZM244 226H245V225H244ZM246 226H247V224H246ZM255 226H256V225H255ZM255 226H254V229H255ZM258 226H259V225H258ZM263 226H264V224H263ZM30 227H31V226H30ZM33 227H34V225H33ZM33 227H32V228H33ZM43 227H44V226H43ZM59 227H60V226H59ZM87 227H83V228L85 229V228H87ZM93 227H94V226H93ZM128 227H129V225H128ZM128 227H127V228H128ZM139 227H140V226H139ZM142 227H145L144 224L141 226V228H140L141 230H143ZM152 227H153V226H152ZM168 227H170V226H168ZM172 227H173V226H172ZM231 227H230V229H232ZM256 227H257V226H256ZM260 227H262V226H260ZM7 228H8V227H7ZM15 228H16V227H15ZM28 228H29V227H28ZM35 228L38 229L37 227H35ZM40 228H42V227H40ZM47 228H46V229H47ZM79 228H80V227H79ZM97 228L99 229L100 227L97 226ZM103 228H104V227H103ZM118 228H119V230L117 229V231L119 232V231L121 230V228H120V227H118ZM134 228H135V227H134ZM134 228H133V229H134ZM136 228H135V229H136ZM242 228H243V225H242L241 228L238 227V229H241V230H242ZM247 228H248V226H247ZM9 229H10V228H9ZM46 229L44 230L45 232H46ZM54 229H55V228H54ZM95 229H96V228H95ZM95 229H94V231H95ZM108 229H111V228L109 227ZM144 229H145V228H144ZM148 229H150L149 226H147V230H148ZM151 229H152V228H151ZM159 229H160V228H159ZM181 229H182V228H181ZM226 229H227V230H226ZM238 229H237V230H238ZM16 230H17V229H16ZM22 230H24V229H22ZM27 230H28V229H27ZM47 230H48V229H47ZM50 230H51V229H50ZM57 230H58V229H57ZM60 230H61V229H60ZM103 230H104V229H103ZM112 230H113V229H112ZM129 230H131V229H129ZM129 230L125 231L124 233H123V232L121 233V231H120L118 234H117V231H116V235H117L119 238H121V239H120L121 241H126V238H127L126 235H128V234L131 233ZM137 230H138V229H137ZM152 230H153V229H152ZM152 230H150V231H152ZM177 230H179V229L177 228ZM246 230H247V229L245 228L243 231H246ZM256 230H257V229H256ZM258 230H259V229H258ZM4 231H5V229H4ZM17 231H19V230H17ZM52 231H53V230H52ZM54 231L56 232V229H55ZM58 231H59V230H58ZM79 231H80V230H79ZM85 231H86V230H85ZM91 231H93V230H91ZM94 231H93V232H94ZM96 231H97V230H96ZM96 231H95V233H97ZM133 231H134V230H133ZM133 231H132V232H133ZM135 231H136V230H135ZM135 231H134V232H135ZM145 231H146V229H145L143 232H145ZM172 231H173V230H172ZM172 231H169V232H171V234H172ZM181 231H184V229L181 230ZM181 231H179V232H181ZM189 231H190V230H189ZM224 231H226V232H224ZM230 231H231V230H230ZM232 231H234V230L232 229ZM232 231L230 232L231 234H232ZM238 231H239V230H238ZM238 231H236V229H235L234 232H236V234H237ZM252 231L255 232V230H252ZM6 232H7V230H6ZM6 232H5V233H6ZM35 232H37V230H36ZM55 232H52V234H54ZM61 232H62V231H61ZM82 232L84 233V231H82ZM86 232H87V231H86ZM101 232H102V231H100L99 233L102 234ZM129 232H130V233H129ZM187 232H188V231H187ZM250 232H251V231H250ZM257 232H258V231H257ZM257 232H256V233H257ZM3 233H4V232H3ZM5 233H4V234H5ZM37 233H38V232H37ZM59 233H60V232H59ZM91 233H92V232H91ZM145 233H146V232H145ZM157 233H159V230L157 231ZM162 233L164 234V231H163ZM162 233L160 232V234H162ZM167 233H168V231H167ZM173 233H174V236H175V237H177L178 234H179V233L177 234V231H176V230H174ZM175 233L177 234V236L175 235ZM188 233H190V232H188ZM11 234H12V232H11ZM14 234H15V233H14ZM40 234H41V233H40ZM68 234H69V233H68ZM88 234H90V233L88 232ZM97 234H98V233H97ZM97 234H96V235H97ZM100 234H99V235H100ZM171 234H170V233H169V235L167 234V235L169 236L170 240H171V237H170ZM181 234H183V232H182ZM181 234H179V235H180V238H181L182 236H184V238H185V236L187 235L186 232H184V234H186V235H184V234L181 235ZM258 234L260 235V234H262V233L259 232ZM7 235H9V234H7ZM32 235H33V234H32ZM44 235H46V233H45ZM54 235H55V234H54ZM58 235H59V234H58ZM58 235H57V236H58ZM62 235H63V233H62ZM62 235H61V236H62ZM66 235H67V234H66ZM66 235H65V236H66ZM80 235H81V234L79 233V237H80ZM92 235H93V233H92ZM112 235H113V234H112ZM114 235H115V234H114ZM131 235H132V233L130 234V236H131ZM147 235H148V234H147ZM152 235H153V234H152ZM155 235H156V234H155ZM155 235H153V236H155ZM167 235H166V236H167ZM227 235H229V234H227ZM232 235H233V234H232ZM237 235H238V234H237ZM263 235H264V234H263ZM33 236H34V235H33ZM39 236H40V235H39ZM42 236H43V235H42ZM50 236H51V234H50ZM55 236H56V235H55ZM73 236H74V235H73ZM77 236H78V235H77ZM77 236H75V239H78V240H79V237L76 238ZM81 236H82V235H81ZM132 236H133V235H132ZM144 236H145V235H144ZM156 236H157V235H156ZM166 236H163V237H166ZM187 236H188V235H187ZM256 236H257V234L254 236V239L257 238ZM48 237H49V236H48ZM58 237H59V236H58ZM58 237H57V238H58ZM83 237H84V234H83ZM88 237H89V236L87 235V238H88ZM94 237H95V236H94ZM112 237H113V236H112ZM148 237H149V236H148ZM175 237H174V238H175ZM178 237H179V236H178ZM178 237H177V238H178ZM196 237H195V238H196ZM231 237H234V236H231ZM239 237L241 238L242 235L239 236ZM243 237L245 238V236H243ZM243 237H242V238H243ZM247 237H250V236H247ZM255 237H256V238H255ZM261 237H262V235L259 237V239H260ZM4 238H5V237H4ZM28 238H29V237H28ZM85 238H86V237H85ZM85 238H83V242H84V239H85ZM87 238H86V240H87ZM96 238H97V237H95V239H96ZM114 238H115V236H114ZM140 238H141V237H140ZM154 238L157 239V237H154ZM158 238H159V237H158ZM169 238H166V239H163V240H167V239H169ZM182 238H183V237H182ZM228 238H230V237H228ZM244 238H243V240L241 239L240 241H245V242H246V240L249 241V239H250V238H249V239H248V238H245V239H244ZM262 238H263V237H262ZM52 239L54 240V236H53ZM71 239H72V238H71ZM80 239H82V238L80 237ZM89 239H90V238H89ZM93 239H94V238H93ZM99 239H100V238H99ZM146 239H148V238H146ZM200 239H199V240H200ZM232 239H233V238H232ZM232 239H231V240H232ZM235 239H237V237H236ZM43 240H44V237H43L42 241H43ZM57 240H58V239H57ZM67 240H68V239H67ZM91 240H92V239H91ZM96 240H97V239H96ZM100 240H101V239H100ZM149 240H150V239H149ZM152 240H153V238H152ZM163 240L161 239L160 241H163ZM174 240H176V238H175ZM178 240H181V239L178 238ZM185 240H186V239H185ZM185 240H184V242H185ZM27 241H28V240H27ZM29 241H30V240H29ZM68 241H69V240H68ZM92 241H93V243H94L95 240H92ZM130 241H131V240H130ZM146 241H147V240H146ZM168 241H169V240H168ZM172 241H173V240H172ZM189 241H190V240H189ZM192 241H194V239H193ZM236 241H237V240H236ZM240 241H238V242L240 243ZM61 242H63V241H61ZM66 242H67V241H66ZM69 242H70V244L72 243L71 241H69ZM75 242H76V240H75ZM80 242H82V240H81ZM83 242H82V243H83ZM96 242H97V241H96ZM98 242H99V241H98ZM102 242H103V241H102ZM142 242H144V241H142ZM154 242H155V239H154ZM176 242H177V241H176ZM179 242H180V241H179ZM195 242H196V241H195ZM197 242H199V241H197ZM203 242H204V241H203ZM203 242H202V243H203ZM215 242H216V241H215ZM217 242H218V241H217ZM228 242H229V244L231 243L230 240L227 241V243H228ZM251 242L253 243L254 240H253V241H250V243H251ZM255 242H258V239H257ZM255 242H254V243H255ZM5 243H6V242H5ZM7 243H8V242H7ZM45 243H46V242H45ZM59 243H60V242H59ZM84 243H86V242H84ZM99 243H101V242H99ZM104 243H105V242H104ZM104 243H103V244H104ZM127 243H128V242H127ZM129 243H130V242H129ZM131 243H132V242H131ZM145 243H146V242H145ZM162 243H165V242L163 241ZM162 243H161V245H162ZM221 243H222V242H220V243L218 242V244H221ZM227 243H226V244H227ZM232 243H233V242H232ZM239 243L236 244V245L238 246ZM248 243H249V242H248ZM254 243L248 245L249 247L246 248V249L248 250L247 253H249V254H251V255L253 254L255 258H256V254H257V255H260L261 258H262V257L264 256V251H263V249H262V246H260V245L256 246V245H254ZM0 244H2V242H1ZM73 244H75V243H73ZM73 244H71V245H73ZM77 244H79V243L77 242ZM80 244H81V243H80ZM86 244H87V243H86ZM86 244H85V245H86ZM96 244H97V243H96ZM108 244H109V243H108ZM155 244H156V242H155ZM172 244H174V243H172ZM184 244H185V243H184ZM194 244H196V243H194ZM203 244H204V243H203ZM205 244H206V243H205ZM222 244H224V243H222ZM242 244H244V243H242ZM242 244H241V245H242ZM255 244H257V243H255ZM6 245H7V244H6ZM9 245H10V244H9ZM59 245H61V244H59ZM104 245H107V244H104ZM121 245H122V244H121ZM126 245H127V244H126ZM126 245H124V247H125ZM129 245H130V244H129ZM143 245H144V244H143ZM156 245H157V244H156ZM159 245H160V244H159ZM161 245H160V246H161ZM215 245H217V243H216ZM227 245H228V244H227ZM230 245H231V244H230ZM230 245H228V248H229V247H232V246H230ZM232 245H233V244H232ZM234 245H235V244H234ZM234 245H233V246H234ZM244 245H247V244H244ZM244 245H243V246H244ZM2 246H3V245H2ZM7 246H8V245H7ZM14 246H15V245H14ZM40 246L43 247L41 242H40ZM40 246H39V244H38V247H39V248H40ZM44 246H45V245H44ZM54 246H56V245H54ZM68 246H69V245H68ZM75 246L78 247V245H75ZM75 246H74V247H75ZM92 246H93V245H92ZM92 246H91V247H92ZM163 246H165V244H164ZM190 246L192 247V245H190ZM193 246H194V245H193ZM213 246H214V245H213ZM263 246H264V245H263ZM11 247H12V244H11ZM47 247H48V245H47ZM58 247H59V246H58ZM63 247H65V246H63ZM66 247H67V245H66ZM69 247H70V246H69ZM74 247H73V248H74ZM91 247H88V248H91ZM97 247H98V245H97ZM116 247H117V246H116ZM127 247H128V246H127ZM131 247H132V245H131ZM144 247H145V246H144ZM194 247H196V246H194ZM214 247H215V246H214ZM223 247H224V245H223ZM225 247L227 248V246H225ZM2 248H3V247H2ZM12 248H16V247H12ZM30 248H31V247H30ZM30 248H28V250H29ZM48 248H49V247H48ZM73 248H71V250H72ZM120 248H122V247L120 246ZM129 248H130V247H129ZM129 248H128V249H129ZM133 248H134V247H133ZM145 248L148 249L149 247H145ZM150 248H152V247H150ZM159 248H160V247H159ZM159 248H158V250H159ZM197 248H199V247H197ZM197 248H194V251H195V249H197ZM212 248H213V247H212ZM219 248H220V247H219ZM232 248H233V247H232ZM238 248H239V246H238ZM238 248L235 246V249H238ZM32 249H33V248H32ZM55 249H56V248H55ZM55 249H54V251H56ZM60 249H62V248H60ZM68 249H69V248H68ZM95 249H96V248H95ZM124 249H126V248H124ZM134 249H135V248H134ZM191 249H193V247H192ZM191 249H190V250H191ZM210 249H211V248H210ZM210 249H208V250H210ZM223 249H225V248H223ZM242 249L244 250L245 248H242ZM9 250H10V249H9ZM15 250H16V249H15ZM17 250H18V249H17ZM21 250H22V249H21ZM35 250H36V249H35ZM42 250H43V251H46L47 248L45 247V248H43ZM126 250H127V249H126ZM142 250H143V252H144V249H142ZM173 250L175 251L176 249H173ZM173 250H171V251L173 252ZM198 250H199V249H198ZM217 250H218V249H217ZM220 250H221V249H220ZM220 250H219V252H222V251H223V250H221V251H220ZM228 250L230 251V249H228ZM247 250H246V251H247ZM18 251H19V250H18ZM23 251H25V250H23ZM58 251H59V250H58ZM72 251H74V250H72ZM121 251H122V254H123V253H124V252H123V249H122ZM121 251H120V252H121ZM127 251H128V250H127ZM129 251H130V250H129ZM152 251H153V249H152ZM152 251H151V253H153ZM154 251H156V249H155ZM161 251H162V250H161ZM161 251H160V253H161ZM171 251H170V252H171ZM186 251H188V250H186ZM199 251H203V249H202V250L200 249ZM215 251H216V250H215ZM215 251H214V252H215ZM224 251H226V249H225ZM234 251H235V250H234ZM246 251H243V255H244V253H245ZM20 252H21V251H20ZM26 252H27V251H26ZM33 252H34V250H33ZM36 252H37V251H36ZM46 252H47V251H46ZM46 252H45V253H46ZM60 252H62V251H60ZM120 252L118 251V253H120ZM130 252H131V251H130ZM146 252H147V251H146ZM146 252H145V253H146ZM204 252H205V251H204ZM216 252H218V251H216ZM219 252H218V254H219ZM227 252H228V251H227ZM236 252H238V250H236ZM241 252H242V250H241ZM241 252H240V253H241ZM2 253H4V251H3ZM24 253H25V252H24ZM24 253H23V254H24ZM48 253H49V252H48ZM48 253H47V254H48ZM62 253H63V252H62ZM65 253H66V252H65ZM73 253H74V252H73ZM76 253H78V252H76ZM86 253H87V252H86ZM125 253H126V252H125ZM127 253H128V252H127ZM158 253H159V251H158ZM192 253H193V251H192ZM212 253H213V252H212ZM224 253H226V252H223L222 255H224ZM11 254H13V253H11ZM11 254H10V255H11ZM23 254H22V255H23ZM47 254H46V255H47ZM50 254H51V252H50ZM63 254H64V253H63ZM67 254H68V253H67ZM67 254H66V256H67ZM78 254H79V253H78ZM179 254H180V253H179ZM197 254H198V253H197ZM200 254H201V255H204V254H202L201 252H200ZM200 254H198V255L201 256ZM210 254H211V253H210ZM210 254H209V255H210ZM235 254H236V253H235ZM235 254H234V255H235ZM237 254L240 255L239 253H237ZM15 255H17V254H15ZM22 255H21V256H22ZM43 255H44V254H43ZM43 255H42V256H43ZM81 255H82V254H81ZM101 255H102V254H101ZM101 255H100L99 257L102 259V256H101ZM180 255H181V254H180ZM183 255H184V256H183ZM183 255H182V257L180 256V257H178V258L176 257V259H174V258H175V253L173 252L172 257H174V258L171 259L172 257H170V259H171L170 263H171V264H189V263H191L190 256H189L188 254H186V253L184 254V252H183ZM192 255H195V254H192ZM192 255H191V256H192ZM198 255H196V256H198ZM212 255H213V254H212ZM215 255H217V254H214V256H215ZM228 255H229V254H227L226 256H228ZM3 256H4V254H3ZM40 256H41V255H39V257H40ZM69 256H72V255H69ZM74 256H75V255H74ZM91 256H92V255H91ZM94 256H95V255H94ZM133 256H135V254H134ZM133 256L131 255V257H133ZM162 256L164 257L163 254H162ZM169 256H170V255H169ZM177 256H178V255H177ZM214 256H213V257L210 256V257L214 258ZM219 256H220V255H219ZM6 257H8V256L6 255ZM9 257H11V256H9ZM19 257H20V255H19ZM35 257H36V256H35ZM44 257H45V256H44ZM55 257H56V256H55ZM60 257H61V256H60ZM60 257H59V258H60ZM62 257H63V256H62ZM64 257H65V256H64ZM99 257H98V258H99ZM123 257H124V256H123ZM123 257H122V258H123ZM128 257H129V256H128ZM143 257H144V256H143ZM166 257H168L167 254L165 255V258H166ZM205 257L208 258L207 255H206ZM216 257H217V256H216ZM222 257H223V260H224V256H222ZM231 257H232L233 259H235V257H233V255H232ZM238 257H240V256H238ZM245 257H246V256H245ZM247 257H248V256H247ZM249 257H250V256H249ZM254 257L252 256V259H255ZM4 258H5V256H4ZM16 258H17V257H16ZM37 258H38V257H36V259H37ZM91 258H92V257H91ZM96 258H97V257H96ZM116 258H117V257H116ZM133 258H134V257H133ZM136 258H137V257H136ZM145 258H146V257H145ZM202 258H204V256H203ZM225 258H226V257H225ZM228 258H229V257H228ZM263 258H264V257H263ZM6 259H8V258H6ZM12 259H13V258H12ZM29 259H30V258H29ZM31 259H33V258H31ZM36 259H35V260H36ZM52 259H53V258H52ZM60 259H61V258H60ZM78 259H79V258H78ZM85 259H88V260H89V257H88V258H84V260H85ZM110 259H111V258H110ZM123 259H124V258H123ZM127 259H128V258H127ZM143 259H144V258H143ZM161 259H162V258H161ZM170 259H169V260H170ZM204 259H205V258H204ZM226 259H227V258H226ZM248 259H249V258H248ZM248 259H247V262L250 261V262H253V264H258V263H260V262H257V260H259L258 258H256L257 260H256V259H255V260H251V259H250L249 261H248ZM2 260H3V259H2ZM35 260H34V261H35ZM37 260H38V259H37ZM45 260H46V258H45ZM63 260H64V259H63ZM69 260H70V259H69ZM71 260H72V259H71ZM88 260H87V261H88ZM114 260H116V259H114ZM139 260H140V258H139ZM169 260H167V261H169ZM217 260H218V259H217ZM220 260H221V258H220ZM236 260H239V259L237 258ZM236 260H235V261H236ZM5 261H6V260H5ZM65 261H66V260H65ZM73 261L77 262L78 260L75 259V260H73ZM135 261H136V260H135ZM152 261H153V260H152ZM154 261H155V260H154ZM167 261H166V262H167ZM204 261H205V260H204ZM207 261H208V260H207ZM207 261H205V262L207 263ZM212 261H214V260L212 259ZM255 261H256V262H255ZM259 261H260V260H259ZM263 261H264V260H262V262H263ZM23 262H24V261H23ZM23 262H21V263H23ZM44 262H45V261H44ZM63 262H64V261H63ZM63 262H62V263H63ZM97 262H98L99 264H101V262H103V260H101V262H99V260H97ZM97 262H95V263H97ZM120 262H121V260H120ZM123 262L125 263V261H123ZM123 262H122V264H123ZM137 262H138V261H137ZM149 262H150V261H149ZM156 262H157V261H156ZM156 262H154V263H156ZM158 262H159V260H158ZM166 262H165V263H166ZM201 262H202V261H201ZM201 262H200V263H201ZM205 262H203V263H201V264H205ZM228 262H229V261H228ZM233 262H234V261H233ZM233 262L230 263V264H233ZM244 262H245V261H243V263H244ZM6 263H7V262H6ZM27 263H28V262H26L25 264H27ZM30 263H31V261H30ZM38 263H39V261H38ZM48 263H49V262H48ZM64 263H65V262H64ZM83 263H84V262H83ZM85 263H86V262H85ZM140 263H141V262H140ZM142 263H143V262H142ZM146 263L149 264L148 261H147ZM150 263H151V262H150ZM167 263H168V262H167ZM235 263H236V262H235ZM240 263H241V261H238V263H236V264H240ZM263 263H264V262H263ZM15 264H16V263H15ZM19 264H20V263H19ZM28 264H29V263H28ZM33 264H34V263H33ZM45 264H47V263L45 262ZM50 264H51V263H50ZM66 264H67V262H66ZM79 264H80V263H79ZM105 264H106V262H105ZM115 264H116V263H115ZM151 264H152V263H151ZM159 264H160V262H159ZM226 264H227V263H226ZM245 264H246V262H245ZM249 264H250V263H249Z\"/></svg>",
  "mask_w": 264,
  "mask_h": 264
}]
</instances>
